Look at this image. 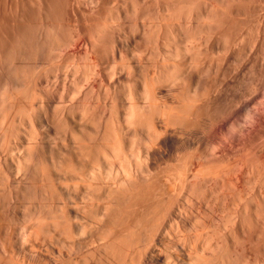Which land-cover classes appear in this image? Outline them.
<instances>
[{
  "label": "rangeland",
  "instance_id": "obj_1",
  "mask_svg": "<svg viewBox=\"0 0 264 264\" xmlns=\"http://www.w3.org/2000/svg\"><path fill=\"white\" fill-rule=\"evenodd\" d=\"M33 1H35L36 3H33ZM0 0V22H7V24H6V26H5V24L4 23H0V29H2V30H0V31H2V32H0V102H1V99H2V97L4 96V94H6L5 95V97H6V101L7 102H9L10 100L9 99H11V98H16L15 96H13V97H11V98H9V96H12L13 94L15 95H17V98L18 99H16L17 100V103H18V107L16 106V104H15V106H12V107H14V109L11 107V109L12 110H14L16 113H19V110H20V108H22L21 110H20V113L19 114H13L12 112L10 113V111H12L11 109H9L10 107L9 106H11V104L9 105V104H6L4 101V98H3V102L5 103V105L2 103H0L1 105H3V106H5L7 109V111L9 110V112H6V110L4 109L5 107H1V105H0V108L2 109V111H4L3 112V114L1 113L0 114V117H1V115H2V117L0 118L1 120H3L4 121V127L2 126V125H0V130H1V132H0V137H3V138H0V149H4L3 151H6V150H9L11 147H12V149H10V150H14V153L17 151L16 149L17 148H22V146L21 145H19V146H17V143H18V141H19V143L18 144H22L23 143V141H24V143H23V145H26L27 146V144H26V142L28 143H37L36 144V146H35V144L33 143V146H34V148H33V150H32V152H34L33 153V155H35L34 156V158H33V160H34V162H32V165L30 166V167H32V169L30 170L29 169V174H31V173H34L35 174V170L39 173L38 174V176H40V178L43 180L44 178H46V174H53V175H51V178L52 177H54V178H52V180L53 179H58V180H56L55 182H54V180H53V182L56 184V182H57V186L59 185V180H62V182L63 183H66V187H65V189H64V187L62 188H60V187H58L57 189L60 191L59 193H58V195H57V192H55L56 194L54 195L55 197H50V194H48L49 192V190H48V186H47V188L45 187L46 185H47V181H46V183H45V181H40L41 179H39L38 178V183H39V185H40V182H41V184H42V182H43V184L45 185H43L42 184V186L41 187H43L44 186V188H45V190H44V188L42 189L41 187L39 188V191H38V193H40V195L38 194V196H39V198H38V200L41 198V200H39L40 202H36V200H35V198H37V197H35L34 198V202L32 201V198L35 196V191H34V189L31 187V185L29 184V182H25V181H28V180H25V181H23L22 183H23V185H24V183L26 184V185H28L29 184V186L32 188H30L29 186H23L21 183L20 184H18L16 181V187H15V184H13V179L15 178L14 177V173H11V172H15V167L13 166L14 164H13V162H11V155L10 154H14V153H12V151L11 152H8V158L10 159H8V161H10L11 163H10V165H12V166H10L9 165V163L7 164V165H9L10 166V168L8 169V168H6L7 170V172L8 171H10V174H9V172L7 173L9 176H10V179H12L11 181H7V180H5L6 179V175L4 176V173H2V171H0L1 172V174L3 175V177L5 178H3V177H1L2 175H0V182L2 183V182H4L3 180H5L6 182H5V184H6V186L4 185V183H3V185L2 186H0V191L1 190H3L5 193L3 194V191H1L0 192V194H3V195H0V206H3L2 204H3V201H4V198L2 199V197L3 196H7V195H10L11 197H12V201L13 202H15V203H12V201L10 200V199H8V198H10L9 196H7L6 197V199L10 202L9 204H7L8 203V201L5 199V204H7V205H4L3 207H4V211L2 210V208H1V210H0V214L2 215V219H1V216H0V221L3 223L2 224V226H3V228H4V235L3 236H5L4 238H5V240L8 238V236H10V238H12V237H16L17 236V238H16V240L15 239H13L14 240V242H12V240L10 239H8L10 242H12L11 244H9L10 242L8 241V240H6V241H8V243H6V244H9V247L11 248H13V249H15V250H12V251H15V252H18V253H10V252H12V251H10L9 252V250H11V249H7L8 250V252H7V250H5L4 252H3V249H6L8 246L5 244L4 245V242H6V241H4L3 240V238H0V243L3 241V243L2 244H0V247H6V248H0L1 249V251H0V253H2L3 255H4V253H9V254H13L14 256H16V257H14V256H12V257H14V258H16V259H18V260H22V257H23V260L25 259L26 261V263H29V264H138V263H140V261L141 262H143V264H150V263H152L153 261V263L155 264V262L156 261H158V263L156 262V264H176V263H179L178 261V257L180 256V254H182L183 252V248H182V251L181 250H179L181 247H183V245H184V243L186 242H184V241H182V239L185 237V239L184 240H187L189 237H190V235L191 236H193V237H195V233H196V229L194 228L193 229V227H195L196 226V228L199 230V232L200 231H203L204 230V228H203V230H201V228L199 229V226H198V222L199 221H197V217H198V219H199V217H200V215H202L201 217H200V220L202 219L203 220V222H204V220H206V219H208V220H206V222L205 223H207L208 224V222L210 223V224H212L211 222V220H215L216 221V219H217V217L215 216L216 215V213H217V208H219L218 207V205L220 204L221 206H223V212H222V215H224L225 216V214H226V217H227V214L229 213L230 215H233V213L235 214L236 212H235V208H236V211H237V213H238V210L237 209H239V211H240V207H242L241 205H243L242 203H241V201H244L245 200V198H246V195H249V197L247 196V198H246V200L248 201L247 202V205L249 206H247V209L249 208V210H247V212H251L252 213V211H254V208L253 209H250L252 206H254L255 205V203H256V201H258V200H260L261 199V193H263L264 192V183L262 184V185H258V183H260L259 182V180H257V178H259V176L261 175V177L263 178H259L260 179V181L262 182L263 180H264V175L263 174H261L262 172L264 173V169H262L261 168V164H263V160H264V0H241V2L239 1V0H233V2H235L236 1V3H234V7L232 6V7H230L231 5H229V10L227 9V11H229V12H226V8L228 7L226 4L228 3V0H225V2H224V0H219L218 2L215 0L213 3H216V5H214L213 7H215L216 8V6H217V4H218V7H219V9H218V7L216 8V9H218L217 10V12L219 13V15H218V13H216V9L215 8H213V9H215L214 11H213V9L211 10V12H214L213 14H211V12H210V10L208 11V9H211V4H210V2L209 3H207L208 2V0H200L201 2H202V4H200L201 2H199V0H197V2H196V0H194V2H196V4L195 3H193V5L195 4V6H193V5H191L192 4V2H190V0H187V2H186V0H183V1H185L187 4L188 3H190V6H191V9H193V12H194V9H197V10H200V11H203V12H200V11H198V12H200V14H199V17H198V21L200 22V24L199 23H197V20L194 18V24H196L197 25V27L196 28H198L197 30L195 29V25L193 24V22L191 23V27H189V29H191V31L193 30H196L194 33H196L197 35H194V33H193V31L191 32L189 29L187 30L188 32V34L186 33V35H185V33L183 32V33H181L180 31H185V29L183 28V27H185V26H187L188 27V24L186 23V24H184L185 26H181L183 23H185L186 21L184 20V16L186 15V11L188 10V8H189V10H191L190 9V6H189V4L187 5V4H184L183 6V10L185 11V13H184V11L182 10V12H183V14L182 15H179V16H183L182 17V20H183V22H181V21H179L180 20V17L178 16V13H179V6L176 8V7H174V5H177L178 3H175L174 4V2H175V0H173V7L171 8V6L172 5H169L170 7V9H171V11H172V9L173 8H176V9H178V10H174L173 9V12L172 13H174V11H177V14L175 15V14H173V16H171V17H168L169 15H171V12L169 11V12H165L166 14H167V16L165 15L164 16V12H163V10H167V8L166 7H168V6H166L167 4H165L166 3V1L167 0H41L42 2H41V4H42V6H43V9L41 10V8L42 7H40L39 6V8L37 7L39 4L37 3V1L38 0ZM66 1V2H65ZM147 1V2H146ZM177 1H180V0H176V2ZM183 1H182V3L181 2H179V4L180 5H182L183 4ZM189 1V2H188ZM211 1V0H210ZM51 2V3H50ZM92 2L94 3V4H92ZM111 4H110V3ZM136 3V4H134V3ZM163 2H165V3H163ZM169 2H170V0H169ZM172 2V1H171ZM184 2V3H185ZM199 2V3H198ZM205 2V3H204ZM226 3V4H224V3ZM247 2V3H246ZM252 2V3H251ZM254 2V3H253ZM96 3V4H95ZM128 3V4H127ZM138 3V4H137ZM158 3V4H157ZM168 3V2H167ZM206 3H207V5H206ZM222 3V4H221ZM229 3H232V0H231V2L229 1ZM228 3V4H229ZM26 4V5H25ZM34 4V5H33ZM35 4H37V5H35ZM98 4V5H97ZM132 4H133V6H136V7H134L133 8V6H132ZM165 4V5H164ZM169 4V3H168ZM172 4V3H171ZM210 4V5H209ZM224 4V5H223ZM233 4V3H232ZM242 4V5H241ZM11 5V6H10ZM18 5V6H17ZM65 5V6H64ZM78 5V6H77ZM90 5V6H89ZM95 5V6H94ZM101 5H103V6H101ZM116 5V6H115ZM120 5V6H119ZM129 6V9L127 8V6ZM164 5V6H163ZM199 5V6H198ZM204 5H205V7H204ZM224 6V7H222V6ZM236 5V6H235ZM35 6V7H34ZM58 6V7H57ZM72 8H71V7ZM100 6V7H99ZM123 6H124V8H123ZM185 6H187V8H185ZM210 6V8H208V7ZM226 6V7H225ZM77 7V8H76ZM131 7V8H130ZM148 7V8H147ZM165 7V8H164ZM193 7H196V8H193ZM199 9H198V8ZM206 7H207V9H206ZM258 7V8H257ZM5 8V9H4ZM14 8V9H13ZM26 8V9H25ZM35 8V9H34ZM36 8L38 9V10H36ZM51 8V9H50ZM91 8V9H90ZM141 8V9H140ZM234 8H236L235 10H234ZM11 9V10H10ZM21 9H23L22 11H24V12H22L21 11ZM158 9V10H157ZM187 9V10H186ZM221 9H224L223 11H225V13L221 10ZM231 9L233 10V12H231ZM30 10V11H29ZM118 10H120V11H118ZM129 12H128V11ZM137 10H139V11H137ZM205 10H206V12H207V14H209V15H205ZM220 10V11H219ZM260 10V11H259ZM19 11V12H18ZM32 11V12H31ZM37 11V12H36ZM41 11V12H40ZM95 11V12H94ZM123 11H125V12H123ZM136 11V12H135ZM144 11V12H143ZM181 11V10H180ZM192 11V10H191ZM33 12L35 13V14H33ZM121 12V13H120ZM126 12H128V13H126ZM161 12V13H160ZM182 12H180V13H182ZM197 12V11H196ZM210 12V13H209ZM222 12V13H221ZM251 12V13H250ZM17 13H18V15H17ZM24 13V14H23ZM74 13V14H73ZM101 13H103V14H101ZM106 13V14H105ZM134 13V14H133ZM135 13H137V15H135ZM160 13V14H159ZM176 13V12H175ZM224 13V15H222ZM227 13V14H226ZM228 13H229V15H228ZM233 15H232V14ZM31 14H33V15H31V17H30V15ZM36 14H37V16H36ZM45 14V15H44ZM105 14V15H104ZM107 14H109V15H107ZM116 14V15H115ZM125 14V15H124ZM126 14H128V15H126ZM159 14V15H158ZM202 14H204V15H202ZM217 14V15H216ZM220 14H221V16H220ZM226 14V15H225ZM2 15V16H1ZM94 15V16H93ZM100 15V16H99ZM123 15V16H122ZM133 15V16H132ZM163 17L164 16V18H162L161 16ZM211 15V16H210ZM237 15V16H236ZM23 16V17H22ZM26 18H25V17ZM40 16V17H39ZM49 16V17H48ZM103 16V17H102ZM105 16V17H104ZM107 16H109L108 18H107ZM118 16V17H117ZM137 18H136V17ZM174 16L176 17V21L178 22H181L182 24H180V26L183 28L182 30H181V27L180 28H176V27H179L177 24L179 23H177V24H175L176 23V21H175V18H174ZM202 16H203V18H202ZM215 16V17H214ZM218 16L220 17V19L218 18ZM226 16V17H225ZM228 16H231L230 17V19H229V17ZM247 16V17H246ZM256 16V17H255ZM32 18V20L31 21H29L30 20V18ZM35 17H36V19H37V21H36V19H35ZM54 17V18H53ZM65 17V18H64ZM110 17H112V18H110ZM122 17V18H121ZM178 17V18H177ZM210 17V18H209ZM212 17V18H211ZM216 17H217V19H219V20H216V22H215V19H216ZM234 17V18H233ZM12 18V19H11ZM22 18V19H21ZM67 18V19H66ZM73 18V19H72ZM139 18V19H138ZM157 18H158V20H157ZM165 18H168V19H166V21L167 20H169V21H165ZM169 18H171V20H174L173 22L169 19ZM202 19V21H204V22H202L200 19ZM205 18H207V19H205ZM225 18V22L224 21H220L221 19L223 20ZM228 19V21H229V23L226 21L227 19ZM232 18V19H231ZM258 18V19H257ZM29 19V20H28ZM33 19H35V20H33ZM48 19V20H47ZM64 19V20H63ZM98 19V20H97ZM103 19H105V20H103ZM107 19V20H106ZM110 19V20H109ZM118 19V20H117ZM138 19V20H137ZM161 19H164V20H162L161 21ZM178 19V20H177ZM205 19V20H204ZM210 19V20H209ZM211 19H212V21H211ZM238 19V20H237ZM243 19V20H242ZM27 20V21H26ZM41 20V21H40ZM73 20V21H72ZM101 20V21H100ZM112 20V21H111ZM143 20H144V23H143ZM147 22H146V21ZM148 20H149V22H148ZM157 21V23H159V25L156 23V21ZM206 20H207V22H206ZM235 20V21H234ZM10 21H12V22H10ZM23 23H22V22ZM64 21V22H63ZM134 21H138L137 23L135 22L134 23ZM142 21V22H141ZM165 22V24L166 25H164V22ZM218 21H220V23L218 22ZM231 21H233V22H231ZM244 21H246V22H244ZM257 21V22H256ZM260 21V22H259ZM5 22V23H6ZM18 22H20V23H18ZM25 22V23H24ZM48 22V23H47ZM91 22V23H90ZM152 24H151V23ZM161 22V23H160ZM196 22V23H195ZM206 22V23H205ZM209 22V23H208ZM223 22H224V24H223ZM235 22V23H234ZM255 24H254V23ZM22 23V24H21ZM32 23H33V25H32ZM38 23V29L36 30L34 27H36L35 25ZM96 23V24H95ZM106 25H105V24ZM140 23V24H139ZM148 23V24H147ZM154 23V24H153ZM156 23V24H155ZM172 23V24H171ZM208 23V24H207ZM212 23V24H211ZM216 23H219V25L221 26V28H220V26H218ZM221 23L224 25H221ZM228 25H227V24ZM241 23V24H240ZM244 23V24H243ZM251 23V24H250ZM1 24H4V25H1ZM31 24V25H30ZM35 24V25H34ZM43 24V25H42ZM47 24V25H46ZM50 24H52V25H50ZM68 24V25H67ZM104 24V25H103ZM113 24H114V26H113ZM136 24V25H135ZM149 24H151V25H149ZM161 24H163V25H161ZM204 24H206L208 27H210V28H208V27H206V25H204ZM216 24V25H215ZM243 24V25H242ZM246 24V25H245ZM254 24V25H253ZM42 27H41V26ZM46 25V26H45ZM109 26V28H107L108 26ZM140 25V26H139ZM144 25H146L145 26V28H143L144 27ZM149 25V26H148ZM155 25V26H154ZM176 26L175 28H174V26ZM202 25V26H201ZM212 25V26H211ZM253 27H252V26ZM18 26V27H17ZM48 26V27H47ZM54 27V30H53V27ZM104 26V27H103ZM137 26H139L138 28H136ZM143 26V27H142ZM153 27V29H155V30H153L152 29V27ZM162 26V27H161ZM165 26H167V27H164ZM169 26V27H168ZM170 26H171V28H170ZM194 26V27H193ZM203 26H205L204 27V29L205 30H202L203 29ZM250 26V27H249ZM11 27V28H10ZM40 27V28H39ZM46 27V28H45ZM94 27V28H93ZM112 27V28H111ZM187 27H185V28H187ZM200 27H202V28H200ZM216 27H217V29H216ZM222 27H224L223 29H225V32H224V30L222 31ZM230 27V28H229ZM236 27V28H235ZM252 27V28H251ZM257 27V28H256ZM10 28V29H9ZM51 28V29H50ZM67 28V29H66ZM102 28V29H101ZM148 28H151V29H148ZM156 28L158 29L157 30V32H156ZM160 28H161V30H160ZM163 28V29H162ZM174 28V29H173ZM207 28V29H206ZM228 28V29H227ZM5 29H7V30H5ZM8 29H9V31H8ZM20 29V30H19ZM42 29V30H41ZM69 29V30H68ZM81 29V30H80ZM139 31H138V30ZM149 31H148V30ZM167 30V32H166V30ZM170 29H171V31H170ZM179 30V31H176V30ZM221 29V30H220ZM249 29V30H248ZM260 29V30H259ZM27 30V31H26ZM44 30V31H43ZM68 30V31H67ZM76 30V31H75ZM103 30V31H102ZM145 30V31H144ZM160 30V31H159ZM165 30V31H164ZM169 30V31H168ZM174 30L176 31V32H178V34H179V32L181 33V35H178L177 33H173L174 32ZM210 30H211V32H210ZM218 30V31H217ZM233 30H235V31H233ZM240 30V31H239ZM6 31H7V33H6ZM113 32L114 33V31L116 32V33H114V35H112V33H110V32ZM145 33H144V32ZM146 31H147V34H151L152 33V31H154V37H156V35H160L159 36V38H152L153 37V33H152V35H148L149 36V40L148 39H146L147 37H144L145 35H147L146 34ZM162 31H164V32H162ZM198 31H200V32H198ZM203 31V32H202ZM204 31H206V32H204ZM237 31V32H236ZM19 32V33H18ZM23 32V33H22ZM36 32V33H35ZM45 32V33H44ZM68 32V33H67ZM75 32V33H74ZM98 32V33H97ZM141 34H140V33ZM190 32L192 33V34H190ZM198 32V33H197ZM202 32V33H201ZM208 32V33H207ZM214 32V33H213ZM221 32H223V33H221ZM258 32V33H257ZM1 33H2V35H1ZM29 33V35L27 36V34ZM33 33V34H32ZM62 33V34H61ZM67 33V34H66ZM70 33H71V36L72 37H70ZM118 33V34H117ZM158 33V34H157ZM163 33H165V34H163ZM167 33V34H166ZM205 33V34H204ZM211 33V34H210ZM236 33V34H235ZM257 33V34H256ZM5 34H7V35H5ZM9 34V35H8ZM13 34V35H12ZM39 34V35H38ZM98 34V35H97ZM100 34V35H99ZM103 36H102V35ZM143 34V35H142ZM145 34V35H144ZM201 34V35H200ZM203 34V35H202ZM210 34V35H209ZM215 34V35H214ZM229 34V35H228ZM245 34V35H244ZM16 35V36H15ZM24 35H25V37H24ZM61 35V36H60ZM64 35V36H63ZM116 35V36H115ZM135 35V36H134ZM140 35H141V38H140ZM172 37H171V36ZM179 38H181V39H178V37ZM185 35V36H184ZM194 35V37H192L191 38V36H193ZM212 35V36H211ZM214 35V36H213ZM241 35V36H240ZM143 36V37H142ZM152 36V37H151ZM173 36H174V38H173ZM186 36H188L187 38H185ZM189 36H190V38H189ZM195 36H196V38L197 39H195L194 40V38H195ZM201 38V40L198 38ZM205 36H207V37H205ZM208 36H210L211 38H209ZM218 36V37H217ZM243 36V37H242ZM249 36V37H248ZM29 37V38H28ZM90 37H92V42H94L93 44L91 43V38ZM138 37V38H137ZM177 39H176V38ZM236 37V38H235ZM247 37V38H246ZM75 38H77V39H75ZM81 38V39H80ZM115 38V39H114ZM121 38V39H120ZM152 38V39H151ZM168 38V39H167ZM170 38H172V39H170ZM189 38V39H188ZM214 38V39H213ZM261 38L263 39V40H261ZM5 39V40H4ZM73 42L72 44L70 43V40ZM83 39V40H82ZM96 39V40H95ZM98 39V40H97ZM126 39V40H125ZM136 39V40H135ZM187 39V40H186ZM192 39H193V42H192ZM206 39V40H205ZM212 39V40H211ZM241 39V40H240ZM255 39V40H254ZM4 40V41H3ZM23 40V41H22ZM77 40V41H76ZM80 40V41H79ZM85 40V41H84ZM90 40V41H89ZM95 40V41H94ZM100 40V41H99ZM121 40V41H120ZM122 40H124L125 41V43H124V41H122ZM131 41V45H130V41ZM145 42H144V41ZM155 40V41H154ZM169 40V41H168ZM180 41V42H177V41ZM184 40V41H183ZM199 40V41H198ZM203 40H205V42H209V40H211L209 43H211V44H209L208 43V45H210V46H208ZM231 40V41H230ZM237 40V41H236ZM239 40V41H238ZM245 40H247V41H245ZM6 41V42H5ZM34 41V42H33ZM70 43L69 45H68V43ZM79 41V42H78ZM87 41V42H86ZM110 41V42H109ZM134 41H137V42H134ZM150 41V42H149ZM156 41H158V42H156ZM160 41V42H159ZM173 41V42H172ZM176 41V42H175ZM183 41V42H182ZM214 41H216V42H214ZM242 43H241V42ZM245 41V42H244ZM18 42V43H17ZM31 42V43H30ZM41 42V43H40ZM57 42V43H56ZM61 42V43H60ZM67 43V44H64V43ZM78 42V43H77ZM82 42V43H81ZM98 42H100L99 44H98ZM106 42V43H105ZM148 42V43H147ZM213 42V43H212ZM221 42H222V44H221ZM236 42V43H235ZM261 42V43H260ZM263 42V43H262ZM3 43V44H2ZM23 43V44H22ZM84 43V44H83ZM87 43V44H86ZM102 43V44H101ZM157 43V44H156ZM190 43V44H189ZM194 43V44H193ZM202 43H203V45H202ZM238 43V44H237ZM2 44V45H1ZM15 44V45H14ZM17 44V45H16ZM33 44V45H32ZM95 44H97V45H95ZM117 44V45H116ZM126 44V45H125ZM129 46H128V45ZM148 44V45H147ZM151 44V45H150ZM162 46H161V45ZM171 44H173V45H171ZM175 44V45H174ZM182 44V45H181ZM192 44H193V46H192ZM219 44V45H218ZM244 44V45H243ZM10 45V46H9ZM12 45V46H11ZM23 45H24V47H23ZM60 45V46H59ZM66 47H65V46ZM81 45V46H80ZM88 45V46H87ZM101 45V46H100ZM116 45V46H115ZM143 45V46H142ZM159 45L161 46V47H159ZM203 46V47H201V46ZM212 45V46H211ZM214 45V46H213ZM259 45V46H258ZM37 46V47H36ZM71 46V47H70ZM72 46H74L73 48H72ZM114 46H115V48H117V49H115L114 48ZM128 46V47H127ZM167 46H171V47H167ZM182 46H184V49H183V47ZM187 46V47H186ZM190 46V47H189ZM193 48H192V47ZM198 46H200V47H198ZM206 46H208V47H206ZM235 46V47H234ZM249 46V47H248ZM262 46V47H261ZM19 47V48H18ZM63 47V48H62ZM70 47V48H69ZM77 49H76V48ZM126 47V48H125ZM133 47V48H132ZM146 47V48H145ZM149 47H153L152 49L151 48H149ZM159 47V48H158ZM164 47H165V49H164ZM177 47H178V49H177ZM196 47V48H195ZM210 47V48H209ZM238 47H240V49L238 48ZM248 47V48H247ZM26 48V49H25ZM39 48V49H38ZM57 48V50H56V53L53 55V53H54V51H55V49ZM61 48V49H60ZM67 50H66V49ZM69 48V49H68ZM88 50H87V49ZM102 48V49H101ZM148 48V49H147ZM160 50V52L158 51V49ZM167 48V49H166ZM179 48H181V50H179ZM188 48H192V49H188ZM195 48V49H194ZM207 48V49H206ZM220 48V49H219ZM231 48V49H230ZM235 48V49H234ZM260 48V49H259ZM42 49V50H41ZM98 50L99 51V55L102 57V59L100 58V56L97 54L98 53V51H96V50ZM126 49V50H125ZM168 49H169V51H168ZM171 49V50H170ZM183 49V50H182ZM186 49V50H185ZM198 49H200V50H198ZM202 49H203V51H202ZM206 49V50H205ZM209 49V50H208ZM229 49V50H228ZM233 49V50H232ZM4 50V51H3ZM11 50V51H10ZM15 50V51H14ZM63 50V51H62ZM66 50V51H65ZM87 50V51H86ZM97 52L96 54H95V51ZM110 50H111V52H110ZM113 50V51H112ZM124 50V51H123ZM153 50V51H152ZM166 52H165V51ZM173 50V51H172ZM193 50H195V55H193V56H191L193 53ZM225 50V51H224ZM231 50V51H230ZM249 50V51H248ZM255 52H254V51ZM259 50V51H258ZM3 51V52H2ZM60 51V52H59ZM72 51V52H71ZM78 51V52H77ZM114 51L116 52V53H114ZM120 51H122V52H120ZM131 51H133V52H131ZM137 51V52H136ZM138 51H139V53H138ZM148 51V52H147ZM168 51V52H167ZM176 51H178V53H176ZM180 51H182V54L180 53ZM187 51H189L190 53H192V54H190L189 52H187ZM192 51V52H191ZM200 51V52H199ZM234 51V52H233ZM14 52V53H13ZM66 54H65V53ZM76 52V53H75ZM87 52V53H86ZM89 52V53H88ZM91 52V53H90ZM93 52H94V54H93ZM113 52V53H112ZM125 52V53H124ZM137 54H136V53ZM149 52H150V54H149ZM174 52V53H173ZM189 53V55L187 54V53ZM197 52V53H196ZM219 52V53H218ZM18 53V54H17ZM21 53V54H20ZM24 53V54H23ZM42 53V54H41ZM70 53H71V55H70ZM73 53H75V54H73ZM78 53V54H77ZM85 53V54H84ZM128 53H129V55H128ZM131 53H133V54H135L136 55V57H134V55L133 54H131ZM165 53V54H164ZM171 53V54H170ZM186 53V54H185ZM202 53V54H201ZM253 53V54H252ZM260 53V54H259ZM27 54V55H26ZM52 54V55H51ZM61 54V55H60ZM64 54H65V56H64ZM68 54V56L69 57H67L66 55ZM88 54V55H87ZM111 54H113V55H111ZM139 54V55H138ZM149 54V55H148ZM152 54V55H151ZM156 54V55H155ZM181 54V55H180ZM185 55V56H182V55ZM199 54V55H198ZM222 54V55H221ZM227 54V55H226ZM250 54H251V56H250ZM256 54V55H255ZM12 55V56H11ZM41 55V56H40ZM43 55V56H42ZM97 55V56H96ZM116 55V56H115ZM147 55V56H146ZM169 55V56H168ZM174 55V56H173ZM176 55V56H175ZM178 55H179V57H178ZM197 55H198V57H197ZM201 55H203V56H201ZM234 55V56H233ZM51 56V57H50ZM115 56V57H114ZM126 56V57H125ZM139 56V57H138ZM145 56V57H144ZM153 56V57H152ZM155 56V57H154ZM158 56V57H157ZM173 58H172V57ZM247 56H249V57H247ZM255 56H257V57H255ZM8 57V58H7ZM22 59H21V58ZM26 57V58H25ZM36 57V59H34ZM55 57H56V59H55ZM58 57V58H57ZM88 57V59H86ZM128 57V58H127ZM151 57V58H150ZM165 57V58H164ZM192 57V58H191ZM202 57H204V58H202ZM213 57V58H212ZM225 57V58H224ZM60 58V59H59ZM63 58V59H62ZM104 58V59H103ZM108 58L110 59V61L108 60ZM125 58V59H124ZM177 60H176V59ZM178 58H180V59H178ZM195 58H198V59H202V60H198V62H197V59L196 60H194ZM205 58H207V59H205ZM212 58V59H211ZM217 58V59H216ZM221 58V59H220ZM243 58V59H242ZM9 59L12 61H9ZM58 59V60H57ZM67 59V60H66ZM68 59H70V60H68ZM114 59V60H113ZM116 59V60H115ZM137 59V60H136ZM153 59H155V61L153 60ZM162 59H163V61H162ZM164 59H165V61H164ZM169 59V60H168ZM170 59H171V61H170ZM183 59V60H182ZM189 59H191V60H189ZM209 59V60H208ZM213 59H214V62H213ZM247 59V60H246ZM260 59V60H259ZM8 61V62H6V61ZM50 62H49V61ZM52 60V61H51ZM60 60V61H59ZM75 60V61H74ZM78 60V61H77ZM87 60H88V62H87ZM93 60V62H91ZM101 60V61H100ZM125 60V61H124ZM131 60V61H130ZM141 60V61H140ZM143 60V61H142ZM150 60V61H149ZM167 60H168V62H167ZM177 62H176V61ZM178 60H179V62H178ZM184 60H186V61H184ZM192 60H193V62L194 63H192ZM244 60H245V62H244ZM254 60V61H253ZM38 61V62H37ZM137 61H140L139 63L137 62ZM175 63H174V62ZM190 61V62H189ZM201 61H203V62H201ZM207 61V62H206ZM210 61V62H209ZM242 61V62H241ZM247 61H249V62H247ZM251 61V62H250ZM254 63H253V62ZM46 62V63H45ZM56 62H58V63H56ZM64 63V65L62 64V63ZM91 62V63H90ZM100 62H102V63H100ZM108 64H107V63ZM125 62H127V63H125ZM143 62V63H142ZM172 62H173V64H172ZM181 62H186L185 64L184 63H181ZM224 62V63H223ZM227 62V63H226ZM241 62V63H240ZM8 63H9V65H8ZM10 63L12 64V68L10 67L11 65H10ZM17 63V64H16ZM54 63V64H53ZM96 63V64H95ZM115 63H117V64H115ZM124 63H125V65H124ZM142 63V64H141ZM155 63V64H154ZM165 63V64H164ZM167 63V64H166ZM168 63H170L169 65H168ZM179 63H180V65L182 66H186L185 68L182 66H180L179 65ZM189 63V64H188ZM194 64V66L193 65H191V64ZM196 63V64H195ZM204 63V64H203ZM213 64V65H210V64ZM240 63V64H239ZM251 63H253V64H251ZM31 64H32V66H31ZM34 64V65H33ZM55 64H57V65H59V66H57V65H55ZM70 64V65H69ZM73 66H72V65ZM79 64H81V65H79ZM84 66H83V65ZM93 64H95V65H93ZM115 64V65H114ZM139 64L140 65H142V66H139ZM174 64H177V65H174ZM197 64H199V65H197ZM203 64V65H202ZM263 66H262V65ZM21 65V66H20ZM47 65V66H46ZM53 65V66H52ZM90 65V66H89ZM92 65H93V67H92ZM101 65V66H100ZM121 67H120V66ZM129 65H130V67H129ZM132 65V66H131ZM164 65H167V66H169V67H167V66H164ZM170 65H172V67H171V69H170ZM187 65H189V66H187ZM202 65V66H201ZM205 65V66H204ZM207 65V66H206ZM209 65V66H208ZM231 65V66H230ZM237 65V66H236ZM35 66V67H34ZM46 66V67H45ZM49 66V67H48ZM77 66V67H76ZM79 66V67H78ZM99 66V67H98ZM106 66V67H105ZM111 66H113L112 68H111ZM118 66V67H117ZM125 66V67H124ZM126 66H127V68H126ZM134 66V67H133ZM160 66V67H159ZM175 66V68L176 69H179L178 70V72H177V70L175 69V68H173ZM178 66H179V68H178ZM190 66H191V68H190ZM197 66V67H196ZM244 66V67H243ZM44 67H45V69H44ZM58 67V68H57ZM67 68V70H66V68ZM69 67V68H68ZM71 67V68H70ZM75 67V68H74ZM129 67V68H128ZM132 67V68H131ZM150 67V68H149ZM166 67H167V69H166ZM193 67V68H192ZM201 67V68H200ZM209 67V68H208ZM10 68V69H9ZM14 68V69H13ZM38 68V69H37ZM57 68V69H56ZM60 68V69H59ZM77 68V69H76ZM94 70H93V69ZM96 68V69H95ZM98 68V69H97ZM106 68H107V71H106ZM124 68V69H123ZM130 68L132 69V71L130 70ZM136 68H137V70H136ZM140 68V69H139ZM141 68H143V69H141ZM159 68V69H158ZM164 68V69H163ZM242 68V69H241ZM13 71H12V70ZM17 69H18V71L20 72L19 74H18V71H17ZM37 69V70H36ZM45 71H44V70ZM46 69H47V71H48V73H47V71H46ZM53 69H54V71H53ZM56 69V70H55ZM83 69L85 70V72L83 71ZM89 69H90V71H89ZM110 69H112V70H110ZM149 69V70H148ZM180 69H182V70H180ZM184 69V70H183ZM186 69V70H185ZM190 69V70H189ZM195 71H193V70ZM206 69V70H205ZM208 69V70H207ZM262 69V70H261ZM9 70V71H8ZM11 70V71H10ZM23 70H25V71H23ZM31 70H33V71H31ZM41 70H43L44 72H42ZM61 70H63V71H61ZM72 70V72H70ZM74 70V71H73ZM77 70V71H76ZM88 70V71H87ZM103 70V72H101V74L99 73L100 71H102ZM135 70V71H134ZM141 70V71H140ZM156 70V71H155ZM157 70H159V72L157 71ZM166 70H171V71H169V72H174L173 74H174V76L175 77H173V74H172V77L170 78L171 80H172V84H173V81H174V83H175V85L173 84V86L170 84V83H167V82H169L166 78H169L170 76V74L168 73V71L166 72ZM173 70V71H172ZM176 70V71H175ZM198 70V71H197ZM232 70V71H231ZM39 71V72H38ZM53 71V72H52ZM94 71V72H93ZM98 72V73H95V72ZM112 71V72H111ZM123 71V72H122ZM203 71H206V72H203ZM238 71H240L239 72V74H237L238 73ZM254 71V72H253ZM12 72V73H11ZM23 72V73H22ZM25 72V73H24ZM34 72V73H33ZM41 72H42V75H41ZM50 72H52V74H54V75H52ZM76 74H75V73ZM83 72L84 73H86V75L84 76L83 75ZM122 72V73H121ZM136 72V73H135ZM144 72H146V73H144ZM162 72H164L163 74L164 75H166V74H169V75H167V77L166 78H164L165 76L162 74ZM180 72L181 73H184L185 75L186 74H188V78L190 77V80L187 78H185V77H187V75L185 76V77H183V75L182 74H180ZM187 72V73H186ZM189 72V73H188ZM204 73V74H202V73ZM217 72V73H216ZM14 73V74H13ZM31 73V74H30ZM45 73V74H44ZM51 75H50V74ZM67 73V74H66ZM72 75V76H70V74ZM130 73H131V75H130ZM157 73V74H156ZM161 73V74H160ZM166 73V74H165ZM196 73H197V75H196ZM207 73V74H206ZM229 73V74H228ZM236 73V74H235ZM8 74V75H7ZM22 76H21V75ZM24 74V75H23ZM27 74V75H26ZM36 74V75H35ZM39 74H40V76H39ZM63 74V75H62ZM64 74H66L67 76H65V78H64ZM74 74H75V76H77V77H75L74 76ZM78 74V75H77ZM95 74V75H94ZM97 74V75H96ZM102 75V76H100V75ZM111 74V75H110ZM121 74V75H120ZM124 74V75H123ZM126 74V75H125ZM150 74V75H149ZM159 74V75H158ZM181 76H180V75ZM195 74V75H194ZM200 74H202V76L200 75ZM256 74V75H255ZM263 74V75H262ZM14 77H13V76ZM20 75V76H19ZM26 75V76H25ZM38 75V76H37ZM49 75V76H48ZM87 75H88V77H89V75H90V78L88 79V77H87ZM94 75V76H93ZM98 75H99V78H98ZM113 75L115 76V78L113 77ZM139 75V76H138ZM145 75V76H144ZM147 75V76H146ZM161 76V78L159 79V80H157L159 77L158 76ZM162 75L164 76V77H162ZM177 75L178 76H180V77H177ZM193 75V77H191V76ZM198 75H200V77L198 76ZM234 75H235V77H234ZM262 75V76H261ZM12 76V77H11ZM25 76V77H24ZM34 76V77H33ZM47 76V77H46ZM52 76V77H51ZM59 76V77H58ZM95 76H97V77H95ZM127 76V77H126ZM149 76H151V78H149ZM156 76V77H155ZM169 76V77H168ZM196 76V77H195ZM228 76V77H227ZM258 76V77H257ZM5 77V78H4ZM10 77V78H9ZM15 77H17V78H15ZM19 77V78H18ZM44 79H43V78ZM48 79V81H47V79ZM58 77V78H57ZM67 77V78H66ZM72 77V78H71ZM81 77H83V78H81ZM100 77H101V79H100ZM106 77V78H105ZM110 77H113V78H110ZM118 77V78H117ZM130 77V78H129ZM145 77H147V79L145 78ZM154 77V78H153ZM158 77V78H157ZM177 77V78H176ZM183 77V78H182ZM208 77V78H207ZM245 77V78H244ZM23 80H22V79ZM31 78V79H30ZM36 78V79H35ZM38 78V79H37ZM40 78H41V80H42V82L43 83H41V80H40ZM56 78V79H55ZM62 78H64V81H65V79H66V82H63V79ZM75 78H77V79H75ZM80 78V79H79ZM97 80H96V79ZM104 78V79H103ZM109 78V79H108ZM117 78V79H116ZM134 78V79H133ZM156 78V79H155ZM177 80H176V79ZM179 78V79H178ZM185 78V80H184V82H183V79ZM193 78V79H192ZM198 78V79H197ZM210 78V79H209ZM212 78V79H211ZM215 80H214V79ZM218 78V79H217ZM222 78V79H221ZM10 79V80H9ZM27 79H29V80H27ZM33 79H35V80H33ZM46 79V80H45ZM69 79H70V81H69ZM83 81H82V80ZM87 79V80H86ZM99 79V80H98ZM116 80V82H115V80ZM133 79V80H132ZM141 79H143V80H141ZM144 79H145V81H144ZM148 79H151V81L149 80V82H148ZM162 79H164V80H166V81H164V82H162ZM197 79V80H196ZM224 79V80H223ZM256 79V80H255ZM8 80V81H7ZM19 80V81H18ZM33 80V81H32ZM39 80H40V82H39ZM68 80V81H67ZM72 80V81H71ZM76 81L77 82V84L78 85H76L75 83L76 82H74V81ZM82 82H80V81ZM100 80H102V81H100ZM105 80V81H104ZM124 80V81H123ZM125 80H126V82H125ZM179 80H181V81H179ZM193 80V81H192ZM199 80V81H198ZM201 80V81H200ZM206 80V81H205ZM218 80V81H217ZM235 80V81H234ZM27 81H29V82H27ZM34 81H36V83H37V81H38V83H37V85L39 84V86H38V88H40L41 86H43V85H46L47 86V88H50V89H48L47 90V88H45V86H43L42 88H40L41 90L43 89V90H46L45 92L46 93H48V92H50V90L52 89V90H54V88H55V91H54V93H53V91H52V93H48V95L49 96H51V94L52 95H54L55 97H53V96H51V100L50 99H48V97L46 96L45 98H43L45 95H40V94H38V95H35L36 93L35 92H33L34 91ZM55 83H53V82ZM79 81V82H78ZM89 81H91V82H89ZM95 81H96V83H95ZM101 83H99V82ZM104 81V82H103ZM144 81V82H143ZM176 81L178 82V83H176ZM186 81V82H185ZM196 81V82H195ZM257 81V82H256ZM6 82V83H5ZM12 83V84H10V83ZM85 82V83H84ZM87 82H89V83H87ZM107 82V83H106ZM110 82V83H109ZM122 82V83H121ZM125 82V83H124ZM156 82H158V83H156ZM159 82H161V83H159ZM190 82H192V83H190ZM5 83V84H4ZM23 83H25V84H23ZM34 83V84H33ZM74 83V84H73ZM92 83H93V85H92ZM98 83V84H97ZM111 83H113V84H111ZM117 83V84H116ZM149 83H151L150 85H152V84H154V85H152L151 87L148 85ZM163 83V85H161ZM167 85H166V84ZM179 83H181V84H179ZM185 83L186 84H188V85H186L185 86ZM261 83V84H260ZM30 84V85H29ZM33 84V85H32ZM43 84V85H42ZM51 84V85H50ZM65 84V85H64ZM68 84L70 85V86H68ZM72 84V85H71ZM80 84L82 85V86H80ZM106 84H108V86H107V88H106ZM111 84V85H110ZM129 84V85H128ZM133 84V85H132ZM139 84V85H138ZM168 84H170V85H168ZM185 86V89H184V86ZM198 84V85H197ZM225 84V85H224ZM230 84V85H229ZM245 84V85H244ZM7 85V86H6ZM17 86V88L16 87H13V86ZM19 85V86H18ZM26 85H27V87H26ZM54 85V86H53ZM74 85H76L77 86V88H76V86H74ZM84 85V86H83ZM146 85H147V87H146ZM158 85H159V87H158ZM179 85H181V86H179ZM214 85V86H213ZM215 85H217V86H215ZM255 87H254V86ZM9 86V87H8ZM23 86V87H22ZM31 86H32V88H31ZM61 86V87H60ZM67 86V87H66ZM72 86V87H71ZM80 86V87H79ZM86 86H87V89H86ZM92 86V89L90 88ZM101 87V89H99L100 87ZM102 86H104V87H102ZM135 87V89H133L134 87ZM140 86H144V87H140ZM154 86H156V88L154 87ZM160 86H162V87H160ZM164 86V87H163ZM174 86H176V88L174 87ZM205 86V87H204ZM227 86V87H226ZM29 87V88H28ZM53 87V88H52ZM69 87V88H68ZM80 88V90H79V88ZM83 87H84V89H83ZM148 88L147 90H146V88ZM154 87V88H153ZM187 87H189V88H187ZM197 87V88H196ZM199 87V88H198ZM262 87V88H261ZM2 88V89H1ZM12 88V89H11ZM19 88H21V89H19ZM26 88V89H25ZM64 88V89H63ZM68 88V89H67ZM73 88H74V90H73ZM90 88V89H89ZM110 89V91H111V93H109L108 92V90ZM115 88V89H114ZM122 88H124V89H122ZM142 88H144V90L142 89ZM178 88L181 90V88H182V90L181 91H179L178 90ZM201 88V89H200ZM221 88V89H220ZM227 88V89H226ZM28 89V90H27ZM31 91H30V90ZM59 89V90H58ZM105 89V90H104ZM157 89V90H156ZM187 90V91H185V93H184V90ZM197 89V90H196ZM200 89V90H199ZM210 89H212V90H210ZM256 89V90H255ZM3 90H6V91H3ZM14 90V91H13ZM23 92H22V91ZM33 90V91H32ZM36 90V89H35ZM69 90V91H68ZM87 90H89L90 92H88V94H87ZM92 90V91H91ZM116 90V91H115ZM124 90V91H123ZM129 90V91H128ZM132 90V91H131ZM136 90L137 91H139V92H136ZM152 90V91H151ZM174 90V91H173ZM190 90V92H191V94H190V92L189 93H187L188 91ZM262 90V91H261ZM17 91V92H16ZM18 91H20V92H18ZM25 91H26V93H25ZM28 91V92H27ZM30 91V92H29ZM40 91V90H39ZM48 91V92H47ZM58 91V92H57ZM66 91H68V94H67V92ZM74 91V92H73ZM82 91L84 92V93H82ZM86 91V92H85ZM100 91V92H99ZM107 91V92H106ZM154 91H156V92H154ZM183 91V92H182ZM4 92H6V93H4ZM35 93V94H31V95H29L30 93ZM37 93H38V89H37V91H36ZM57 92V93H56ZM65 92V93H64ZM69 92H72V93H69ZM76 92V93H75ZM95 92V93H94ZM113 92H115V94L113 93ZM117 92V93H116ZM121 92V93H120ZM149 92V93H148ZM152 92H154V93H152ZM174 92V93H173ZM182 94H184V95H182ZM194 92H195V94H194ZM209 92V93H208ZM238 92V93H237ZM3 94V96H1L2 94ZM11 95H10V94ZM23 93V94H22ZM26 95H25V94ZM59 93H61V94H59ZM63 93V94H62ZM80 93V94H79ZM98 93V94H97ZM130 95H129V94ZM132 93V94H131ZM133 93L135 94V95H133ZM140 93V94H139ZM147 93V94H146ZM150 93H152V95H156V99L158 98V96H159V98H158V101L161 103V107L162 108H164L165 106V109H167V108H169V107H171V108H169L168 109V111H170L171 112V114H172V116L173 117H176V118H178V120L176 121L173 117V119L170 117V119L168 118V117H164L165 118V120H166V122H168L167 124V128L169 129H167V131H166V127H163V128H158V132L159 131H161L160 133H158V137H155V136H152V134H150V132L152 133V129H151V127L150 126H148L147 124H145V125H147V126H145L144 124H143V127H142V125L140 124L139 126L138 125H135V130H137V131H132V130H134V128L132 129L131 127H130V130H129V132H128V127H127V131H126V127H125V129H124V132H125V134H126V136H125V138L127 137V140L129 141V142H132L131 143V145L129 146V148H128V150H126V152L128 153H126L127 154V156L128 155H130L129 157H127L126 156V154H125V156H123L122 154V156L120 155L119 157H117L116 158V160H115V157H111V159H113L114 160V162H113V160L111 161L110 160V163L112 162V163H115V164H113V166L109 163V159L108 160H106L105 159V157H103V154H100L101 155V157H100V155L99 154H97V153H100L98 150H100V151H102L103 149L102 148H106V150H107V147H105L106 145H108V143H110L109 141H113L112 139H113V131L116 129H114L112 132L108 129V128H110V126H112L111 124L112 123H110V122H115L116 123V127L118 126V119H119V121H121V122H124V123H126L125 122V120L127 119V118H129L127 115H129V113H130V111H131V107H132V105L131 106H129L130 104L129 103H131L130 101H132L130 98L132 97L133 99L135 98V97H137L138 96V98H136L137 99V101H140V103H143V101L146 103V102H148V103H150L149 101H150ZM187 93V94H186ZM193 93V94H192ZM197 93V94H196ZM212 93V94H211ZM9 96H8V95ZM18 94H20V96L22 97H20ZM57 94V95H56ZM58 94L60 95V96H62L64 99H67L68 100V98L70 97V99L71 98H73L72 100H73V102H70L69 100V102L67 101V104L66 103H64V104H66L67 105V107H64L63 105V107L62 106H56V105H59V104H61L60 102H58V101H60V99L62 98V97H60V96H58ZM66 94H67V96H66ZM71 94H75V95H71ZM86 94V97H84V95ZM95 94H97V95H95ZM114 94V95H113ZM177 94V95H176ZM208 94H210V95H208ZM218 94V95H217ZM245 94V95H244ZM32 95H34V96H37V97H35V99H33L34 98V96L32 97ZM95 95V96H94ZM106 95V96H105ZM110 95H112L113 96V98L114 99H112V96H110ZM125 95V96H124ZM149 95V96H148ZM171 95V96H170ZM182 95V96H181ZM185 95L186 96H188L187 98L185 97ZM190 95V96H189ZM254 95V96H253ZM261 95V96H260ZM26 96V97H25ZM43 96V97H42ZM56 96H58V97H56ZM74 96H76V97H74ZM108 96H110L109 98H111V99H107V97ZM129 96H131L130 98H129ZM173 96V97H172ZM178 96H180V97H178ZM186 98V100H185V98ZM193 96V97H192ZM198 96V97H197ZM263 96V97H262ZM24 97V98H23ZM30 97V98H29ZM66 97V98H65ZM79 97V98H78ZM85 99H84V98ZM100 99H99V98ZM147 97V98H146ZM152 97V96H151ZM183 97V98H182ZM189 97H191V98H189ZM197 97V98H196ZM206 97V98H205ZM213 97V98H212ZM237 97V98H236ZM255 97V98H254ZM8 98V99H7ZM28 98V99H27ZM38 98V99H37ZM43 98V99H42ZM53 98V99H52ZM54 98H56L55 100H54ZM106 98V100H104V99ZM127 98V99H126ZM188 98L191 100H188ZM193 98V99H192ZM196 100H195V99ZM203 98V99H202ZM220 98V99H219ZM247 98V99H246ZM22 99H24V100H22ZM39 99H41V100H39ZM77 99H79V100H77ZM82 99H84V100H82ZM87 99V100H86ZM97 99V100H96ZM130 99V100H129ZM135 99V100H136ZM142 99H143V101H142ZM148 99V100H147ZM155 99V100H156ZM179 99V100H178ZM201 99V100H200ZM214 99V100H213ZM243 99V100H242ZM12 100V99H11ZM14 100V99H13ZM12 100V101H13ZM30 100V101H29ZM49 100V101H48ZM71 100V101H72ZM92 100V101H91ZM112 100V101H111ZM115 102H114V101ZM117 100V101H116ZM123 100H124V102H123ZM163 100V101H162ZM185 100V101H184ZM195 100V101H194ZM197 100H198V102H197ZM21 101V102H20ZM36 101V102H35ZM44 102V105L41 103V102ZM96 101H98V104H97V102ZM106 101V102H105ZM126 101H127V103H126ZM129 101V102H128ZM158 101H157V103H158ZM168 101V102H167ZM176 101V102H175ZM184 101V102H183ZM195 102V104H194V108L192 109L190 106H187L186 108H188V109H191L192 111H186L187 109H185V108H183V107H181L182 105L184 106V105H186V103L187 102ZM240 101H242V102H240ZM11 102V101H10ZM9 102V103H10ZM22 102H23V106H22ZM27 102V103H26ZM29 102H30V104L31 105H36L35 107H37V106H41V108L40 107H37L36 108V110L33 108V106H31L30 104H29ZM50 102H52V103H50ZM59 103V104H57V103ZM77 102V103H76ZM82 102H84L83 104H81ZM88 102H90L89 104H88ZM91 102H92V104H91ZM96 102V103H95ZM103 102V103H102ZM109 102V103H108ZM112 102V104H110ZM201 102V103H200ZM254 102V103H253ZM256 102V103H255ZM258 102V103H257ZM34 103V104H33ZM36 103V104H35ZM69 103V104H68ZM74 105H73V104ZM79 103V104H78ZM86 103V104H85ZM94 103V104H93ZM124 103V104H123ZM146 104V105H148V107H149V105H151V104ZM159 103V104H160ZM181 103V104H180ZM184 103V104H183ZM208 103V104H207ZM241 103V104H240ZM244 103V104H243ZM246 103V104H245ZM253 103V104H252ZM261 103V104H260ZM26 104H29V105H26ZM49 104H51V106L49 105ZM70 104H72V105H70ZM76 104V105H75ZM78 104V105H77ZM91 104V105H90ZM114 104V105H113ZM128 106H127V105ZM132 104V103H131ZM176 104V105H175ZM8 105V106H7ZM20 105V106H19ZM55 105V106H54ZM82 105H84V106H82ZM87 105V106H86ZM89 105H90V107L92 106V105H96V106H92L91 108L89 107ZM98 105V106H97ZM108 105V106H107ZM112 105V106H111ZM122 105H125V106H123L122 107ZM170 105V106H169ZM177 105H179V106H177ZM196 105V106H195ZM204 105V106H203ZM244 105V106H243ZM24 106H25V108H24ZM28 106V107H27ZM46 106H48V107H46ZM52 106H53V108H52ZM69 106H71V107H69ZM74 106V107H73ZM114 106H116L115 108H114ZM120 106V107H119ZM250 106V107H249ZM17 107V108H16ZM20 107V108H19ZM46 109H45V108ZM55 107H57V108H55ZM62 107V108H61ZM85 107V108H84ZM98 107V108H97ZM109 107H110V110H109ZM122 107V108H121ZM126 107V108H125ZM128 107V108H127ZM130 107V108H129ZM190 107V108H189ZM27 108L29 109V110H27ZM33 108V109H32ZM40 110H39V109ZM45 109V112H46V110L48 111V113H49V115H50V117L49 116H47V113H43V111L44 110H42V109ZM64 108V109H63ZM80 108H84V109H80ZM95 108V109H94ZM106 108V109H105ZM112 108V109H111ZM118 108H120V109H118ZM124 108L126 109V111H124ZM176 108V109H175ZM201 108V109H200ZM206 108V109H205ZM245 108V109H244ZM263 108V109H262ZM1 109H0V111H1ZM4 109V110H3ZM52 109H53V111H52ZM56 109V110H55ZM59 110V112H58V110ZM61 109V110H60ZM66 109V110H65ZM69 109H71V110H69ZM88 109V110H87ZM113 109H115L114 111H118L117 113L116 112H114L113 111ZM123 109V110H122ZM173 109V110H172ZM180 109H181V111H180ZM210 109V110H209ZM238 109V110H237ZM18 112H17V111ZM23 110H25V111H23ZM27 110V111H26ZM34 110V111H33ZM38 110V111H37ZM64 112H63V111ZM78 110H80V111H78ZM85 110V111H84ZM93 110H95L94 112H93ZM122 110V111H121ZM177 110V111H176ZM214 110V111H213ZM230 110V111H229ZM233 110V111H232ZM240 110V111H239ZM1 111V112H2ZM13 111V112H14ZM62 111V112H61ZM70 111V112H69ZM89 111V112H88ZM103 111V113H101ZM250 111V112H249ZM258 111V112H257ZM263 111V112H262ZM21 112H22V114H21ZM24 112H26V114L25 115H23L24 114ZM29 113V115H28V113ZM45 115V116H47V118L42 114V113ZM54 112V113H53ZM55 112H58L59 114H57V113H55ZM69 112V113H68ZM80 112V113H79ZM123 114H122V113ZM242 112V113H241ZM6 113H9L10 115H11V118L14 116H16V118H14V119H11V120H13L14 121V124H13V121L11 122V120H10V122H11V124L10 123H8V120H7V122H5V120L7 119V118H5V117H3L4 115L5 116H7V114ZM33 113V114H35V115H31V114ZM37 113V114H36ZM63 113H64V115H63ZM67 113V114H66ZM70 113H72L71 115H69L68 116V114H70ZM81 113H83L84 115L85 114H87L86 116L87 117H89V119L88 118H85L84 116H83V114H81ZM89 113H96V114H92L91 116H89ZM113 113V114H112ZM114 113H116L115 114V117H114ZM120 113H121V116H120ZM182 114V115H180V114ZM247 113V114H246ZM258 113V114H257ZM12 114H13V116H12ZM21 114V115H20ZM39 114V115H38ZM40 114H42V115H40ZM60 114H62V115H60ZM76 114V115H75ZM112 114V115H111ZM233 114V115H232ZM251 114V115H250ZM10 115H9V119H10ZM28 115V116H27ZM31 115V116H30ZM53 115V116H52ZM54 115H55V117H54ZM59 115V116H58ZM67 115V116H66ZM73 115V116H72ZM82 115V116H81ZM98 115V116H97ZM112 117H111V116ZM124 115V116H123ZM176 115V116H175ZM177 115H179V116H177ZM237 115V116H236ZM241 115H242V117H241ZM255 115V116H254ZM33 117V118H31L30 119V117ZM36 116V117H35ZM64 116V117H63ZM81 116V117H80ZM108 116H109V118H108ZM119 116V117H118ZM162 116V115H161ZM160 116V118H162ZM180 116H181V118H180ZM187 116V117H186ZM254 116V117H253ZM17 117H18V119H17ZM21 117H22V119H21ZM28 117V118H27ZM35 117V118H34ZM46 119H45V118ZM62 117V118H61ZM72 117V118H71ZM74 117H76V120L75 119H73ZM77 117H80V118H82L83 117V119H80V118H77ZM93 117H94V120H95V122H97V123H95V122H92V121H94L93 120ZM125 117V118H124ZM127 117V118H126ZM193 117V118H192ZM196 117V118H195ZM200 117V118H199ZM220 117V118H219ZM252 117H253V119H252ZM56 118H58V120H59V122H58V120L56 119ZM60 118V119H59ZM66 118V119H65ZM112 118H114V119H112ZM121 118V119H120ZM167 118V119H166ZM189 118V119H188ZM208 118V119H207ZM229 118V119H228ZM240 118V119H239ZM249 118H251V119H249ZM255 118V119H254ZM262 118V119H261ZM5 119V120H4ZM17 119V120H16ZM25 119V120H24ZM27 119V120H26ZM29 119L32 121V122H35V125H33V123H31V128H30V126H28L29 124H30V122H29ZM65 119V120H64ZM68 119V121L69 122H71V124L70 123H67V125H66V120ZM107 119H108V121H107ZM113 120V121H111V120ZM125 119V120H124ZM163 119V118H162ZM228 119V120H227ZM233 119H235V120H233ZM259 119V120H258ZM15 120H16V124H15ZM37 121V123H36V121ZM53 120H54V122H56V124H54V122H53ZM63 120V121H62ZM71 120V121H70ZM89 120L91 121V123L89 122ZM124 120V121H123ZM161 120V119H160ZM168 120H170V121H168ZM174 121V124H173V122L172 121ZM239 120V121H238ZM250 120H252V121H250ZM261 120V121H260ZM19 121V122H18ZM21 121V122H20ZM25 121V122H24ZM44 121V122H43ZM46 121V122H45ZM50 123H48V122ZM67 121V122H68ZM80 121V122H79ZM105 121H107V123L105 122ZM110 121V122H109ZM176 121V122H175ZM180 121V122H179ZM210 121V122H209ZM227 121V122H226ZM242 121V122H241ZM260 121V122H259ZM29 124H28V123ZM43 122V123H42ZM51 122H52V126H51ZM63 122H65V124L63 123ZM82 122V123H81ZM170 122V123H169ZM172 122V123H171ZM178 122V123H177ZM217 122V123H216ZM231 122V123H230ZM242 124H241V123ZM250 122V123H249ZM258 122V123H257ZM5 123H7L8 125H12V126H15L14 127V129L12 128V126H9V128H8V126H6V130H5V125H7V124H5ZM19 123V126L17 125ZM40 125H39V124ZM47 123V124H46ZM57 123H59V124H57ZM81 125H80V124ZM83 123H86L85 124V126H84V124ZM92 123H95V124H99V125H97L98 126V128H99V126H100V128L101 129H98L97 127H95V124L92 126L91 124ZM102 123V124H101ZM105 123V124H104ZM115 123H114V126H115ZM123 123V124H124ZM212 123H214V124H212ZM234 123V124H233ZM3 124V123H2ZM23 124V125H22ZM53 124L55 125L54 127H53ZM106 124H107V126H106ZM171 124V125H170ZM193 124H194V126H193ZM198 124V125H197ZM231 124V125H230ZM237 124H240L239 126L237 125ZM250 124V125H249ZM261 124V125H260ZM23 127H22V126ZM39 126V127H41V128H39V127H35V126ZM42 125V126H41ZM60 125V127H56V126H59ZM64 127V125L66 126V127H64L66 130H67V132H65V130H64V128L62 127V126ZM68 125H69V127L70 126H73V129L76 131V135H78V138L80 139L79 141H78V138L76 139V137L75 136H72V134L74 135V130H72V127H68ZM89 125H91V126H89ZM103 125V126H102ZM132 125V124H131ZM130 125V126H131ZM174 125V126H173ZM234 125V126H233ZM242 125V126H241ZM18 126V127H17ZM27 126H28V128H27ZM74 126L76 127V129L74 128ZM106 127V129H105V127ZM113 126V127H114ZM136 126H138V128L136 129ZM223 126H225V127H223ZM230 126H231V128H230ZM26 127V128H25ZM33 127H35L36 128V130H34V133H35V131L37 132V130H38V134L40 133V135L38 136V135H36V133L35 134H33ZM62 127V128H61ZM83 127V129H81ZM87 127H88V129H87ZM108 127V128H107ZM242 127V128H241ZM9 130H8V129ZM10 128H12L13 129V132H10V131H12ZM43 128V129H42ZM52 128V129H51ZM87 130H86V129ZM98 129V130H95L94 131V129ZM139 128H141V130L139 129ZM142 128H143V130H147V132H145V131H143L142 130ZM233 128V129H232ZM2 129H3V131H2ZM17 129V130H16ZM24 129V130H23ZM56 129H58L57 131H56ZM59 129H62V130H59ZM90 129V130H89ZM110 129H112V128H110ZM151 129V130H150ZM170 129H172V130H170ZM217 129V130H216ZM244 129V130H243ZM256 129V130H255ZM5 130V131H4ZM16 130V131H15ZM29 130H32L31 132L29 131ZM70 130H71V134H69L70 133ZM84 130V131H83ZM105 130H106V132H108V136H107V133L105 132ZM228 130V131H227ZM8 131V132H7ZM25 131V132H24ZM42 131V132H41ZM44 131H45V133H44ZM46 131L48 132V133H46ZM52 131V132H51ZM85 131H88L87 133H85ZM102 131H104L103 133H101ZM110 131V132H109ZM134 132V133H132V132ZM229 131H232V132H229ZM255 131V132H254ZM257 131H259V132H257ZM3 132V133H2ZM6 132V133H5ZM15 132L17 133V134H15ZM22 132V133H21ZM28 132H30V133H27ZM58 132V133H57ZM84 132V133H83ZM91 132H92V134H91ZM143 132H145V133H143ZM182 132V133H181ZM234 132H235V134H234ZM262 132V133H261ZM8 133V134H7ZM12 133H13V135H12ZM24 133V134H23ZM25 133L28 135V137H27V135H25ZM60 133V134H59ZM62 133H63V135H62ZM68 135L69 134V137H67L66 136V134ZM95 133L97 134V135H95ZM105 133V135H103ZM169 133V134H168ZM206 133V134H205ZM227 133V134H226ZM245 133V134H244ZM253 133V134H252ZM261 133V134H260ZM4 134V135H3ZM11 135L12 137H15V138H11V136L9 137L8 135ZM20 134H22V135H20ZM35 135L36 137L38 136V139H34L33 137H35V136H33V135ZM45 136H44V135ZM47 134V135H46ZM57 134V135H56ZM59 134V135H58ZM64 134H65V136L67 137H65L64 136ZM84 134H85V136H84ZM89 134V135H88ZM91 134V135H90ZM133 134V135H132ZM143 134V135H142ZM145 134V135H144ZM150 134V135H149ZM229 134V135H228ZM260 134V135H259ZM3 135V136H2ZM15 135V136H14ZM17 135H20L19 137L17 136ZM29 135H31V136H33L32 138V142L30 141L31 139V137L29 136ZM83 135V136H82ZM100 135H102V136H99ZM110 135V136H109ZM131 135V136H130ZM142 135V136H141ZM159 135H161V136H159ZM180 135V136H179ZM211 135H213V136H211ZM234 135V136H233ZM251 135V136H250ZM9 137V139L11 138V142L10 143H12L13 144V146L14 145H16V147L14 146H11L12 144H10V143H8L7 142V138ZM17 136V137H16ZM23 136V137H22ZM43 136V137H42ZM47 136V137H46ZM54 136V137H53ZM57 136V137H56ZM64 137V138H66V139H68V141H64V140H66V139H63V140H61L62 139V137ZM71 136V137H70ZM82 136V137H81ZM108 138H107V137ZM132 136H134V137H132ZM139 136V137H138ZM183 136V137H182ZM188 138H187V137ZM191 136V137H190ZM203 136V137H202ZM219 136V137H218ZM241 137V139H240V137ZM246 136V137H245ZM259 136V137H258ZM263 136V137H262ZM27 137V138H26ZM30 137V138H29ZM46 139H45V138ZM49 137H50V139H49ZM56 137V138H55ZM73 137H75L74 139H73ZM84 137H85V139H84ZM87 137H89V140H87L88 138ZM91 137V138H90ZM94 137V138H93ZM104 137V138H103ZM111 137H112V139H111ZM128 137H130L129 139H128ZM151 137V138H150ZM212 137V138H211ZM252 137H254V138H252ZM262 137V138H261ZM55 138V139H54ZM57 138H58V140H57ZM69 138H71V140L69 139ZM96 138V139H95ZM134 138L136 139V140H134ZM153 138V139H152ZM184 138V139H183ZM198 138V139H197ZM219 138V139H218ZM249 138V139H248ZM14 139H15V143H13L14 142ZM30 139V140H29ZM45 139V141L43 142L42 140H44ZM72 139H73V141H72ZM86 142H90L92 145H89L88 143H86V144H88L90 147H92V146H94L95 144H97L98 145V143H101V145H103L104 147H102L101 148V146H97L96 147V145H95V148H96V150L93 148V150L88 146V148L85 146L86 144H85V141ZM99 139H101V140H99ZM103 139H104V141H103ZM106 139V140H105ZM141 139V140H140ZM152 139V140H151ZM174 139V140H173ZM225 139V140H224ZM233 139V140H232ZM260 139V140H259ZM13 140V141H12ZM28 140V141H27ZM35 140V141H34ZM50 140V141H49ZM54 142H53V141ZM69 140H70V142H69ZM78 142H76V141ZM83 140V142H84V144L81 142ZM97 142H96V141ZM150 140H151V142H150ZM158 140V141H157ZM218 140V141H217ZM230 140V141H229ZM249 140H250V142H249ZM253 140V141H252ZM256 140V142H254ZM3 141V142H2ZM5 141V142H4ZM21 141V142H20ZM37 141V142H36ZM59 141V142H58ZM71 141H72V143H71ZM147 141V142H146ZM149 141V142H148ZM176 141H177V143H176ZM180 141V142H179ZM246 141V142H245ZM4 143L3 145H2V143ZM56 142H58L59 143V145H58V143H57V145L55 144L54 145V143H56ZM66 144V145H68V147H63L64 146V143ZM68 142V143H67ZM74 142V143H73ZM93 142V143H92ZM103 142V143H102ZM159 142V143H158ZM221 142V143H220ZM248 142V143H247ZM28 143V145H30ZM42 143H43V145H42ZM52 143H53V146H52ZM95 143V144H94ZM105 143H107V144H105ZM158 143V144H157ZM165 143V144H164ZM249 143H251V144H249ZM254 143V144H253ZM261 143V144H260ZM7 144V145H6ZM71 144V145H70ZM76 144V145H75ZM81 144H83L84 146L82 147V145ZM94 144V145H93ZM148 144V145H147ZM151 144V145H150ZM163 144V145H162ZM185 144V145H184ZM201 144V145H200ZM204 144H207V145H204ZM228 144V145H227ZM248 144V145H247ZM255 144H257V145H255ZM47 145V146H46ZM50 145H51V147L53 148H51L50 147ZM61 145V146H60ZM81 147H79V146ZM139 145V147H137ZM142 145V146H141ZM146 145V146H145ZM157 145H158V147H157ZM219 145V146H218ZM235 147V148H233V146ZM261 145V146H260ZM1 146L3 147V148H1ZM9 146V147H8ZM26 146H24V148L26 147ZM38 146H40V147H38ZM42 146V147H41ZM46 146V147H45ZM54 146H56L55 148H54ZM60 146V147H59ZM76 150V148H77V152H75L74 150H73V148ZM76 146H78V147H76ZM141 146V147H140ZM145 146V147H144ZM148 146V147H147ZM152 146H154V147H152ZM205 146H207V147H205ZM210 146V147H209ZM247 146V147H246ZM249 146V147H248ZM7 147V148H6ZM32 147V146H31ZM30 147V148H31ZM44 147V148H43ZM70 147V148H69ZM133 147H136V148H133ZM210 149H209V148ZM212 147V148H211ZM216 147V149H214ZM223 147H225V148H223ZM231 147V148H230ZM242 147V148H241ZM253 147V148H252ZM255 147V148H254ZM14 148V149H13ZM16 148V149H15ZM26 148H29V146L28 147H26ZM38 148H39V150H38ZM61 149V150H58V149ZM98 148H101V149H98ZM149 148V149H148ZM158 148V149H157ZM199 150H198V149ZM223 148V149H222ZM250 148V149H249ZM52 149V150H51ZM64 149V150H63ZM68 149V150H67ZM81 149H83V150H81ZM86 149H91V151H90V153L93 155L92 157H91V154H89L88 153V155L87 156H85L86 154H83V152L84 153H87V151H89V150H86ZM132 149V151H130V150ZM141 151H140V150ZM147 149V150H146ZM152 149V150H151ZM226 149V150H225ZM246 149V150H245ZM9 150V151H10ZM38 150V151H37ZM44 150V151H43ZM73 150V151H72ZM80 150V151H79ZM140 152H139V151ZM196 150V151H195ZM204 150V151H203ZM258 151V152H255V151ZM1 151V150H0ZM37 151V152H36ZM53 151V152H52ZM66 151H67V153H69V154H67L66 153ZM93 151V152H92ZM96 151H98L97 153H94V152H96ZM104 151V150H103ZM147 151V152H146ZM150 151V152H149ZM210 153H208V152ZM227 151V152H226ZM229 151V152H228ZM238 151H242V153L241 152H238ZM248 151H250V152H248ZM251 151H253V152H251ZM6 152V153H7ZM39 152V153H38ZM61 152V154H59ZM74 152V153H73ZM129 152H130V154H129ZM137 152V153H136ZM146 152V153H145ZM154 152V153H153ZM161 152V153H160ZM186 152V153H185ZM192 154H191V153ZM195 152H196V154H195ZM211 152H212V154H211ZM233 152V153H232ZM237 152V153H236ZM248 152V153H247ZM38 153V154H37ZM64 153H66V154H64ZM80 153H81V156H80ZM96 155V158H99V159H101V160H97V162H95L96 163V165L99 163V165H97V166H99V167H101L100 169H101V171H103L102 172V176H100V174H99V176L97 175H95V173H94V175L92 176L90 173V170L91 171H93L91 168L89 169V167H92V165H94V164H92V165H90V166H88L87 164H89L88 163V161L90 162V164H91V161H90V157H91V159L93 160V161H95L94 160V158H95V155ZM134 153H136V155L134 154ZM138 153H140V154H138ZM143 153V154H142ZM150 154V155H148V154ZM199 153V154H198ZM208 153V154H207ZM213 153H214V155L216 154V153H219L218 155L219 156H221L222 154V156H223V158H224V163H223V159H222V156L221 157H217L218 159L220 158V160H217V161H219V162H221L222 161V163H219V162H217V161H215V156L213 155ZM235 153V154H234ZM241 153V154H240ZM42 154V155H41ZM50 154V155H49ZM63 154V155H62ZM72 154H74V155H72ZM77 154H79V156L77 155ZM153 154V155H152ZM185 154H186V156H185ZM201 154V155H200ZM234 154V155H233ZM253 154V155H252ZM10 155V156H9ZM43 156V157H41V156ZM61 155V156H60ZM65 155H69V157L71 156H73L71 159L68 157V156H65ZM83 155H84V159L85 158H87V157H89V158H87V159H89V160H85V161H87V162H85L84 161V159H83ZM90 155V156H89ZM138 155V156H137ZM143 155V156H142ZM170 155V156H169ZM213 155V156H212ZM38 156V157H37ZM40 156V157H39ZM65 158H67L66 159V161H64L65 159L63 158V157ZM75 156V157H74ZM78 156V157H77ZM98 156V157H97ZM135 156V157H134ZM138 158H137V157ZM140 156V157H139ZM199 156V157H198ZM208 156H211V157H208ZM239 156V157H238ZM243 156H244V158H243ZM52 157V158H51ZM53 157H54V159H53ZM123 157H125V158H123ZM131 157V158H130ZM144 157V158H143ZM198 157V158H197ZM208 157V158H207ZM214 159H213V158ZM249 157V158H248ZM252 157V158H251ZM40 158H41V160H40ZM44 158V159H43ZM76 159V161H75V159ZM123 158V159H122ZM137 158V159H136ZM147 158V159H146ZM185 158V159H184ZM212 158V159H211ZM230 158V159H229ZM239 158V159H238ZM243 158V159H242ZM39 159V160H38ZM72 159H73V161H72ZM83 159V160H82ZM104 159V160H103ZM120 159V160H119ZM125 159H127V160H125ZM134 159H136V160H134ZM189 159V160H188ZM222 159V160H221ZM256 159V160H255ZM258 159V160H257ZM54 160V161H53ZM56 160V161H55ZM70 160L73 162L72 163V165L74 164V166H72V165H70V166H68L69 164H71V162H70ZM82 161V163L83 162H85V163H83V165L85 164V165H87L88 166V168H87V166L85 167V165H84V168H83V165H82V163H80L81 161ZM117 160H119V161H117ZM122 160H124V161H126V163H128V164H125V162L124 161H122ZM130 160H132V161H130ZM140 160V161H139ZM142 160V161H141ZM153 160V161H152ZM198 161V163H197V161ZM201 160V161H200ZM205 160V161H204ZM208 162H207V161ZM211 160V161H210ZM212 160H214V162L212 161ZM7 161V162H8ZM43 161V163H41ZM59 161H62L61 163L59 162ZM64 161V162H63ZM79 161V162H78ZM138 161H139V164H138ZM179 161V162H178ZM185 161V162H184ZM187 161V162H186ZM194 161V162H193ZM229 161V162H228ZM233 161V162H232ZM241 161V162H240ZM246 161V162H245ZM256 161V162H255ZM6 162V163H7ZM45 162V163H44ZM57 164H56V163ZM67 162H69L68 163V165L66 164ZM122 162V163H121ZM124 162V163H123ZM143 164H142V163ZM172 162V163H171ZM183 162V163H182ZM201 162V163H200ZM212 162V163H211ZM228 162V163H227ZM236 164H235V163ZM251 162V163H250ZM255 162V163H254ZM5 163V164H6ZM56 164V167H55V165H53V164ZM58 163H60V164H58ZM79 163H80V165H79ZM93 163V162H92ZM109 163V164H108ZM150 165H149V164ZM181 163V164H180ZM192 163V164H191ZM211 163V164H210ZM220 164L219 166H220V168H221V165H225L226 166V168L228 169V170H232L231 169V167H233V172H234V176L233 177H235V174H237L236 175V177L235 178H237V176L239 177L240 175H241V172H242V175L239 177L240 178V183L241 184H243V188H246V189H244V191L245 190H247V192H246V195L244 194V197H243V193H242V191H243V189H241V187H240V189H241V191H240V189H239V187H236V186H234L237 190H239L240 192H239V194H240V196L242 195V199H244V200H241L240 202H239V199L238 198H235V196L236 197H238L239 196V194H238V196H237V194H235V193H238V192H236L237 190L234 188V190H236L235 191V193H234V190L232 189V187L231 186H229V187H231L230 188V190L233 192V194H235V195H233L234 197H230V195L232 196V193L230 192V190H229V193H228V195L226 194L227 192H225V196L227 195V197H225V199H227L226 201L224 200V199H222L221 198V196H220V198L218 199L217 198V196H216V198H215V193H217V192H215V190H216V185H218V184H220L221 185V187L222 186H224V184L223 183H225V181H221V179L223 178V175L221 176L222 178L220 179V181L221 182H219V177L218 176H216L215 174L216 173H214V175H212V176H216L215 177V179H214V177H213V179H211V175H210V172L209 171H211L212 170V168H217V167H219L218 166V164ZM230 165V169L227 167V165ZM231 163V164H230ZM250 163V164H249ZM35 166H34V165ZM48 164V168H49V166H52V167H50V169H48V168H46L45 169V167H46V165ZM50 164V165H49ZM61 164H63V165H65V166H63V165H61ZM102 164V165H101ZM122 164V165H121ZM130 164L132 165V166H134V165H136L137 167L135 168H133L132 166V168L131 167H129L130 166ZM169 164V165H168ZM170 164H172L171 166H170ZM176 166H175V165ZM179 164V165H178ZM184 164V165H183ZM187 164V165H186ZM191 164V165H190ZM215 164V165H214ZM217 164V165H216ZM247 164V165H246ZM37 165H38V167L40 166V168H39V170L41 171V172H39V170H38V167H37ZM67 165V166H66ZM95 165V167H97ZM101 165V166H100ZM114 165H117V166H114ZM155 165V166H154ZM183 165V166H182ZM200 165V166H199ZM201 165H205L204 166V168H203V166H201ZM208 165V166H207ZM235 165V166H234ZM238 165V166H237ZM247 166V177H246V175H245V178H247V180H245V178L244 177H242L244 174H245V167H243V166ZM256 165H257V167H256ZM264 165V164H263ZM75 166L77 167V169H79V172H80V170L81 169H83V172H84V169H85V174H83L82 173V171H81V173H80V175L82 174V176H84L85 175V179L84 180H86V177H87V179L89 178V179H91L92 177V180H89L88 179V181L90 182V184H92V183H94V180H95V185L97 184L96 183V179H95V177L97 178H99V180L101 179V180H104L106 177H107V174L109 173L110 175H108V179H107V181L105 182V181H102V183H101V180L100 181H97L98 182V184H106V185H103V187H99V189H97L96 188V186H93V188L95 187V189H93L92 187L89 189V193H88V195L86 196V197H84L83 196V199L85 200V202H86V198H87V203H88V205L86 204V206H85V202L83 203V200H82V195L79 193H77V194H75V192H77V191H75V190H72L71 192H74V193H70L69 192V190H67L66 188L68 187L67 185H70V184H68V183H70L71 181L70 180H66L67 178H73L74 180L77 178V180L79 179V181H81L82 179H83V177H82V179H80V178H78L79 176H78V174H77V176H76V178H74L75 176H70L69 174H71V175H76V173H75V171H76V168H75ZM104 166V167H103ZM108 166H110V167H108ZM147 166V167H146ZM158 166V167H157ZM182 166V167H181ZM259 166H260V170H261V172H260V174H259ZM29 167V168H30ZM34 167V168H33ZM43 167V168H42ZM58 167V168H57ZM94 167V166H93ZM94 167V168H95ZM99 167H97V168H99ZM108 167V168H107ZM117 167V168H116ZM140 167L142 168L141 170H140ZM149 167V168H148ZM185 167H186V169H185ZM189 167V168H188ZM199 167V168H198ZM206 167H208V168H206ZM223 167V166H222ZM252 167V168H251ZM263 167V166H262ZM56 168L58 169V170H56ZM81 168V169H80ZM86 168H87V170H86ZM93 168V169H94ZM116 168V169H115ZM119 168V169H118ZM146 168V169H145ZM160 168V169H159ZM166 168H168V169H166ZM175 168V169H174ZM195 168V169H194ZM205 171V172H202V169ZM235 168H237V169H235ZM239 168V169H238ZM13 169V170H12ZM44 169V170H43ZM67 169H71V170H73L74 169V173L75 174H73L72 172L73 171H67ZM96 169V168H95ZM100 169L98 170V169H96V171L98 170V171H100ZM119 171H118V170ZM122 169H124L123 171H122ZM137 169V172L135 171ZM139 169V170H138ZM149 169V170H148ZM163 169V170H162ZM165 169V170H164ZM177 169H179V170H177ZM199 169V170H198ZM241 169V170H240ZM258 171H257V170ZM33 170H34V172H33ZM66 170V171H65ZM111 171V172H109V171ZM117 170V171H116ZM126 170H128V171H126ZM129 170H131L130 172H132V174H133V171H134V177L133 178H140V180L141 181H138V182H141L140 184L136 181V179H135V181L137 182V184L138 185H141L142 187H138L137 186V184L135 185V187H134V189H139L140 190V193H139V190H138V195H136V193H137V191L136 192H130L129 190H128V192L126 191L128 188H126V186L124 185V188H120V189H118L117 190V188H116V190L118 191V192H115V190H114V194L112 193L113 192V190L111 189L112 188V181H114L115 180V178L117 177H119L120 175L121 176H123V175H129L128 174V172H129ZM145 170V171H144ZM154 170V171H153ZM159 170V171H158ZM186 170V171H185ZM188 170V171H187ZM194 170V171H193ZM238 170H239V172H238ZM78 171V170H77ZM86 171L88 172L87 174H86ZM121 171V172H120ZM124 171H126L127 173L125 174V172ZM153 171V172H152ZM185 171V172H184ZM195 171H197L196 172V174L194 173ZM201 171V172H200ZM207 171V172H206ZM241 171V172H240ZM37 172H36V174H37ZM51 172V173H50ZM54 172V173H53ZM64 172V173H63ZM65 172H70L68 175H67V173H65ZM90 172V173H89ZM95 172V171H94ZM120 172V173H119ZM138 173V176L136 177L135 175H137L136 173ZM141 172H144L143 174H144V176L145 177H143V174L142 175H140L141 174ZM149 172V173H148ZM166 172H168V173H166ZM173 172V173H172ZM176 172H178V173H176ZM191 172V173H190ZM195 174H193V173ZM199 172V173H198ZM215 172V171H214ZM237 172V173H236ZM41 173V174H40ZM42 173H45V175L44 174H42ZM98 173H100V172H97V174ZM117 173H119V175L117 174ZM148 173V174H147ZM153 173V174H152ZM204 173H205V175H204ZM251 173V174H250ZM259 175H258V174ZM28 174V175H29ZM58 174V175H57ZM88 174H90V176H92V177H88L87 175ZM150 174V175H149ZM152 174V175H151ZM161 174V175H160ZM169 174V175H168ZM198 174H202L203 175V180L205 181V183H207L208 184V189H207V187H205L206 186V184L205 183H201L200 181H202V179L201 180H199V178H201V176L202 175H200V177L198 178ZM211 174H213V171L211 172ZM231 175L233 174L232 172L230 173ZM240 174V175H239ZM253 174V175H252ZM42 175L43 176H45V177H43L42 178ZM105 175V176H104ZM114 175V176H113ZM118 175V176H117ZM126 175V176H127ZM140 175V176H139ZM179 175V176H178ZM189 175V176H188ZM193 175L194 176H196V175H198L197 176V178H198V180H199V182L200 183H198V192H194L193 191V193H192V190L190 189L191 187H189L190 185L188 184V183H190V182H195V181H197L198 182V180L196 179V177H193ZM211 177H210V176ZM258 177H257V176ZM263 175V176H262ZM67 176V177H66ZM69 176V177H68ZM103 176H104V179H103ZM109 176L110 177H114V179L113 178H109ZM125 176V177H126ZM146 176H147V178H146ZM173 176V177H172ZM191 176L193 177L192 179H191ZM206 178H205V177ZM254 176H256L255 178L256 179H254ZM13 177V178H12ZM102 177V178H101ZM124 176L122 177V178H124L123 180H128L129 181V184H130V180L129 179H127V177L125 178ZM130 177V175L128 176V178ZM143 177V178H142ZM154 177H157L156 179L157 180H155L154 179ZM166 177V178H165ZM172 177V178H171ZM180 177V178H179ZM186 177V178H185ZM217 177H218V179H217ZM225 178H223V180H225L226 179V177H228L227 175L226 176H224ZM242 177V178H241ZM60 178H63V179H60ZM116 178V179H117ZM120 179H119V181L121 180V182L123 181L122 179H121V177H119ZM146 178V179H145ZM165 178V179H164ZM175 178V179H174ZM195 178V179H194ZM208 178V179H207ZM244 178V179H243ZM3 179V180H2ZM110 179L112 180V181H110ZM143 179H144V181H143ZM147 179H148V181H147ZM149 179H152V181H150ZM177 179V180H176ZM190 181H189V180ZM218 180V182L216 183V185H215V182H214V180L215 181H217ZM243 179V180H242ZM249 179H251V180H249ZM262 179V180H261ZM44 180H46V179H44ZM51 179H49V181H50ZM72 181L71 183L73 184H71L72 185V187H74L75 185V183L77 182H75V181ZM83 180V181H84ZM98 180V179H97ZM137 180H139V179H137ZM210 180V181H209ZM254 180L255 181H257V183L255 182L254 183ZM66 181V182H65ZM87 181V182H88ZM91 181H92V183H91ZM108 181H110V187H108V185H109V183H108ZM116 181H118V179L116 180ZM125 181V183L124 184H126L127 183V185H128V182H126ZM134 181V182H135ZM147 181V182H146ZM166 181V182H165ZM173 181V182H172ZM176 181V182H175ZM187 181V182H186ZM244 181H246V182H248L247 184L244 182ZM8 182H10V183H8ZM12 182V183H11ZM82 182V181H81ZM88 182V183H89ZM100 182V183H99ZM124 182V181H123ZM133 182V183H134ZM135 182V183H136ZM143 182H145V183H143ZM152 182V183H151ZM170 184H169V183ZM185 182V183H184ZM251 182V183H250ZM264 182V181H263ZM1 183H0V185H1ZM133 183L131 182V184L133 185ZM153 183H155L156 185H154ZM176 183V184H175ZM223 185H222V184ZM245 183V184H244ZM254 183V184H253ZM9 184V185H8ZM11 184H13L12 186H14L13 188H19L20 189V193H19V198L17 199L16 198V195L14 194L13 195V193L16 191V189H13V188H11L9 191H11V192H13L12 193V195L13 196H15V197H13L10 193L11 192H9V191H7L9 188L8 187H10L11 186ZM61 185H63L62 183H60ZM101 184H100V186H101ZM131 184L129 185V186H131ZM199 184L201 185V188L199 187ZM211 184L213 185L212 187H211ZM8 185V186H7ZM17 185H19V186H17ZM21 185V186H20ZM151 185H152V187H151ZM153 185H154V187H153ZM180 185V186H179ZM202 185H204V187L202 186ZM210 185V186H209ZM215 185V186H214ZM244 185H245V187H244ZM247 185V186H246ZM255 185V186H254ZM258 185V186H257ZM5 186V187H4ZM22 186H23V189L21 190V188H22ZM64 186H65V184H64ZM107 186V187H106ZM123 186V185H122ZM136 186H137V188H136ZM143 186H144V188H143ZM158 186H160V189H159V187ZM176 186V187H175ZM183 186V187H182ZM219 186V185H218ZM228 185H226V187H227ZM249 186V187H248ZM263 186V187H262ZM2 187V188H1ZM6 187H7V189H6ZM24 187H26V188H24ZM71 186H69V189L71 188V189H74V188H76V187H74V188H72ZM128 187V186H127ZM133 186H131V188H132ZM149 187V189H147ZM157 187V188H156ZM169 187V188H168ZM187 187V188H186ZM220 187V186H219ZM255 187H257V188H255ZM259 187H260V189H259ZM30 188V189H29ZM60 188V189H59ZM111 189V193H112V195H111V197H113V198H111V197H109L110 195H109V193H110V189ZM130 188V190L131 191H133L132 189ZM143 188V189H142ZM151 188V189H150ZM181 188V189H180ZM199 188L201 189V190H206L207 191V193L205 194V196H204V194H202V192H201V190H199ZM203 188V189H202ZM223 188V187H222ZM224 188H225V186H224ZM228 188V187H227ZM6 189V190H5ZM26 191H25V190ZM46 189H47V191H46ZM91 189H92V191H94L95 190V192H92L91 191ZM96 189H97V193H96ZM113 189H115L114 187H113ZM127 192H125L124 194H123V192H124V190ZM153 189H155V190H153ZM169 189H171V190H169ZM186 189H187V191H186ZM214 189V190H213ZM226 189V188H225ZM32 190V191H31ZM57 190V191H58ZM62 190H65L64 192L67 194H69L71 197H70V199H69V202H71L70 204H69V206L70 205H73V206H75L76 204H77V206L79 207V206H81V208L79 207L78 209H76L77 210V214L74 212L75 211V209H72V213H71V215L73 216H71L72 218V222L74 221V220H80L81 221V223L83 224V226H82V228L81 227H79V229H81V231H83V229H85L82 233V235L84 236L85 234H86V237L85 238H83L82 237V235L80 236V233L81 232H79V234H78V232L77 233H75L74 235H75V238H74V240L76 239V242H75V245H74V247H73V245L72 246H70L69 244H68V241H66L65 242V239L63 240V236L65 237V234L62 236V232H61V234L59 235V233L57 232L56 233V235L58 234V236H56L55 235V237H53V238H50L49 237V235H47L46 233H43V234H39V235H37V236H35L33 233H31V232H27V230L29 229L28 228V224H30L31 223V226H32V224H33V218L32 219H30V216H31V214L32 213H34V212H31L30 214H29V212L30 211H35V209L37 208V210L39 211V207L40 206H42V209L45 207V206H43V205H46V207L44 208V211H49L48 209H50L51 211L52 210H54V211H58L59 212V214H60V212H61V209H60V204H62V202H60L61 201V196H62ZM100 190L102 191L101 193H100ZM119 190H120V192H119ZM174 190V191H173ZM181 190V191H180ZM224 190V189H223ZM258 190V191H257ZM260 190V191H259ZM7 191V192H6ZM31 191V192H30ZM41 191L42 192H44V191H46V192H44V193H41ZM66 191H68V192H66ZM108 191H109V193H108ZM135 191V190H134ZM158 191V192H157ZM173 191V192H172ZM204 191H203V193H204ZM205 191V192H206ZM209 191V192H208ZM227 191H228V189H227ZM9 192V193H8ZM19 192V191H18ZM17 191H16V194L18 193ZM24 192V193H23ZM63 192V193H64ZM99 192V193H98ZM142 192V193H141ZM150 192V193H149ZM152 192L153 193H155L156 195H152ZM177 194H176V193ZM201 192V197H200V193ZM215 192V193H214ZM244 192V193H245ZM250 194H249V193ZM257 192H258V194H257ZM65 193L63 194L64 196V199H66L69 195H65ZM92 193V194H91ZM104 193V194H103ZM116 193H117V195H116ZM120 193V194H119ZM122 193V194H121ZM163 193V194H162ZM183 193V194H182ZM211 193V194H210ZM242 193V194H241ZM248 193V194H247ZM260 193V194H259ZM20 194H21V196H20ZM34 196H33V195ZM43 194V195H42ZM45 194V195H44ZM46 194H47V198H45L46 197ZM95 194V195H94ZM100 194V195H99ZM126 194V195H125ZM133 194H135V195H133ZM199 194V195H198ZM208 194V195H207ZM210 194V195H209ZM264 194V193H263ZM18 195V194H17ZM49 195V196H48ZM75 195V196H74ZM81 195V196H80ZM103 195V196H102ZM114 195H116V196H114ZM118 195H121V196H119L118 197ZM151 195V196H150ZM160 195V196H159ZM174 195V196H173ZM178 195V196H177ZM185 195V196H184ZM188 195V196H187ZM194 195H196V196H194ZM211 195H214V196H211ZM58 196V197H57ZM107 196V197H106ZM123 196H125V197H123ZM183 196V197H182ZM204 196V197H203ZM260 196V197H259ZM18 197V196H17ZM29 197H31V199L29 198ZM66 197V198H65ZM81 197V198H80ZM100 197V198H99ZM108 198V199H106V198ZM137 197V198H136ZM161 197V198H160ZM172 197H174V199H176L177 201L178 200H180V202L178 201L177 203H181L182 205H180V204H177L175 201L176 200H174V202L173 201H169V200H171L172 199ZM176 197V198H175ZM177 197H178V199H177ZM182 197V198H181ZM187 197V198H186ZM189 197H191V198H189ZM198 197H199V199H198ZM258 197V198H257ZM16 198V199H15ZM44 198V199H43ZM51 198H53V199H51ZM54 198H55V200H54ZM58 198V200H56ZM72 198V199H71ZM75 198V199H74ZM88 198L90 199V200H88ZM109 198H111V199H109ZM154 198V199H153ZM165 198V199H164ZM180 198V199H179ZM229 198H231V199H229ZM30 199V200H29ZM49 201H47V200ZM59 199H60V201H59ZM79 199V200H78ZM92 199V200H91ZM103 199H106V200H103ZM156 199V200H155ZM182 199V200H181ZM185 199V200H184ZM241 199V198H240ZM258 199V200H257ZM76 200L78 201V202H76ZM94 200V201H93ZM109 200V201H108ZM173 200V199H172ZM191 201V203H190V201ZM218 200V201H217ZM223 202H222V201ZM231 200H232V202L233 203H231ZM236 200H238V201H236ZM251 201V203H250V201ZM253 200H255L254 202H253V205H252V201ZM30 201H32V203L30 202ZM45 201V202H44ZM58 201L60 202L59 203V205H58ZM68 201V200H67ZM111 201V202H110ZM162 201V202H161ZM168 201V202H167ZM187 201L188 203H190V204H188V203H186L185 204V202ZM196 201V202H195ZM35 202L36 203H40L39 204V206L38 205H36L35 204ZM50 203V204H48V203ZM52 202V203H51ZM54 202V203H53ZM73 202V203H72ZM84 204V205H82V203ZM94 202V203H93ZM100 202V203H99ZM112 202H114V204L112 203ZM150 202V203H149ZM219 202H221V203H219ZM229 202V203H228ZM236 202V203H235ZM261 202V201H260ZM34 203V204H33ZM75 203V204H74ZM80 205H79V204ZM104 203V204H103ZM107 203H108V205H107ZM163 203V204H162ZM166 203V204H165ZM176 203V204H175ZM214 203V204H213ZM236 204V206H235V204ZM241 205H240V204ZM14 204V205H13ZM21 204V205H20ZM58 206H57V205ZM97 204V205H96ZM109 204H110V206H109ZM145 204V205H144ZM148 204V205H147ZM162 204V205H161ZM167 205L168 207L167 208H171V204L172 205H177V206H172V207H174L173 209H177V208H179V210L182 208L181 206H184V208H182L181 209V211L183 212L182 214H184V216L186 217V219H185V217L182 215V219H184V221L185 220H187V222L185 223H183V220H179L177 217H176V219L178 220H175V214H173L172 215V218H173V220H169V222H171L172 223V221H173V223L172 224H174V220L175 221H177L178 222V224H180L181 225V227H180V225H178L177 224V222H175V224H174V226H176V224L179 226V228H181L180 230L182 231L183 230V232H184V234H185V236H183V235H180V236H182V237H180V240L182 241V243L181 244H179V245H182V246H180L179 247V245H177V241L178 240H176V239H178L179 238V236H178V238H177V234L178 233H181L182 234V232H180V231H178V230H176V228L177 229H179L178 228V226H176V228H174V226H172L173 227V229H175L176 230V232H178L177 234H175V230H174V235L171 233V232H173V230H171L172 229V227L170 228V233L171 234H168V232L166 233V231H165V229H164V231L163 232H157L158 234H159V239H158V234L156 235L157 237H154V240L156 241V243L157 244H155L154 243V240L152 241V239H153V237H149L148 235H149V233L147 234V236H145V238L146 237H149L150 239H151V243H150V241L148 242L147 241V239H145V238H143V237H140V239L142 240L143 239V242L141 241V240H136V243H133L131 240H130V237H129V235L131 236H134L133 234H134V232L132 233V231L130 232V231H128V230H131V228H133V229H135V230H133V231H138L139 229L138 228H140L141 227V225H142V227L144 226L143 225V223L145 224L146 223V220H147V223L149 222L148 221V218H146V214L151 210H154V208H156V209H158V207H159V209L161 208V207H163V205ZM169 204V205H168ZM183 204H185V205H183ZM229 204H231L232 206H230ZM238 204L240 205V206H238ZM251 206H250V205ZM256 204H258V203H256ZM29 205H36V206H38V207H34L33 209H32V207L30 206V207H28ZM48 205H49V208H48ZM52 205H54L55 207H53ZM116 205V206H115ZM147 205V206H146ZM164 205V206H165ZM180 205V206H179ZM219 205V206H220ZM231 207L230 208V210L231 209H234L232 212L231 211H229V206ZM6 206V207H5ZM27 206V207H26ZM56 206L57 207H59V209L57 210V209H55L56 208ZM70 207V209L71 208H77L76 206L75 207ZM83 206H84V208L86 207V209H87V207H88V209L86 210V213L88 214V215H85L86 213L84 212V209H83ZM91 206V207H90ZM109 206V207H108ZM115 206V207H114ZM220 206V207H221ZM227 206V207H226ZM234 206H235V208H234ZM20 207V208H19ZM53 207V208H52ZM90 207V208H89ZM95 207V208H94ZM103 207V208H102ZM108 207V208H107ZM166 207V206H165ZM175 207H177V208H175ZM188 207V208H187ZM217 207V208H216ZM226 207V208H225ZM233 207V208H232ZM239 207V208H238ZM28 210H26V209ZM94 208V209H93ZM107 208V209H106ZM126 208V209H125ZM130 209V208H132V209H130V211L129 210H127V209ZM136 208V209H135ZM140 208V209H139ZM146 208V209H145ZM148 208V209H147ZM228 208V209H227ZM243 208V207H242ZM22 209V210H21ZM23 209H24V211H23ZM30 209V210H29ZM41 209V210H42ZM81 209L83 210V211H81ZM162 209V208H161ZM14 210V211H13ZM89 210V211H88ZM131 210H133V211H131ZM134 210H135V212H134ZM146 210V211H145ZM215 210H217V211H215ZM252 210V211H251ZM10 211H12L11 213H10ZM44 211H41L42 213L44 212ZM47 211H46V213H47ZM50 211V212H51ZM53 211V212H54ZM82 212V214H84V215H82L81 214V212ZM88 211V212H87ZM108 211V212H107ZM215 211V212H214ZM2 212V213H1ZM4 212V213H3ZM27 214H26V213ZM107 213V215H106V213ZM137 212V213H136ZM224 212H226V213H224ZM250 212L248 213V214H250ZM257 212H261V211H257ZM257 212H255L254 211V213H255V215L258 217V215L259 214H261V213H258L257 214ZM8 213V214H7ZM22 215H21V214ZM45 213V214H46ZM76 215H75V214ZM104 213V214H103ZM130 213V215H131V217H132V219L131 220H128V218H127V214H129ZM132 213H133V215H132ZM185 213H186V215H185ZM194 213V214H193ZM254 213H252V214H254ZM26 214V215H25ZM79 214H80V216H79ZM103 214V215H102ZM191 214H193L194 216H193V218H190V217H192L191 216ZM197 214V215H196ZM205 214H206V216H205ZM208 214V215H207ZM252 214H250L251 216H249V218H253V221H252V223L254 222V217H256V216H254V217H252ZM3 215H4V217H3ZM8 215V216H7ZM74 215L78 218V219H76L75 217H74ZM199 215V216H198ZM262 215V214H261ZM261 215H259L260 216V219H263V218H261L262 216ZM23 216L25 217V218H23ZM85 216V217H84ZM105 216V217H104ZM188 216H190V217H188ZM195 216H197V217H195ZM205 216V217H204ZM215 218H214V217ZM221 216V215H220ZM235 216V215H234ZM16 217V218H15ZM29 217V218H28ZM92 217V218H91ZM122 217V218H121ZM143 217V218H142ZM184 217V218H183ZM196 218V220H195V218ZM210 217H211V220H210ZM214 219H213V218ZM231 220H233L232 218H233V216H232V218H231V216H228ZM227 217V218H228ZM256 217V219L257 220H255V221H257L254 225L257 227V225L259 224V230L257 229L256 230V228L255 227H253V229L255 230H253L252 228H250L248 225L250 224V222H249V220L250 219H247L248 221H247V223H248V225H247V231L248 232H250V235H254V233L256 232L257 234H255L256 236V238L253 236L252 237V239H250L251 238V236L249 237V236H247V238H249V240L247 241V247L249 248H247V264H249L250 262H253V263H250V264H264V245L262 244H260V243H264V239H263V234H262V231H263V223H264V220H262V222L261 221H259L258 220V218ZM3 218H5V219H3ZM10 218V219H9ZM75 218V219H74ZM83 218L85 219V220H83ZM141 218V219H140ZM172 218H170V219H172ZM203 218H206V219H203ZM225 218V217H224ZM227 218H225L226 220H227ZM228 218V219H229ZM247 218H248V216H247ZM24 219L25 220V222H24V220L22 221V220ZM93 219V220H92ZM99 219H101V220H99ZM103 219V220H102ZM122 219V220H121ZM188 219H189V221H188ZM2 220H4V221H2ZM10 220H12V221H14L13 223H12V221H10ZM30 220V221H29ZM32 220V221H31ZM190 220H195L196 221V223H197V225H193V223L195 222H193L192 223V221H190ZM201 220V221H202ZM218 220V219H217ZM6 221V222H5ZM28 221H29V223H28ZM78 221H74V222H77L76 224H78L79 222ZM83 221V222H82ZM93 221V222H92ZM96 223H95V222ZM134 221H135V223H134ZM142 222V223H138V222ZM144 221V222H143ZM180 221H182L181 223H180ZM208 221V222H207ZM214 221V223L212 224V225H210V227L209 226H207V227H209V228H207V231H209L210 230V232L212 233V235L214 234V232H212V231H214V229H215V227H214V225H215V222ZM225 221V220H224ZM9 222V223H8ZM22 222V223H21ZM120 222V223H119ZM127 222V223H126ZM189 222V223H188ZM226 223H227V221H225ZM230 222V221H229ZM236 222H238V221H236ZM260 222H261V225H260ZM6 223V224H5ZM12 223V224H11ZM18 223V224H17ZM26 223V224H25ZM131 223V224H130ZM170 223V224H171ZM188 223V224H187ZM195 223V224H196ZM201 223V222H200ZM238 223H240V222H238ZM237 223V225H239ZM250 224V226L252 227V225L253 224ZM10 224V225H9ZM75 223H73V225H76ZM134 224V225H133ZM139 224V225H138ZM169 224V223H168ZM168 224H166L167 226L166 227H170V224L168 225ZM171 224V225H172ZM185 224H187L188 226L187 227H190L191 225V227L190 228H188V229H191V234H190V232H188V231H190V230H188V231H186L187 230V228L185 227L186 225ZM206 224V225H207ZM230 224H232V223H228V226L230 225ZM263 224V225H262ZM7 226V225H9V227H4V226ZM14 225H15V227H14ZM23 225H24V227L25 226H27V228L28 229H26V227H25V229L23 228ZM115 225V226H114ZM117 225V226H116ZM127 225V226H126ZM129 225V226H128ZM132 225V226H131ZM145 225H147V224H145ZM190 225V226H189ZM201 225V224H200ZM205 224H203L201 227H203ZM206 225L204 226V227H206ZM209 225V224H208ZM233 225V224H232ZM10 226H12V227H10ZM22 227V232H20V230H21V228L20 227ZM30 226V225H29ZM31 226H30V230L32 229L31 228ZM77 226H81V224H78ZM76 226V230L75 231H77V230H79L78 229V227ZM114 226V227H113ZM130 226H131V228H130ZM140 226V227H139ZM211 226L213 227V230H211L212 228H211ZM115 229V231L119 234V235H117V233H115V235H116V237L115 238H113L114 236H113V231H114V229ZM130 229H129V228ZM168 227V228H169ZM262 227V228H261ZM13 228H16V229H13ZM19 228H20V230H19ZM111 228H112V230H111ZM123 229V231H122V229ZM125 228V229H124ZM168 228H166V229H168ZM252 229L253 231H249V229ZM6 229H7V231L9 230V233L11 232V231H13L14 233L12 234V237H11V233L9 234L7 231H6ZM12 229V230H11ZM117 229H118V231H117ZM141 229V228H140ZM156 230H158L157 228H155ZM186 229V230H185ZM193 229V230H192ZM209 229V230H208ZM14 230H16V231H14ZM109 230L111 231V232H109ZM121 230V231H120ZM205 230H206V228H205ZM6 231V232H5ZM23 231H24V234L27 232V233H30V235L31 234H33L32 236L36 239H34L33 237H31L30 235H28L27 233H26V235H24L23 234ZM127 231V233H125ZM147 231H149V230H147ZM151 231V230H150ZM153 231H155V230H153ZM158 231H160V230H158ZM162 231V230H161ZM167 231H169V229L167 230ZM195 232V233H192V232ZM260 231V232H259ZM15 232L17 233V235L15 234ZM122 232H124L125 234H123ZM145 232V231H144ZM166 233V234H163V233ZM188 232V234L186 235V233ZM210 232H208L207 234H211ZM247 232V233H248ZM251 232H254L253 234H251ZM259 232V233H258ZM5 233H7L6 235H5ZM20 233V234H19ZM22 233V234H21ZM107 233V234H106ZM108 233H109V235H108ZM132 233V234H131ZM138 233V232H137ZM136 233V234H137ZM153 233V232H152ZM152 233L150 234V236H154V235H152ZM262 235H261V234ZM77 234V235H76ZM112 234V235H111ZM163 234V235H162ZM194 234V235H193ZM206 234V235H207ZM239 234V233H238ZM237 234V235H238ZM260 234V235H259ZM14 235V236H13ZM73 235V236H74ZM98 235V236H97ZM126 235V236H125ZM138 235V234H137ZM161 235V236H160ZM164 235H167L166 237L164 236ZM170 235H172V236H170L171 238V243H170V241H169V243L171 244V247H170V244L168 245V244H165L164 242H168V241H165V238H167L166 240H169L168 239V237ZM179 235V234H178ZM189 235V237L187 238L186 236H188ZM203 235H204V233H203ZM208 235V236H209ZM247 235H249V234H247ZM28 236H29V238H28ZM40 237V239H37V238H39ZM47 236V237H46ZM59 236H61V238L59 237ZM101 236H105V238L103 239V237H101ZM118 236V237H117ZM124 236V238H126V239H124V238H122ZM176 237V239H175V237ZM202 236V235H201ZM239 236V235H238ZM260 236V237H259ZM25 237V238H24ZM43 237V238H42ZM80 237V238H79ZM110 237V238H109ZM139 237H138V239H139ZM163 237V240H164V242L162 241V238ZM165 237V238H164ZM207 237V236H206ZM206 237H205V239H206ZM262 237V238H261ZM47 238H49V239H47ZM57 238V239H56ZM83 238V239H82ZM121 238L123 239V240H121ZM157 240H156V239ZM191 238V237H190ZM189 238V239H190ZM204 238V237H203ZM212 238V237H211ZM238 238V240L237 241H239V237H237ZM260 238L262 239L261 241H260ZM20 239H22V240H20ZM33 239V241H31V240ZM44 241H43V240ZM51 239H54V240H51ZM61 239V240H60ZM78 239H80V240H78ZM84 239H86V240H84ZM103 239V241H101ZM110 239V240H109ZM114 239V240H113ZM129 239V240H128ZM144 239L146 240L145 242H144ZM161 239V240H160ZM174 239V240H173ZM189 239L187 240V241H189ZM193 239L194 238H192V240L190 241V242H192L193 241ZM205 239H202V240H204L203 242H202V244H204L206 241H207V243L209 242V239H210V236H209V238H207L208 240H205ZM256 239V240H255ZM18 240H19V242H18ZM36 242H35V241ZM42 242H41V241ZM48 240V241H47ZM50 240V241H49ZM60 240V241H59ZM62 240H63V242H62ZM79 242H78V241ZM84 240V241H83ZM125 240V241H124ZM149 240V239H148ZM160 242H159V241ZM173 240V241H172ZM212 240V239H211ZM211 240H210V242H211ZM240 240H242V242L241 243H243V239H241V237H240ZM16 241V242H15ZM31 241V242H30ZM37 241H38V244H37ZM52 241V242H51ZM55 243H54V242ZM57 241V242H56ZM81 241V242H80ZM101 241V242H100ZM109 241V242H108ZM119 241V242H118ZM124 243H123V242ZM126 241H131L130 243H133V246H132V244H130L132 247H130V245H127V246H124V245H126L127 243H129V242H126ZM137 241H139V245H137L138 244V242ZM141 241V242H140ZM176 242V248H177V250H175L174 251V249H175V247H173V246H175V242ZM18 242V243H17ZM24 242V243H23ZM26 242V243H25ZM52 244H51V243ZM63 243L62 245L60 244V243ZM104 242V243H103ZM115 242V243H114ZM118 242V243H117ZM149 244H148V243ZM162 242V243H161ZM174 242V243H173ZM240 242V241H239ZM238 242V244L240 245L241 243H239ZM253 242H255V243H253ZM259 242V243H258ZM14 243L15 244H17V245H14ZM32 243V244H31ZM34 243V244H33ZM41 243H43V244H41ZM47 243V244H46ZM87 243V244H86ZM93 243V244H92ZM113 243V244H112ZM124 245H123V244ZM126 243V244H125ZM152 243H154V244H152ZM173 243V244H172ZM178 243H180V241H178ZM250 243L252 244L251 246H250ZM13 244V245H12ZM21 244V245H20ZM37 244V245H36ZM54 244V245H53ZM57 244V245H56ZM59 244H60V246H59ZM103 244V245H102ZM119 244V245H118ZM136 244V245H135ZM142 244H144V245H142ZM150 244H152V247L153 248H151V246H149ZM188 244H189V242H187V246H188ZM190 244H193V242L192 243H190ZM189 244V246L188 247H190V246H192V245H190ZM11 245V246H10ZM34 245V246H33ZM66 245H67V247H66ZM69 245V246H68ZM78 245H79V248H78ZM114 245H115V247H114ZM141 245V246H140ZM148 245V249L149 248H151L150 250L152 251H149L150 253H152V254H150L149 252H148V249L145 247V246H147ZM155 247H154V246ZM158 245V246H157ZM163 245V246H162ZM165 245V246H164ZM173 245V246H172ZM205 245V244H204ZM255 245H257V246H255ZM14 246H16V247H14ZM17 246L19 247L20 246V248H17ZM33 246V247H32ZM35 246H37V247H35ZM46 246V247H45ZM103 246H105V247H103ZM118 246H121V247H118ZM136 246V247H135ZM160 246V247H159ZM162 246V247H161ZM169 246V248H167ZM185 248L187 249L188 247L186 246V243H185ZM242 245H240L239 247H241ZM263 246V247H262ZM22 247V248H21ZM60 247V248H59ZM63 247V248H62ZM84 247V248H83ZM88 247V248H87ZM96 247V248H95ZM135 247V248H134ZM143 249V247H145L144 248V250H142L141 248ZM164 247V248H163ZM174 249H173V248ZM255 247H257V248H255ZM259 247H260V249H261V247L263 248L262 250H260L259 249ZM24 248V249H23ZM34 248L35 249H39V250H35V251H37V252H35L34 251ZM41 248V249H40ZM43 248V249H42ZM63 250H62V249ZM67 248H69V249H67ZM72 248V249H71ZM96 250H95V249ZM115 248V249H114ZM129 248V249H128ZM139 250H138V249ZM160 249V251L158 250V251H156L155 249ZM173 250H172V249ZM184 248V249H185ZM17 249H19V250H17ZM47 249V250H46ZM50 251H49V250ZM64 249H66V250H64ZM70 249H71V251L72 252H70ZM74 249V250H73ZM99 249V250H98ZM109 249V250H108ZM123 249V250H122ZM167 249V251H165ZM168 249H170V250H172L171 251V253L169 252L170 250H168ZM251 249H252V251H251ZM25 250V251H24ZM52 250V251H51ZM55 250V251H54ZM58 250V251H57ZM98 250V251H97ZM108 250V251H107ZM115 250V251H114ZM129 250V251H128ZM133 251V253H131L132 251ZM163 252H162V251ZM239 250V252L241 251V249L239 248L238 249ZM250 250V251H249ZM258 250H260L259 252H258ZM31 251V252H30ZM60 251V252H59ZM63 251V252H62ZM97 251V252H96ZM102 251H104V252H102ZM116 252V254L114 253V252ZM139 251V252H138ZM147 251V254H146V256H145V254L143 253V252H146ZM154 251H156L157 253L159 252V255L157 254V255H155V252ZM178 252V254H177V252ZM179 251H181L182 253H180ZM244 251V254H246V252ZM263 251V252H262ZM29 252V253H28ZM83 252V253H82ZM93 252V253H92ZM127 252H129V253H126ZM161 252V253H160ZM166 252V253H165ZM171 255V257H174V259L176 260V263L174 262H172V259H171V261L168 259V258H171V257H169L168 256V253ZM243 252V251H242ZM241 252V253H242ZM252 252H254L253 254H252ZM261 252V253H260ZM6 253V254H7ZM23 253H25V255L23 254ZM45 253V254H44ZM49 253V254H48ZM53 253V254H52ZM70 253V254H69ZM92 253V254H91ZM101 253V254H100ZM112 253H114V254H112ZM119 253V255H117ZM121 253H122V255H121ZM140 253L142 254V258L143 259H141V255H140ZM162 253H164V254H167V255H164V254H162ZM174 253V254H173ZM7 255V258H9V256L10 255ZM31 254V255H30ZM86 254H88V255H86ZM103 254V255H102ZM109 254V255H108ZM113 256H112V255ZM128 254H130V256L128 255ZM132 254V255H131ZM136 254V255H135ZM149 254V255H148ZM172 254H173V256H172ZM34 255H37V256H34ZM46 255V256H45ZM60 255V256H59ZM101 255V256H100ZM125 255V256H124ZM128 255V256H127ZM151 255V256H150ZM153 255V256H152ZM178 256V257H176V256ZM242 255H243V253H242ZM241 254H240V256H242ZM2 255L0 254V257H1ZM34 256V257H33ZM52 256V257H51ZM61 256H64V257H61ZM103 256V257H102ZM145 256V257H144ZM150 258H149V257ZM157 256H160L159 258H156ZM168 256V257H167ZM182 256V255H181ZM180 256V257H181ZM249 256V257H248ZM250 256H252V257H250ZM5 257H6V255H4V259H5ZM19 257V258H18ZM20 257H21V259H20ZM25 257V258H24ZM30 257V258H29ZM54 257V258H53ZM72 257V258H71ZM83 257V258H82ZM128 257V258H127ZM255 257V258H254ZM29 258V259H28ZM42 258V259H41ZM52 260H51V259ZM62 258V259H61ZM82 258V259H81ZM99 258V259H98ZM118 258V259H117ZM134 258V259H133ZM141 260H140V259ZM145 258V259H144ZM149 258V259H148ZM167 258V259H166ZM251 258V259H250ZM3 258L1 257V260H2ZM59 261H58V260ZM64 259H66V260H64ZM76 259V260H75ZM124 259H126V260H124ZM167 261H166V260ZM252 259H253V261H252ZM1 260H0V264H1ZM130 260H131V262H130ZM133 260V261H132ZM140 260V261H139ZM249 260H251V261H249ZM258 260V261H257ZM262 260H263V262H262ZM29 261V262H28ZM34 261V262H33ZM56 261V262H55ZM61 261H63L62 263H61ZM73 261V262H72ZM78 261V262H77ZM106 261V262H105ZM113 261V262H112ZM120 261H122L121 263H120ZM125 261V262H124ZM126 261H128V262H126ZM31 262V263H30ZM98 262V263H97ZM111 262V263H110ZM130 262V263H129ZM259 262V263H258ZM152 263V264H153Z\"/></svg>",
  "mask_w": 264,
  "mask_h": 264
},
{
  "label": "bare ground",
  "instance_id": "obj_2",
  "mask_svg": "<svg viewBox=\"0 0 264 264\" xmlns=\"http://www.w3.org/2000/svg\"><path fill=\"white\" fill-rule=\"evenodd\" d=\"M22 1H23V0H22ZM32 1H33V0H32ZM50 1H51V0H50ZM102 1H103V0H102ZM133 1H134V0H133ZM171 1H172V2H171ZM182 1H183V0H180V1H177V2H176V0H175V2H174V4H175V3H178L177 5H174V7H176V6H177V7H178V6L180 7V8H179L178 16L183 14V12H182L183 7H184L183 5H184V4H187V3H186L187 0H186V2L183 1V4L180 5L179 2L182 3ZM202 1H203V0H202ZM214 1H215V0H211V1L208 0V2H207V3L210 2L211 6H212L211 9H208V11L210 10V12H211V10H212L213 8H215V7H213V6L216 5V3H217L219 0H216V1H217L216 3H213ZM229 1L231 2V0H228V3H229ZM239 1L241 2V0H239ZM249 1H250V0H249ZM41 2H42L41 0H38V1H37V3L39 4L37 7H38V8H39V6L42 7V8H41V10H42V9H43V6H42ZM43 2H44V1H43ZM43 2H42V3H43ZM65 2H66V1H65ZM146 2H147V1H146ZM167 2H168L169 4H168ZM184 2H185V3H184ZM188 2H189V1H188ZM190 2H192L191 5H193V3L196 4L197 0H196V2H194V0H190ZM199 2H201V1L199 0ZM199 2H198V3H199ZM224 2H225V0H224ZM224 2H223V3H224ZM33 3H36V2L33 1ZM50 3H51V2H50ZM109 3H110V2H109ZM133 3H134V2H133ZM163 3H165V2H163ZM171 3H172V4H171ZM204 3H205V2H204ZM207 3H206V5H207ZM218 3H219V2H218ZM226 3H227V2H226ZM226 3H224V4H226ZM228 3L226 4V5L228 6V7L225 9L226 12H229V11H230V10H229V5H231L230 7H232V6L234 7V3H236V1L233 2V0H232V3H233V4H232V3H229V4H228ZM246 3H247V2H246ZM251 3H252V2H251ZM253 3H254V2H253ZM263 3H264V2H263ZM92 4H94V3L92 2ZM95 4H96V3H95ZM110 4H111V3H110ZM127 4H128V3H127ZM134 4H136V3H134ZM137 4H138V3H137ZM157 4H158V3H157ZM165 4H167L166 6H168V7H166L167 10H163V12H164V13H165V12L167 13V12H169V11L171 12V15H169L168 17L173 16V14H175V15L177 14V11H174V13H172V12H173V9L175 10L177 7H176V8H173L172 11H171V9L169 8V7H170L169 5H172L171 8L173 7V0H170V2H169V0H167ZM165 4H164V5H165ZM188 4H189V6H190V3H188ZM188 4H187V5H188ZM195 4H194L193 6H195ZM200 4H202V2H201ZM210 4H209V5H210ZM221 4H222V3H221ZM224 4H223V5H224ZM25 5H26V4H25ZM33 5H34V4H33ZM35 5H37V4H35ZM97 5H98V4H97ZM164 5H163V6H164ZM241 5H242V4H241ZM10 6H11V5H10ZM17 6H18V5H17ZM64 6H65V5H64ZM77 6H78V5H77ZM89 6H90V5H89ZM94 6H95V5H94ZM101 6H103V5H101ZM115 6H116V5H115ZM119 6H120V5H119ZM126 6H127V5H126ZM132 6H133V4H132ZM136 6H137V5H136ZM136 6H133V8L136 7ZM198 6H199V5H198ZM221 6H222V5H221ZM235 6H236V5H235ZM34 7H35V6H34ZM57 7H58V6H57ZM70 7H71V6H70ZM99 7H100V6H99ZM204 7H205V5H204ZM207 7H208V6H207ZM207 7H206V9H207ZM217 7H218V4H217L216 8H217ZM222 7H224V6H222ZM225 7H226V6H225ZM71 8H72V7H71ZM76 8H77V7H76ZM123 8H124V6H123ZM127 8L129 9V6H127ZM130 8H131V7H130ZM147 8H148V7H147ZM164 8H165V7H164ZM185 8H187V6H185ZM193 8H196V7H193ZM197 8H198V7H197ZM208 8H210V6H209ZM216 8H215V9H216ZM257 8H258V7H257ZM4 9H5V8H4ZM13 9H14V8H13ZM25 9H26V8H25ZM34 9H35V8H34ZM50 9H51V8H50ZM90 9H91V8H90ZM140 9H141V8H140ZM190 9H191V6H190ZM198 9H199V8H198ZM215 9H213V11H214ZM218 9H219V7H218ZM218 9L215 10L216 13H218V12H217ZM227 9H228L229 11H227ZM235 9H236V8H234V10H235ZM10 10H11V9H10ZM22 10H23V9H21V11H22ZM36 10H38V9L36 8ZM157 10H158V9H157ZM168 10H169V11H168ZM176 10H178V9H176ZM180 10H181V11H180ZM186 10H187V9H186ZM191 10H192V11H191ZM191 10H189V8H188V10L186 11L187 13H186V15L184 16V17H185L184 20H185L186 22L183 23V24L181 23V22H183V20H182V17H183V16H182V17L179 16V17H180V20H179V21H181V22L178 21L179 23L176 21V17L174 16L175 21H176L175 24L178 23L177 25L179 26V27H176L177 25H176V26L173 25L174 28H175V27H176V28H180L181 26H182V27L185 26L184 24H186V23L188 24V27L185 26V27H187V28L183 27V28L185 29V31H183V30H182L183 28L181 27V30H182V31H180V32H181V33L184 32L185 35H186V33L188 32L187 30L189 29V27H191V26H190L191 23L193 22V24H194V21H193L194 18L197 20V23L200 24V22L198 21V17H199L200 12H203V11H200L201 9H200V10L194 9V12H193V9H191ZM221 10L223 11L224 9H221ZM29 11H30V10H29ZM118 11H120V10H118ZM127 11H128V10H127ZM129 11H130V10H129ZM129 11H128V12H129ZM137 11H139V10H137ZM183 11H184V10H183ZM196 11H197V12H196ZM198 11H200V12H198ZM219 11H220V10H219ZM235 11H236V10H235ZM259 11H260V10H259ZM263 11H264V10H263ZM18 12H19V11H18ZM22 12H24V11H22ZM31 12H32V11H31ZM36 12H37V11H36ZM40 12H41V11H40ZM94 12H95V11H94ZM123 12H125V11H123ZM128 12H126V13H128ZM135 12H136V11H135ZM143 12H144V11H143ZM175 12H176V13H175ZM180 12H182V13H180ZM205 12H206V10H205ZM210 12H209V13H210ZM223 12L225 13V11H223ZM231 12H233L232 9H231ZM120 13H121V12H120ZM160 13H161V12H160ZM160 13H159V14H160ZM166 13L164 14V16H165V15L167 16ZM184 13H185V11H184ZM198 13H199V14H198ZM213 13H214V12H211V14H213ZM221 13H222V12H221ZM224 13H223L222 15H224ZM250 13H251V12H250ZM23 14H24V13H23ZM33 14H35V13L33 12ZM33 14H31V15H33ZM73 14H74V13H73ZM101 14H103V13H101ZM105 14H106V13H105ZM105 14H104V15H105ZM133 14H134V13H133ZM159 14H158V15H159ZM226 14H227V13H226ZM226 14H225V15H226ZM231 14H232V13H231ZM17 15H18V13H17ZM29 15H30V14H29ZM31 15H30V17H31ZM44 15H45V14H44ZM107 15H109V14H107ZM115 15H116V14H115ZM124 15H125V14H124ZM126 15H128V14H126ZM135 15H137V13H135ZM183 15H184V14H183ZM202 15H204V14H202ZM205 15H209V14H207V12H206ZM213 15H214V14H213ZM216 15H217V14H216ZM218 15H219V13H218ZM228 15H229V13H228ZM232 15H233V14H232ZM263 15H264V14H263ZM1 16H2V15H1ZM36 16H37V14H36ZM93 16H94V15H93ZM99 16H100V15H99ZM122 16H123V15H122ZM132 16H133V15H132ZM160 16H161V15H160ZM164 16H163V17L161 16V17L164 18ZM210 16H211V15H210ZM220 16H221V14H220ZM236 16H237V15H236ZM22 17H23V16H22ZM24 17H25V16H24ZM30 17H29V18H30ZM39 17H40V16H39ZM48 17H49V16H48ZM102 17H103V16H102ZM104 17H105V16H104ZM108 17H109V16H107V18H108ZM117 17H118V16H117ZM135 17H136V16H135ZM137 17H138V16H137ZM137 17H136V18H137ZM214 17H215V16H214ZM225 17H226V16H225ZM228 17H229V19H230L231 16H228ZM246 17H247V16H246ZM255 17H256V16H255ZM25 18H26V17H25ZM53 18H54V17H53ZM64 18H65V17H64ZM110 18H112V17H110ZM121 18H122V17H121ZM177 18H178V17H177ZM202 18H203V16H202ZM209 18H210V17H209ZM211 18H212V17H211ZM218 18L220 19L219 16H218ZM233 18H234V17H233ZM11 19H12V18H11ZM21 19H22V18H21ZM35 19H36V17H35ZM35 19H33V20H35ZM66 19H67V18H66ZM72 19H73V18H72ZM138 19H139V18H138ZM138 19H137V20H138ZM166 19H168V18H165V21H166ZM169 19L171 20V18H169ZM199 19H200V18H199ZM205 19H207V18H205ZM205 19H204V20H205ZM219 19H217V17H216L215 22H216V20H219ZM226 19H227V18H226ZM231 19H232V18H231ZM257 19H258V18H257ZM28 20H29V19H28ZM31 20H32V18H30L29 21H31ZM47 20H48V19H47ZM63 20H64V19H63ZM97 20H98V19H97ZM103 20H105V19H103ZM106 20H107V19H106ZM109 20H110V19H109ZM117 20H118V19H117ZM157 20H158V18H157ZM162 20H164V19H161V21H162ZM177 20H178V19H177ZM200 20L202 21V19H200ZM209 20H210V19H209ZM237 20H238V19H237ZM242 20H243V19H242ZM26 21H27V20H26ZM36 21H37V19H36ZM40 21H41V20H40ZM72 21H73V20H72ZM100 21H101V20H100ZM111 21H112V20H111ZM145 21H146V20H145ZM155 21H156V20H155ZM167 21H169V20H167ZM167 21H166V22H167ZM171 21L173 22L174 20H171ZM211 21H212V19H211ZM220 21H224V22H225V18H224L223 20L221 19ZM220 21H218V22L220 23ZM226 21L229 23L230 20L228 21V19H227ZM234 21H235V20H234ZM5 22H6V21H5ZM5 22H0V23H4L5 26H6L7 22H6V23H5ZM10 22H12V21H10ZM21 22H22V21H21ZM63 22H64V21H63ZM135 22H136V21H134V23H135ZM137 22H138V21H137ZM137 22H136V23H137ZM141 22H142V21H141ZM146 22H147V21H146ZM148 22H149V20H148ZM163 22H164V21H163ZM202 22H204V21H202ZM206 22H207V20H206ZM206 22H205V23H206ZM224 22H223V24H224ZM231 22H233V21H231ZM244 22H246V21H244ZM256 22H257V21H256ZM259 22H260V21H259ZM18 23H20V22H18ZM22 23H23V22H22ZM22 23H21V24H22ZM24 23H25V22H24ZM47 23H48V22H47ZM90 23H91V22H90ZM143 23H144V20H143ZM150 23H151V22H150ZM156 23H157V21H156ZM156 23H155V24H156ZM160 23H161V22H160ZM195 23H196V22H195ZM208 23H209V22H208ZM208 23H207V24H208ZM219 23H216V24H217L218 26H220ZM234 23H235V22H234ZM253 23H254V22H253ZM4 24H1V25H4ZM35 24H36V23H35ZM35 24H34V25H35ZM95 24H96V23H95ZM104 24H105V23H104ZM104 24H103V25H104ZM139 24H140V23H139ZM147 24H148V23H147ZM151 24H152V23H151ZM151 24H149V25H151ZM153 24H154V23H153ZM157 24L159 25V23H157ZM171 24H172V23H171ZM180 24H182V25L180 26ZM211 24H212V23H211ZM216 24H215V25H216ZM223 24L221 23V25H223ZM226 24H227V23H226ZM240 24H241V23H240ZM243 24H244V23H243ZM243 24H242V25H243ZM250 24H251V23H250ZM254 24H255V23H254ZM254 24H253V25H254ZM263 24H264V23H263ZM7 25H8V24H7ZM30 25H31V24H30ZM32 25H33V23H32ZM42 25H43V24H42ZM46 25H47V24H46ZM46 25H45V26H46ZM50 25H52V24H50ZM67 25H68V24H67ZM105 25H106V24H105ZM135 25H136V24H135ZM149 25H148V26H149ZM161 25H163V24H161ZM164 25H166L165 22H164ZM194 25H195V29L197 30V29H198V28H196L197 25H196V24H194ZM204 25H206V24H204ZM224 25H225V24H224ZM224 25H223V26H224ZM227 25H228V24H227ZM245 25H246V24H245ZM35 26H36V27H34V28L36 29V28L39 26L38 23H37ZM40 26H41V25H40ZM107 26H108V25H107ZM113 26H114V24H113ZM139 26H140V25H139ZM139 26H137L136 28H138ZM145 26H146V25H144V27H143V26H142V27L145 28ZM154 26H155V25H154ZM154 26H153V27H154ZM201 26H202V25H201ZM211 26H212V25H211ZM251 26H252V25H251ZM17 27H18V26H17ZM41 27H42V26H41ZM47 27H48V26H47ZM52 27H53V26H52ZM103 27H104V26H103ZM151 27H152V26H151ZM153 27H152V29H153ZM161 27H162V26H161ZM163 27H164V26H163ZM165 27H167V26H165ZM165 27H164V28H165ZM168 27H169V26H168ZM193 27H194V26H193ZM204 27H205V26H203V29H202V30H205ZM206 27H208V26L206 25ZM249 27H250V26H249ZM252 27H253V26H252ZM252 27H251V28H252ZM10 28H11V27H10ZM10 28H9V29H10ZM39 28H40V27H39ZM45 28H46V27H45ZM93 28H94V27H93ZM107 28H109V26H108ZM111 28H112V27H111ZM170 28H171V26H170ZM174 28H173V29H174ZM200 28H202V27H200ZM208 28H210V27H208ZM220 28H221V26H220ZM223 28H224V27H222V31L224 30V32H225V29H226V28H225V29H223ZM229 28H230V27H229ZM235 28H236V27H235ZM256 28H257V27H256ZM9 29H8V31H9ZM37 29H38V28H37ZM37 29H36V30H37ZM50 29H51V28H50ZM66 29H67V28H66ZM101 29H102V28H101ZM148 29H151V28H148ZM148 29H147V30H148ZM152 29H151V30H152ZM162 29H163V28H162ZM171 29H172V28H171ZM171 29H170V31H171ZM186 29H187V30H186ZM206 29H207V28H206ZM216 29H217V27H216ZM227 29H228V28H227ZM0 30H2V29H0ZM5 30H7V29H5ZM19 30H20V29H19ZM41 30H42V29H41ZM53 30H54V27H53ZM68 30H69V29H68ZM68 30H67V31H68ZM80 30H81V29H80ZM137 30H138V29H137ZM153 30H155V29H153ZM157 30H158V29L156 28V32H157ZM160 30H161V28H160ZM160 30H159V31H160ZM165 30H166V29H165ZM165 30H164V31H165ZM189 30L191 31V29H189ZM196 30H194V31L192 30L193 33H194ZM220 30H221V29H220ZM248 30H249V29H248ZM259 30H260V29H259ZM26 31H27V30H26ZM43 31H44V30H43ZM75 31H76V30H75ZM102 31H103V30H102ZM138 31H139V30H138ZM144 31H145V30H144ZM144 31H143V32H144ZM148 31H149V30H148ZM164 31H162V32H164ZM168 31H169V30H168ZM176 31H179V30L177 29ZM176 31L174 30L173 33H177V34H178V32H176ZM192 31H191V32H192ZM217 31H218V30H217ZM233 31H235V30H233ZM239 31H240V30H239ZM0 32H2V31H0ZM9 32H10V31H9ZM109 32H110V31H109ZM166 32H167V30H166ZM180 32H179L178 35H181ZM191 32H190V34H192ZM198 32H200V31H198ZM198 32H197V33H198ZM202 32H203V31H202ZM202 32H201V33H202ZM204 32H206V31H204ZM210 32H211V30H210ZM236 32H237V31H236ZM6 33H7V31H6ZM18 33H19V32H18ZM22 33H23V32H22ZM35 33H36V32H35ZM44 33H45V32H44ZM67 33H68V32H67ZM67 33H66V34H67ZM74 33H75V32H74ZM97 33H98V32H97ZM110 33H112V35H114V33H116V32L114 31V33H113V32H110ZM139 33H140V32H139ZM144 33H145V32H144ZM152 33H153V37L151 36L152 38H156V37L158 36V35H156V37H154V31H152ZM152 33H151V34H147V31H146V34H147V35L144 34V35H145L144 37H147L148 35H152ZM188 33H189V32H188ZM188 33H187V34H188ZM207 33H208V32H207ZM213 33H214V32H213ZM221 33H223V32H221ZM257 33H258V32H257ZM257 33H256V34H257ZM32 34H33V33H32ZM61 34H62V33H61ZM117 34H118V33H117ZM140 34H141V33H140ZM157 34H158V33H157ZM163 34H165V33H163ZM166 34H167V33H166ZM204 34H205V33H204ZM210 34H211V33H210ZM210 34H209V35H210ZM235 34H236V33H235ZM1 35H2V33H1ZM5 35H7V34H5ZM8 35H9V34H8ZM12 35H13V34H12ZM28 35H29V33L27 34V36H28ZM38 35H39V34H38ZM97 35H98V34H97ZM99 35H100V34H99ZM101 35H102V34H101ZM142 35H143V34H142ZM185 35H184V36H185ZM194 35H197V34L194 33ZM194 35L191 36V38L194 37ZM200 35H201V34H200ZM202 35H203V34H202ZM214 35H215V34H214ZM214 35H213V36H214ZM228 35H229V34H228ZM244 35H245V34H244ZM15 36H16V35H15ZM60 36H61V35H60ZM63 36H64V35H63ZM102 36H103V35H102ZM115 36H116V35H115ZM134 36H135V35H134ZM159 36H160V35H159ZM159 36H158L157 38H159ZM170 36H171V35H170ZM176 36H177V35H176ZM211 36H212V35H211ZM240 36H241V35H240ZM24 37H25V35H24ZM70 37H72V36H71V33H70ZM142 37H143V36H142ZM171 37H172V36H171ZM177 37H178V36H177ZM179 37H180V36H179ZM179 37H178V39H181V38H179ZM187 37H188V36H186L185 38H187ZM197 37H198V36H197ZM205 37H207V36H205ZM208 37L211 38L210 36H208ZM217 37H218V36H217ZM242 37H243V36H242ZM248 37H249V36H248ZM28 38H29V37H28ZM90 38H91V43L93 44L94 42H92V41H93V40H92V37H90ZM137 38H138V37H137ZM140 38H141V35H140ZM152 38H151V39H152ZM173 38H174V36H173ZM175 38H176V37H175ZM189 38H190V36H189ZM189 38H188V39H189ZM198 38H199V37H198ZM201 38H202V37H201ZM201 38H199V39L201 40ZM235 38H236V37H235ZM246 38H247V37H246ZM75 39H77V38H75ZM80 39H81V38H80ZM114 39H115V38H114ZM120 39H121V38H120ZM146 39L149 40V36H148ZM167 39H168V38H167ZM170 39H172V38H170ZM176 39H177V38H176ZM195 39H197L196 36H195L194 40H195ZM202 39H203V38H202ZM213 39H214V38H213ZM4 40H5V39H4ZM4 40H3V41H4ZM69 40H70V39H69ZM82 40H83V39H82ZM95 40H96V39H95ZM95 40H94V41H95ZM97 40H98V39H97ZM125 40H126V39H125ZM135 40H136V39H135ZM181 40H182V39H181ZM186 40H187V39H186ZM205 40H206V39H205ZM205 40H203V41L205 42ZM211 40H212V39H211ZM211 40H209V42H210ZM240 40H241V39H240ZM254 40H255V39H254ZM261 40H263V39L261 38ZM22 41H23V40H22ZM72 41H73V40H72ZM72 41L70 40V43H71V44L73 43ZM76 41H77V40H76ZM79 41H80V40H79ZM79 41H78V42H79ZM84 41H85V40H84ZM89 41H90V40H89ZM99 41H100V40H99ZM120 41H121V40H120ZM122 41H124V40H122ZM129 41H130V40H129ZM143 41H144V40H143ZM154 41H155V40H154ZM168 41H169V40H168ZM183 41H184V40H183ZM183 41H182V42H183ZM198 41H199V40H198ZM230 41H231V40H230ZM236 41H237V40H236ZM238 41H239V40H238ZM245 41H247V40H245ZM245 41H244V42H245ZM5 42H6V41H5ZM33 42H34V41H33ZM66 42H67V41H66ZM78 42H77V43H78ZM86 42H87V41H86ZM109 42H110V41H109ZM134 42H137V41H134ZM144 42H145V41H144ZM149 42H150V41H149ZM156 42H158V41H156ZM159 42H160V41H159ZM172 42H173V41H172ZM175 42H176V41H175ZM177 42H180V41L178 40ZM192 42H193V39H192ZM209 42H205V43L208 45ZM214 42H216V41H214ZM240 42H241V41H240ZM17 43H18V42H17ZM30 43H31V42H30ZM40 43H41V42H40ZM56 43H57V42H56ZM60 43H61V42H60ZM63 43H64V42H63ZM67 43H68V42H67ZM67 43H64V44H67ZM70 43H68V45H69ZM81 43H82V42H81ZM99 43H100V42H98V44H99ZM105 43H106V42H105ZM124 43H125V41H124ZM147 43H148V42H147ZM212 43H213V42H212ZM235 43H236V42H235ZM241 43H242V42H241ZM260 43H261V42H260ZM262 43H263V42H262ZM2 44H3V43H2ZM2 44H1V45H2ZM22 44H23V43H22ZM83 44H84V43H83ZM86 44H87V43H86ZM101 44H102V43H101ZM156 44H157V43H156ZM189 44H190V43H189ZM193 44H194V43H193ZM193 44H192V46H193ZM209 44H211V43H209ZM221 44H222V42H221ZM237 44H238V43H237ZM14 45H15V44H14ZM16 45H17V44H16ZM32 45H33V44H32ZM95 45H97V44H95ZM116 45H117V44H116ZM116 45H115V46H116ZM125 45H126V44H125ZM127 45H128V44H127ZM130 45H131V41H130ZM147 45H148V44H147ZM150 45H151V44H150ZM160 45H161V44H160ZM160 45H159V47L162 46V45H161V46H160ZM171 45H173V44H171ZM174 45H175V44H174ZM181 45H182V44H181ZM202 45H203V43H202ZM218 45H219V44H218ZM243 45H244V44H243ZM9 46H10V45H9ZM11 46H12V45H11ZM59 46H60V45H59ZM64 46H65V45H64ZM66 46H67V45H66ZM66 46H65V47H66ZM80 46H81V45H80ZM87 46H88V45H87ZM100 46H101V45H100ZM115 46H114V48H115ZM128 46H129V45H128ZM128 46H127V47H128ZM142 46H143V45H142ZM192 46H191V47H192ZM200 46H201V45H200ZM200 46H198V47H200ZM208 46H210V45H208ZM208 46H206V47H208ZM211 46H212V45H211ZM213 46H214V45H213ZM258 46H259V45H258ZM0 47H1V46H0ZM23 47H24V45H23ZM36 47H37V46H36ZM70 47H71V46H70ZM70 47H69V48H70ZM73 47H74V46H72V48H73ZM159 47H158V48H159ZM167 47L169 48V47H171V46H167ZM182 47H183V49H184V46H182ZM186 47H187V46H186ZM189 47H190V46H189ZM201 47H203V46H201ZM234 47H235V46H234ZM248 47H249V46H248ZM248 47H247V48H248ZM261 47H262V46H261ZM18 48H19V47H18ZM62 48H63V47H62ZM69 48H68V49H69ZM75 48H76V47H75ZM125 48H126V47H125ZM132 48H133V47H132ZM145 48H146V47H145ZM149 48H151V47H149ZM152 48H153V47H152ZM152 48H151V49H152ZM158 48H157V49H158ZM192 48H193V47H192ZM192 48H188V49H192ZM195 48H196V47H195ZM195 48H194V49H195ZM209 48H210V47H209ZM238 48L240 49V47H238ZM25 49H26V48H25ZM38 49H39V48H38ZM54 49H55V48H54ZM60 49H61V48H60ZM65 49H66V48H65ZM76 49H77V48H76ZM86 49H87V48H86ZM101 49H102V48H101ZM115 49H117V48H115ZM147 49H148V48H147ZM153 49H154V48H153ZM164 49H165V47H164ZM166 49H167V48H166ZM177 49H178V47H177ZM183 49H182V50H183ZM206 49H207V48H206ZM206 49H205V50H206ZM219 49H220V48H219ZM230 49H231V48H230ZM234 49H235V48H234ZM259 49H260V48H259ZM41 50H42V49H41ZM56 50H57V48L55 49L53 55L56 53ZM66 50H67V49H66ZM66 50H65V51H66ZM87 50H88V49H87ZM87 50H86V51H87ZM95 50H96V49H95ZM95 50H94V51H95ZM98 50H99V49H98ZM98 50H96V51H98ZM125 50H126V49H125ZM154 50H155V49H154ZM170 50H171V49H170ZM179 50H181V48H179ZM185 50H186V49H185ZM198 50H200V49H198ZM208 50H209V49H208ZM228 50H229V49H228ZM232 50H233V49H232ZM3 51H4V50H3ZM3 51H2V52H3ZM10 51H11V50H10ZM14 51H15V50H14ZM57 51H58V50H57ZM62 51H63V50H62ZM96 51H95V54L97 53ZM112 51H113V50H112ZM123 51H124V50H123ZM152 51H153V50H152ZM158 51L160 52L159 49H158ZM164 51H165V50H164ZM168 51H169V49H168ZM168 51H167V52H168ZM172 51H173V50H172ZM202 51H203V49H202ZM224 51H225V50H224ZM230 51H231V50H230ZM248 51H249V50H248ZM253 51H254V50H253ZM258 51H259V50H258ZM59 52H60V51H59ZM71 52H72V51H71ZM77 52H78V51H77ZM110 52H111V50H110ZM116 52H117V51H116ZM116 52L114 51V53H116ZM120 52H122V51H120ZM131 52H133V51H131ZM136 52H137V51H136ZM136 52H135V53H136ZM147 52H148V51H147ZM165 52H166V51H165ZM169 52H170V51H169ZM187 52H189V51H187ZM187 52H186V53H187ZM191 52H192V51H191ZM199 52H200V51H199ZM233 52H234V51H233ZM254 52H255V51H254ZM13 53H14V52H13ZM64 53H65V52H64ZM75 53H76V52H75ZM75 53H73V54H75ZM86 53H87V52H86ZM88 53H89V52H88ZM90 53H91V52H90ZM112 53H113V52H112ZM124 53H125V52H124ZM138 53H139V51H138ZM173 53H174V52H173ZM176 53H178V51H176ZM180 53L182 54V51H180ZM186 53H185V54H186ZM189 53H190V52H189ZM189 53H187V54L189 55ZM192 53H193V54H192ZM192 53H190V54H192L191 56L195 55V50H193ZM196 53H197V52H196ZM218 53H219V52H218ZM17 54H18V53H17ZM20 54H21V53H20ZM23 54H24V53H23ZM41 54H42V53H41ZM56 54H57V53H56ZM65 54H66V53H65ZM65 54H64V56H65ZM77 54H78V53H77ZM84 54H85V53H84ZM93 54H94V52H93ZM97 54L99 55V51H98ZM131 54H133V53H131ZM136 54H137V53H136ZM149 54H150V52H149ZM149 54H148V55H149ZM164 54H165V53H164ZM170 54H171V53H170ZM181 54H180V55H181ZM201 54H202V53H201ZM252 54H253V53H252ZM259 54H260V53H259ZM26 55H27V54H26ZM51 55H52V54H51ZM60 55H61V54H60ZM70 55H71V53H70ZM87 55H88V54H87ZM111 55H113V54H111ZM128 55H129V53H128ZM133 55H134V57H136L135 54H133ZM138 55H139V54H138ZM151 55H152V54H151ZM155 55H156V54H155ZM198 55H199V54H198ZM198 55H197V57H198ZM221 55H222V54H221ZM226 55H227V54H226ZM255 55H256V54H255ZM11 56H12V55H11ZM40 56H41V55H40ZM42 56H43V55H42ZM66 56L69 57L68 54H67ZM96 56H97V55H96ZM99 56H100V55H99ZM115 56H116V55H115ZM115 56H114V57H115ZM146 56H147V55H146ZM168 56H169V55H168ZM173 56H174V55H173ZM175 56H176V55H175ZM182 56H185V55L183 54ZM195 56H196V55H195ZM201 56H203V55H201ZM233 56H234V55H233ZM250 56H251V54H250ZM50 57H51V56H50ZM102 57H103V56H102ZM102 57L100 56L101 59H102ZM125 57H126V56H125ZM138 57H139V56H138ZM144 57H145V56H144ZM152 57H153V56H152ZM154 57H155V56H154ZM157 57H158V56H157ZM171 57H172V56H171ZM178 57H179V55H178ZM247 57H249V56H247ZM255 57H257V56H255ZM7 58H8V57H7ZM20 58H21V57H20ZM25 58H26V57H25ZM57 58H58V57H57ZM127 58H128V57H127ZM150 58H151V57H150ZM164 58H165V57H164ZM172 58H173V57H172ZM191 58H192V57H191ZM198 58H199V57H198ZM198 58H195L194 60L197 59V62H198V60H199V61L202 60V59H198ZM202 58H204V57H202ZM212 58H213V57H212ZM212 58H211V59H212ZM224 58H225V57H224ZM21 59H22V58H21ZM34 59H36V57H35ZM55 59H56V57H55ZM59 59H60V58H59ZM62 59H63V58H62ZM86 59H88V57H87ZM103 59H104V58H103ZM124 59H125V58H124ZM175 59H176V58H175ZM178 59H180V58H178ZM205 59H207V58H205ZM216 59H217V58H216ZM220 59H221V58H220ZM242 59H243V58H242ZM57 60H58V59H57ZM66 60H67V59H66ZM68 60H70V59H68ZM108 60L110 61L109 58H108ZM113 60H114V59H113ZM115 60H116V59H115ZM136 60H137V59H136ZM153 60L155 61V59H153ZM168 60H169V59H168ZM168 60H167V62H168ZM176 60H177V59H176ZM176 60H175V61H176ZM182 60H183V59H182ZM189 60H191V59H189ZM208 60H209V59H208ZM246 60H247V59H246ZM259 60H260V59H259ZM5 61H6V60H5ZM9 61H11V60L9 59ZM48 61H49V60H48ZM51 61H52V60H51ZM59 61H60V60H59ZM74 61H75V60H74ZM77 61H78V60H77ZM100 61H101V60H100ZM111 61H112V60H111ZM111 61H110V62H111ZM124 61H125V60H124ZM130 61H131V60H130ZM140 61H141V60H140ZM140 61H137V62L139 63ZM142 61H143V60H142ZM149 61H150V60H149ZM162 61H163V59H162ZM164 61H165V59H164ZM170 61H171V59H170ZM184 61H186V60H184ZM253 61H254V60H253ZM253 61H252V62H253ZM0 62H1V61H0ZM6 62H8V61H6ZM11 62H12V61H11ZM37 62H38V61H37ZM49 62H50V61H49ZM87 62H88V60H87ZM91 62H93V60H92ZM91 62H90V63H91ZM173 62H174V61H173ZM173 62H172V64H173ZM176 62H177V61H176ZM178 62H179V60H178ZM186 62H187V61H186ZM186 62H185V63H186ZM189 62H190V61H189ZM194 62H195V61H194ZM194 62H193V60H192V63H194ZM201 62H203V61H201ZM206 62H207V61H206ZM209 62H210V61H209ZM213 62H214V59H213ZM241 62H242V61H241ZM241 62H240V63H241ZM244 62H245V60H244ZM247 62H249V61H247ZM250 62H251V61H250ZM45 63H46V62H45ZM56 63H58V62H56ZM61 63H62V62H61ZM100 63H102V62H100ZM106 63H107V62H106ZM125 63H127V62H125ZM125 63H124V65H125ZM142 63H143V62H142ZM142 63H141V64H142ZM174 63H175V62H174ZM181 63H184V62H181ZM185 63H184V64H185ZM198 63H199V62H198ZM223 63H224V62H223ZM226 63H227V62H226ZM240 63H239V64H240ZM253 63H254V62H253ZM253 63H251V64H253ZM16 64H17V63H16ZM53 64H54V63H53ZM58 64H59V63H58ZM62 64L64 65V63H62ZM95 64H96V63H95ZM95 64H93V65H95ZM107 64H108V63H107ZM115 64H117V63H115ZM115 64H114V65H115ZM154 64H155V63H154ZM164 64H165V63H164ZM166 64H167V63H166ZM169 64H170V63H168V65H169ZM188 64H189V63H188ZM190 64H191V63H190ZM195 64H196V63H195ZM203 64H204V63H203ZM203 64H202V65H203ZM8 65H9V63H8ZM10 65H11L10 67L12 68V64H11V63H10ZM33 65H34V64H33ZM55 65H57V64H55ZM69 65H70V64H69ZM71 65H72V64H71ZM79 65H81V64H79ZM82 65H83V64H82ZM93 65H92V67H93ZM174 65H177V64H174ZM179 65H180V63H179ZM191 65L194 66V64H191ZM197 65H199V64H197ZM202 65H201V66H202ZM210 65H213V64L211 63ZM261 65H262V64H261ZM20 66H21V65H20ZM31 66H32V64H31ZM46 66H47V65H46ZM46 66H45V67H46ZM52 66H53V65H52ZM57 66H59V65H57ZM64 66H65V65H64ZM72 66H73V65H72ZM83 66H84V65H83ZM89 66H90V65H89ZM95 66H96V65H95ZM100 66H101V65H100ZM119 66H120V65H119ZM131 66H132V65H131ZM139 66H142V65L139 64ZM164 66H167V65H164ZM180 66H181V65H180ZM182 66H183V65H182ZM182 66H181V67H182ZM187 66H189V65H187ZM204 66H205V65H204ZM206 66H207V65H206ZM208 66H209V65H208ZM230 66H231V65H230ZM236 66H237V65H236ZM262 66H263V65H262ZM34 67H35V66H34ZM45 67H44V69H45ZM48 67H49V66H48ZM76 67H77V66H76ZM78 67H79V66H78ZM98 67H99V66H98ZM105 67H106V66H105ZM112 67H113V66H111V68H112ZM117 67H118V66H117ZM120 67H121V66H120ZM124 67H125V66H124ZM129 67H130V65H129ZM129 67H128V68H129ZM133 67H134V66H133ZM159 67H160V66H159ZM167 67H169V66H167ZM167 67H166V69H167ZM171 67H172V65H170V69H171ZM183 67L185 68L186 66L184 65ZM196 67H197V66H196ZM243 67H244V66H243ZM57 68H58V67H57ZM57 68H56V69H57ZM65 68H66V67H65ZM68 68H69V67H68ZM70 68H71V67H70ZM74 68H75V67H74ZM126 68H127V66H126ZM131 68H132V67H131ZM131 68H130V70L132 71ZM149 68H150V67H149ZM173 68H175V66H174ZM176 68H177V67H176ZM176 68H175V69H176ZM178 68H179V66H178ZM186 68H187V67H186ZM188 68H189V67H188ZM188 68H187V69H188ZM190 68H191V66H190ZM192 68H193V67H192ZM200 68H201V67H200ZM208 68H209V67H208ZM9 69H10V68H9ZM13 69H14V68H13ZM37 69H38V68H37ZM37 69H36V70H37ZM44 69H43V70H44ZM56 69H55V70H56ZM59 69H60V68H59ZM76 69H77V68H76ZM92 69H93V68H92ZM95 69H96V68H95ZM97 69H98V68H97ZM123 69H124V68H123ZM139 69H140V68H139ZM141 69H143V68H141ZM158 69H159V68H158ZM163 69H164V68H163ZM241 69H242V68H241ZM11 70H12V69H11ZM11 70H10V71H11ZM43 70H41V71L44 72L45 70H44V71H43ZM66 70H67V68H66ZM68 70H69V69H68ZM68 70H67V71H68ZM93 70H94V69H93ZM110 70H112V69H110ZM136 70H137V68H136ZM148 70H149V69H148ZM176 70H177V72H178L179 69H176ZM176 70H175V71H176ZM180 70H182V69H180ZM183 70H184V69H183ZM185 70H186V69H185ZM189 70H190V69H189ZM192 70H193V69H192ZM205 70H206V69H205ZM207 70H208V69H207ZM261 70H262V69H261ZM8 71H9V70H8ZM12 71H13V70H12ZM17 71H18V69H17ZM23 71H25V70H23ZM31 71H33V70H31ZM46 71H47V69H46ZM53 71H54V69H53ZM53 71H52V72H53ZM61 71H63V70H61ZM73 71H74V70H73ZM76 71H77V70H76ZM83 71L85 72L84 69H83ZM87 71H88V70H87ZM89 71H90V69H89ZM106 71H107V68H106ZM134 71H135V70H134ZM140 71H141V70H140ZM155 71H156V70H155ZM157 71L159 72V70H157ZM167 71H168V70H166V72H167ZM169 71H171V70H169ZM169 71H168V73L170 74L171 72H169ZM172 71H173V70H172ZM193 71H194V70H193ZM197 71H198V70H197ZM231 71H232V70H231ZM38 72H39V71H38ZM42 72H41V75H42ZM52 72H50V73L52 74ZM70 72H72V70H71ZM84 72H83V75L85 76L86 73H84ZM93 72H94V71H93ZM101 72H103V70L100 71L99 73L101 74ZM111 72H112V71H111ZM122 72H123V71H122ZM122 72H121V73H122ZM194 72H195V71H194ZM203 72H206V71H203ZM239 72H240V71H238L237 74H239ZM253 72H254V71H253ZM11 73H12V72H11ZM19 73H20V72L18 71V74H19ZM22 73H23V72H22ZM24 73H25V72H24ZM33 73H34V72H33ZM47 73H48V71H47ZM50 73H49V74H50ZM74 73H75V72H74ZM95 73H98V72L96 71ZM135 73H136V72H135ZM144 73H146V72H144ZM163 73H164V72H162V74H163ZM173 73H174V72H172L170 75H169V74H166V73H165L166 75L163 74L165 77L162 75V77H164V78H166L167 75L170 76V77L168 76L169 78H166V79H167L168 81L170 80V81L167 82V83H170L172 86H173V84L175 85L174 81H173V84H172V80L170 79V78L172 77V74H173ZM186 73H187V72H186ZM188 73H189V72H188ZM201 73H202V72H201ZM216 73H217V72H216ZM13 74H14V73H13ZM30 74H31V73H30ZM44 74H45V73H44ZM51 74H50V75H51ZM54 74H55V73H54ZM54 74H52V75H54ZM66 74H67V73H66ZM66 74H64V78H65V76H67ZM69 74H70V73H69ZM71 74H72V73H71ZM71 74H70V76L73 75V74H72V75H71ZM75 74H76V73H75ZM75 74H74V76H75ZM100 74H99V75H100ZM156 74H157V73H156ZM160 74H161V73H160ZM180 74H182L183 77H185V76L187 75V77H185V78H186V79L188 78V74L185 75L184 73H181V72H180ZM180 74H179V75H180ZM202 74H204V73H202ZM202 74H200V75L202 76ZM206 74H207V73H206ZM228 74H229V73H228ZM235 74H236V73H235ZM7 75H8V74H7ZM20 75H21V74H20ZM20 75H19V76H20ZM23 75H24V74H23ZM26 75H27V74H26ZM26 75H25V76H26ZM35 75H36V74H35ZM62 75H63V74H62ZM77 75H78V74H77ZM94 75H95V74H94ZM94 75H93V76H94ZM96 75H97V74H96ZM99 75H98V78H99ZM110 75H111V74H110ZM120 75H121V74H120ZM123 75H124V74H123ZM125 75H126V74H125ZM130 75H131V73H130ZM149 75H150V74H149ZM158 75H159V74H158ZM158 75H157V76H158ZM194 75H195V74H194ZM196 75H197V73H196ZM200 75H198V76L200 77ZM255 75H256V74H255ZM262 75H263V74H262ZM262 75H261V76H262ZM12 76H13V75H12ZM12 76H11V77H12ZM14 76H15V75H14ZM14 76H13V77H14ZM21 76H22V75H21ZM25 76H24V77H25ZM37 76H38V75H37ZM39 76H40V74H39ZM48 76H49V75H48ZM100 76H102V75H100ZM115 76H116V75H115ZM115 76L113 75L114 78H115ZM138 76H139V75H138ZM144 76H145V75H144ZM146 76H147V75H146ZM175 76H176V75H175ZM175 76H174V74H173V77H175ZM180 76H181V75H180ZM180 76L177 75V77H180ZM190 76H191V75H190ZM33 77H34V76H33ZM40 77H41V76H40ZM46 77H47V76H46ZM46 77H45V78H46ZM51 77H52V76H51ZM58 77H59V76H58ZM58 77H57V78H58ZM75 77H77V76H75ZM87 77H88V75H87ZM95 77H97V76H95ZM113 77H110V78H113ZM126 77H127V76H126ZM155 77H156V76H155ZM158 77H159V78H158ZM158 77H157V78H158L157 80H159V79L161 78V76H158ZM177 77H176V78H177ZM183 77H182V78H183ZM191 77H193V75H192ZM195 77H196V76H195ZM202 77H203V76H202ZM227 77H228V76H227ZM234 77H235V75H234ZM257 77H258V76H257ZM4 78H5V77H4ZM9 78H10V77H9ZM15 78H17V77H15ZM18 78H19V77H18ZM42 78H43V77H42ZM64 78H62V79H63V82H66V79H65V81H64ZM66 78H67V77H66ZM71 78H72V77H71ZM81 78H83V77H81ZM89 78H90V75H89L88 79H89ZM105 78H106V77H105ZM117 78H118V77H117ZM117 78H116V79H117ZM129 78H130V77H129ZM145 78L147 79V77H145ZM149 78H151V76H149ZM153 78H154V77H153ZM176 78H175V79H176ZM180 78H181V77H180ZM185 78L183 79V82H184ZM207 78H208V77H207ZM244 78H245V77H244ZM0 79H1V78H0ZM21 79H22V78H21ZM30 79H31V78H30ZM35 79H36V78H35ZM35 79H33V80H35ZM37 79H38V78H37ZM43 79H44V78H43ZM46 79H47V78H46ZM46 79H45V80H46ZM55 79H56V78H55ZM75 79H77V78H75ZM79 79H80V78H79ZM83 79H84V78H83ZM95 79H96V78H95ZM100 79H101V77H100ZM103 79H104V78H103ZM108 79H109V78H108ZM133 79H134V78H133ZM133 79H132V80H133ZM155 79H156V78H155ZM178 79H179V78H178ZM188 79L190 80V77H189ZM192 79H193V78H192ZM197 79H198V78H197ZM197 79H196V80H197ZM209 79H210V78H209ZM211 79H212V78H211ZM213 79H214V78H213ZM217 79H218V78H217ZM221 79H222V78H221ZM9 80H10V79H9ZM22 80H23V79H22ZM27 80H29V79H27ZM33 80H32V81H33ZM40 80H41V78H40ZM40 80H39V82H40ZM81 80H82V79H81ZM86 80H87V79H86ZM96 80H97V79H96ZM98 80H99V79H98ZM114 80H115V79H114ZM141 80H143V79H141ZM149 80L151 81V79H148V82H149ZM163 80H164V79H162V82L166 81V80H164V81H163ZM176 80H177V79H176ZM214 80H215V79H214ZM223 80H224V79H223ZM255 80H256V79H255ZM7 81H8V80H7ZM18 81H19V80H18ZM47 81H48V79H47ZM67 81H68V80H67ZM69 81H70V79H69ZM71 81H72V80H71ZM73 81H74V80H73ZM79 81H80V80H79ZM79 81H78V82H79ZM82 81H83V80H82ZM100 81H102V80H100ZM104 81H105V80H104ZM104 81H103V82H104ZM123 81H124V80H123ZM144 81H145V79H144ZM144 81H143V82H144ZM179 81H181V80H179ZM192 81H193V80H192ZM198 81H199V80H198ZM200 81H201V80H200ZM205 81H206V80H205ZM217 81H218V80H217ZM234 81H235V80H234ZM27 82H29V81H27ZM52 82H53V81H52ZM74 82H76V81H74ZM80 82H81V81H80ZM89 82H91V81H89ZM89 82H87V83H89ZM98 82H99V81H98ZM115 82H116V80H115ZM125 82H126V80H125ZM125 82H124V83H125ZM151 82H152V81H151ZM181 82H182V81H181ZM183 82H182V83H183ZM185 82H186V81H185ZM195 82H196V81H195ZM256 82H257V81H256ZM5 83H6V82H5ZM5 83H4V84H5ZM9 83H10V82H9ZM29 83H30V82H29ZM34 83H35V84H34ZM34 83H33V84H34V86H33V87H34V91H33V90H32V91L35 92L36 94L31 92L29 95H31V94H35V95H38V94H40V95H45L44 97H43V96H42V97L45 98V97L47 96L48 99H50L51 96L55 97L54 95H52V94L54 93V91H55V88H54V90L51 89V90L53 91V93H52L51 90H50V92L47 91L48 93H52L51 96H49L50 94L48 95V93L45 92L46 90H43V89L41 90V89H40V88H42L43 86H45V88H47L46 85H43V84H42L43 86H41L40 88H38V86H39L40 83H39L38 85H37L38 81H37V83H36V81H34ZM41 83H43L42 80H41ZM53 83H54V82H53ZM66 83H67V82H66ZM81 83H82V82H81ZM84 83H85V82H84ZM95 83H96V81H95ZM99 83H100V82H99ZM101 83H102V82H101ZM101 83H100V84H101ZM106 83H107V82H106ZM109 83H110V82H109ZM121 83H122V82H121ZM156 83H158V82H156ZM159 83H161V82H159ZM176 83H178V82L176 81ZM190 83H192V82H190ZM0 84H1V83H0ZM10 84H12V83H10ZM23 84H25V83H23ZM30 84H31V83H30ZM30 84H29V85H30ZM33 84H32V85H33ZM54 84H55V83H54ZM73 84H74V83H73ZM75 84L78 85L77 82H76ZM97 84H98V83H97ZM111 84H113V83H111ZM111 84H110V85H111ZM116 84H117V83H116ZM150 84H151V83L148 84L150 87H151L152 85H154V84H152V85H150ZM165 84H166V83H165ZM170 84H168V85H170ZM179 84H181V83H179ZM183 84H184V83H183ZM183 84H182V85H183ZM192 84H193V83H192ZM260 84H261V83H260ZM50 85H51V84H50ZM64 85H65V84H64ZM71 85H72V84H71ZM76 85H74V86H76ZM92 85H93V83H92ZM128 85H129V84H128ZM132 85H133V84H132ZM138 85H139V84H138ZM161 85H163V83H162ZM166 85H167V84H166ZM171 85H170V86H171ZM186 85H188V84L185 83V86H186ZM197 85H198V84H197ZM224 85H225V84H224ZM229 85H230V84H229ZM244 85H245V84H244ZM6 86H7V85H6ZM18 86H19V85H18ZM53 86H54V85H53ZM68 86H70V85L68 84ZM80 86H82V85L80 84ZM80 86H79V87H80ZM83 86H84V85H83ZM93 86H94V85H93ZM107 86H108V84H106V88H107ZM179 86H181V85H179ZM183 86H184V85H183ZM185 86H184V89H185ZM188 86H189V85H188ZM213 86H214V85H213ZM215 86H217V85H215ZM253 86H254V85H253ZM8 87H9V86H8ZM13 87H16V88H17L16 85L13 86ZM22 87H23V86H22ZM26 87H27V85H26ZM60 87H61V86H60ZM66 87H67V86H66ZM71 87H72V86H71ZM79 87H78V88H79ZM99 87H100V86H99ZM102 87H104V86H102ZM108 87H109V86H108ZM133 87H134V86H133ZM140 87H144V86H140ZM146 87H147V85H146ZM146 87H145V88H146ZM154 87L156 88V86H154ZM154 87H153V88H154ZM158 87H159V85H158ZM160 87H162V86H160ZM163 87H164V86H163ZM174 87L176 88V86H174ZM204 87H205V86H204ZM226 87H227V86H226ZM254 87H255V86H254ZM28 88H29V87H28ZM31 88H32V86H31ZM52 88H53V87H52ZM68 88H69V87H68ZM68 88H67V89H68ZM76 88H77V86H76ZM90 88L92 89V86H91ZM90 88H89V89H90ZM151 88H152V87H151ZM187 88H189V87H187ZM196 88H197V87H196ZM198 88H199V87H198ZM261 88H262V87H261ZM1 89H2V88H1ZM11 89H12V88H11ZM17 89H18V88H17ZM19 89H21V88H19ZM25 89H26V88H25ZM32 89H33V88H32ZM35 89H36V90H35ZM37 89H38V93L36 92ZM48 89H50V88H47V90H48ZM63 89H64V88H63ZM83 89H84V87H83ZM86 89H87V86H86ZM99 89H101V87H100ZM108 89H109V88H108ZM114 89H115V88H114ZM122 89H124V88H122ZM133 89H135V87H134ZM142 89L144 90V88H142ZM147 89H148V88H146V90H147ZM184 89H183V90H184ZM200 89H201V88H200ZM200 89H199V90H200ZM220 89H221V88H220ZM226 89H227V88H226ZM27 90H28V89H27ZM29 90H30V89H29ZM39 90H40V91H39ZM58 90H59V89H58ZM73 90H74V88H73ZM79 90H80V88H79ZM84 90H85V89H84ZM104 90H105V89H104ZM156 90H157V89H156ZM178 90L181 91L182 88H181V90L178 88ZM187 90H188V89H187ZM187 90H184V93H185V91H187ZM196 90H197V89H196ZM210 90H212V89H210ZM255 90H256V89H255ZM3 91H6V90H3ZM13 91H14V90H13ZM21 91H22V90H21ZM30 91H31V90H30ZM30 91H29V92H30ZM68 91H69V90H68ZM68 91H66L67 94H68ZM91 91H92V90H91ZM109 91H110V89L108 90V92H109ZM115 91H116V90H115ZM123 91H124V90H123ZM128 91H129V90H128ZM131 91H132V90H131ZM147 91H148V90H147ZM151 91H152V90H151ZM173 91H174V90H173ZM261 91H262V90H261ZM16 92H17V91H16ZM18 92H20V91H18ZM22 92H23V91H22ZM27 92H28V91H27ZM57 92H58V91H57ZM57 92H56V93H57ZM73 92H74V91H73ZM85 92H86V91H85ZM88 92H90V91L87 90V94H88ZM99 92H100V91H99ZM106 92H107V91H106ZM136 92H139V91L136 90ZM154 92H156V91H154ZM154 92H152V93H154ZM182 92H183V91H182ZM189 92H190V90H189L187 93H189ZM4 93H6V92H4ZM4 93H3V94H4ZM20 93H21V92H20ZM25 93H26V91H25ZM25 93H24V94H25ZM64 93H65V92H64ZM69 93H72V92H69ZM75 93H76V92H75ZM82 93H84V92L82 91ZM94 93H95V92H94ZM109 93H111V91H110ZM113 93L115 94V92H113ZM116 93H117V92H116ZM120 93H121V92H120ZM148 93H149V92H148ZM152 93H150V94H151V95H150V101H149L150 103H148V102L145 103V102H144L145 100L143 101V99H142L143 103H140V101H137V99H136V98H138V96L135 97L134 99H133L131 96H129V98L131 97L130 99L132 100V101H130L132 104L129 103V104H130L129 106L132 105V107H131L132 109H131L129 115H127L129 118L126 117L127 119H126V120L124 119L126 123L121 122V121H119V119H118V120H117V121H118V123H117L118 126L116 127V123H115V122H110V121H109L110 123H112V124H111L112 126H110V128H112V129H110V128H108V127H107V128H108L111 132L116 128V129L113 131L114 133L112 132V133L114 134V135L112 136L113 139H112V137H111V139H112L113 141H112V142L109 141L110 143H108V145L105 146V147L108 146V147H107V150H106V148H105V149L102 148V147H104V146L101 145V143H98V145L101 146V148H102L104 151H103L101 148H98V149H101L102 151L98 150L100 153H97L98 151H96V152H94V153H97V154H99V155H100V154H103V157H105L106 160L109 159V163H110V160H111V161L113 160V159H111V157H112V158L115 157V160H116V158L119 157L121 154H122L123 156H125V154L127 153L126 150H128L129 146H130L131 143L133 142V141H132V142H129V141L127 140V137L125 138V136H126V134H125V132H124L125 127H126V131H127V127H128V132H129L130 127H131V128H132V127L134 128L135 125H138V126H139L140 124H141L142 127H143V124L145 123V124H147L148 126L151 127L152 130H151V129H150V130L152 131V133L150 132V134H152V136H155V137H158V133L161 132V131L158 132V128L161 129V128H163V127H166V131H167V129H168V128H167V125H168L167 123H168V122H166V120H165L164 117H168L169 119H170V117H171V118L173 117L172 114H171V112L168 111V109L171 108V107L165 109V107H166V106H165L164 108H162V107H161V103L159 102L160 100L158 101L159 96H158V98L156 99V98H155L156 95H152ZM173 93H174V92H173ZM180 93H181V92H180ZM187 93H186V94H187ZM208 93H209V92H208ZM237 93H238V92H237ZM1 94H2V93H1ZM3 94H2L1 96H3ZM9 94H10V93H9ZM22 94H23V93H22ZM59 94H61V93H59ZM59 94H58V96H60ZM62 94H63V93H62ZM67 94H66V96H67ZM79 94H80V93H79ZM97 94H98V93H97ZM97 94H95V95H97ZM114 94H113V95H114ZM128 94H129V93H128ZM131 94H132V93H131ZM139 94H140V93H139ZM146 94H147V93H146ZM154 94H155V93H154ZM181 94H182V93H181ZM190 94H191V92H190ZM192 94H193V93H192ZM194 94H195V92H194ZM196 94H197V93H196ZM211 94H212V93H211ZM5 95H6V94H4V96H3L2 99H1V102H2L4 105H5V103H6V104H9V105L11 104V106H9V107H10L9 109H11L12 106H15V104H16V106L18 107V103H19V102L17 103V100H16V99H18V98H17V95H16V94H15V95L13 94L12 96H9V95L7 94V95L9 96V98H11V97H13V96L16 97V98H14V97L11 98L12 100L14 99L13 101H12L11 99H9V100L11 101V102L9 101L10 103L7 102L8 100H7V101L5 100L6 97H7V96L5 97ZM10 95H11V94H10ZM18 95L20 96V94H18ZM25 95H26V94H25ZM56 95H57V94H56ZM68 95H69V94H68ZM71 95H75V94H71ZM95 95H94V96H95ZM129 95H130V94H129ZM133 95H135V94L133 93ZM176 95H177V94H176ZM182 95H184V94H182ZM182 95H181V96H182ZM208 95H210V94H208ZM217 95H218V94H217ZM244 95H245V94H244ZM33 96H34V95H32V97H33ZM58 96H56V97H58ZM105 96H106V95H105ZM110 96H112V95H110ZM110 96H108L107 99H108ZM124 96H125V95H124ZM148 96H149V95H148ZM151 96H152V97H151ZM170 96H171V95H170ZM189 96H190V95H189ZM253 96H254V95H253ZM260 96H261V95H260ZM20 97H21V96H20ZM25 97H26V96H25ZM35 97H37V96H34L33 99H35ZM49 97H50V98H49ZM60 97H62V96H60ZM74 97H76V96H74ZM84 97H86V94L84 95ZM84 97H83V98H84ZM172 97H173V96H172ZM178 97H180V96H178ZM183 97H184V96H183ZM183 97H182V98H183ZM185 97L187 98L188 96L185 95ZM185 97H184V98H185ZM192 97H193V96H192ZM197 97H198V96H197ZM197 97H196V98H197ZM262 97H263V96H262ZM3 98H4L5 101L3 100ZM21 98H22V97H21ZM23 98H24V97H23ZM29 98H30V97H29ZM43 98H42V99H43ZM65 98H66V97H65ZM78 98H79V97H78ZM98 98H99V97H98ZM146 98H147V97H146ZM180 98H181V97H180ZM186 98H185V100H186ZM189 98H191V97H189ZM189 98H188V100H190ZM205 98H206V97H205ZM212 98H213V97H212ZM236 98H237V97H236ZM254 98H255V97H254ZM7 99H8V98H7ZM27 99H28V98H27ZM37 99H38V98H37ZM45 99H46V98H45ZM52 99H53V98H52ZM55 99H56V98H54V100H55ZM69 99H70V97L68 98V100H69ZM72 99H73V98H71L69 101H70V102H73ZM84 99H85V98H84ZM84 99H82V100H84ZM99 99H100V98H99ZM103 99H104V98H103ZM109 99H111V98H109ZM109 99H108V100H109ZM112 99H114L113 96H112ZM126 99H127V98H126ZM130 99H129V100H130ZM135 99H136V100H135ZM155 99H156V100H155ZM192 99H193V98H192ZM194 99H195V98H194ZM202 99H203V98H202ZM219 99H220V98H219ZM246 99H247V98H246ZM22 100H24V99H22ZM35 100H36V99H35ZM39 100H41V99H39ZM50 100H51V99H50ZM68 100H67V99H64V98L62 97V98L60 99V101H58V102H60L61 104H59V103L56 102L57 104H59V105H56V106H57V107H58V106L60 107V106L63 105L64 107H67L66 104H67V101H68ZM71 100H72V101H71ZM77 100H79V99H77ZM86 100H87V99H86ZM96 100H97V99H96ZM104 100H106V98H105ZM147 100H148V99H147ZM178 100H179V99H178ZM185 100H184V101H185ZM195 100H196V99H195ZM195 100H194V101H195ZM200 100H201V99H200ZM213 100H214V99H213ZM242 100H243V99H242ZM3 101H4L5 103H4ZM24 101H25V100H24ZM29 101H30V100H29ZM48 101H49V100H48ZM69 101H68V102H69ZM91 101H92V100H91ZM111 101H112V100H111ZM113 101H114V100H113ZM116 101H117V100H116ZM157 101H158V103H157ZM162 101H163V100H162ZM184 101H183V102H184ZM190 101H191V100H190ZM1 102H0V103H1ZM20 102H21V101H20ZM35 102H36V101H35ZM96 102H97V104H98V101H96ZM96 102H95V103H96ZM105 102H106V101H105ZM114 102H115V101H114ZM123 102H124V100H123ZM128 102H129V101H128ZM167 102H168V101H167ZM175 102H176V101H175ZM186 102H187V101H186ZM197 102H198V100H197ZM240 102H242V101H240ZM2 103H1V104H2ZM26 103H27V102H26ZM41 103L44 105V102H43V101H42ZM50 103H52V102H50ZM64 103H66V104H64ZM76 103H77V102H76ZM83 103H84V102H82L81 104H83ZM89 103H90V102H88V104H89ZM102 103H103V102H102ZM108 103H109V102H108ZM126 103H127V101H126ZM147 103H148V104H151V105H149V107H148V105H146ZM159 103H160V104H159ZM200 103H201V102H200ZM253 103H254V102H253ZM253 103H252V104H253ZM255 103H256V102H255ZM257 103H258V102H257ZM1 104H0V105H1ZM19 104H20V103H19ZM29 104H30V102H29ZM29 104H26V105H29ZM33 104H34V103H33ZM35 104H36V103H35ZM68 104H69V103H68ZM72 104H73V103H72ZM72 104H70V105H72ZM78 104H79V103H78ZM78 104H77V105H78ZM85 104H86V103H85ZM91 104H92V102H91ZM91 104H90V105H91ZM93 104H94V103H93ZM110 104H112V102H111ZM123 104H124V103H123ZM127 104H128V103H127ZM127 104H126V105H127ZM180 104H181V103H180ZM183 104H184V103H183ZM194 104H195V102H187L186 105H184V106L182 105L181 107L187 109L186 111L188 112L189 110H190V111H192V110H191V109H188V108H186V107H187V106H190V107L192 108V107L194 106ZM207 104H208V103H207ZM240 104H241V103H240ZM243 104H244V103H243ZM245 104H246V103H245ZM260 104H261V103H260ZM263 104H264V103H263ZM30 105H31V104H30ZM36 105H37V104H36ZM36 105H35V106H36ZM45 105H46V104H45ZM45 105H44V106H45ZM49 105L51 106V104H49ZM73 105H74V104H73ZM75 105H76V104H75ZM90 105H89V107H90ZM113 105H114V104H113ZM175 105H176V104H175ZM7 106H8V105H7ZM19 106H20V105H19ZM22 106H23V102H22ZM31 106H33V108H34L35 110H36L37 107H40V108H41V106H37V107H35L34 105H31ZM54 106H55V105H54ZM63 106H62V107H63ZM82 106H84V105H82ZM86 106H87V105H86ZM92 106H96V105H92ZM92 106H91V107H92ZM97 106H98V105H97ZM107 106H108V105H107ZM111 106H112V105H111ZM123 106H125V105H122V107H123ZM127 106H128V105H127ZM169 106H170V105H169ZM177 106H179V105H177ZM195 106H196V105H195ZM203 106H204V105H203ZM243 106H244V105H243ZM1 107L3 108V107H5V106L1 105ZM17 107H16V108H17ZM27 107H28V106H27ZM46 107H48V106H46ZM57 107H55V108H57ZM59 107H58V108H59ZM62 107H61V108H62ZM69 107H71V106H69ZM73 107H74V106H73ZM91 107H90V108H91ZM115 107H116V106H114V108H115ZM119 107H120V106H119ZM122 107H121V108H122ZM190 107H189V108H190ZM249 107H250V106H249ZM12 108L14 109V107H12ZM19 108H20V107H19ZM24 108H25V106H24ZM33 108H32V109H33ZM44 108H45V107H44ZM44 108L42 109V110H44L43 113L45 112V109H46V108H45V109H44ZM52 108H53V106H52ZM84 108H85V107H84ZM84 108H80V109H84ZM97 108H98V107H97ZM116 108H117V107H116ZM125 108H126V107H125ZM125 108H124V111H126ZM127 108H128V107H127ZM129 108H130V107H129ZM193 108H194V107H193ZM193 108H192V109H193ZM0 109H1V108H0ZM4 109L6 110L7 108L5 107ZM4 109H3V110H4ZM21 109H22V108H20V110H21ZM25 109H26V108H25ZM38 109H39V108H38ZM53 109H54V108H53ZM53 109H52V111H53ZM63 109H64V108H63ZM91 109H92V108H91ZM94 109H95V108H94ZM105 109H106V108H105ZM111 109H112V108H111ZM118 109H120V108H118ZM175 109H176V108H175ZM200 109H201V108H200ZM205 109H206V108H205ZM244 109H245V108H244ZM262 109H263V108H262ZM5 110H4V111H5ZM11 110H12V109H11ZM20 110H19V113H20ZM27 110H29V109L27 108ZM27 110H26V111H27ZM39 110H40V109H39ZM55 110H56V109H55ZM57 110H58V109H57ZM60 110H61V109H60ZM65 110H66V109H65ZM69 110H71V109H69ZM87 110H88V109H87ZM109 110H110V107H109ZM114 110H115V109H113V111H114ZM122 110H123V109H122ZM122 110H121V111H122ZM172 110H173V109H172ZM209 110H210V109H209ZM237 110H238V109H237ZM263 110H264V109H263ZM1 111H2V109H1ZM1 111H0V114H1V113L3 114L4 111H2V112H1ZM13 111H14V110L10 111V113L12 112L13 114H14V113H15V114H19V113H16L15 111L13 112ZM16 111H17V110H16ZM23 111H25V110H23ZM33 111H34V110H33ZM37 111H38V110H37ZM62 111H63V110H62ZM62 111H61V112H62ZM78 111H80V110H78ZM84 111H85V110H84ZM94 111H95V110H93V112H94ZM176 111H177V110H176ZM180 111H181V109H180ZM213 111H214V110H213ZM229 111H230V110H229ZM232 111H233V110H232ZM239 111H240V110H239ZM6 112H9V110H8V111L6 110ZM17 112H18V111H17ZM58 112H59V110H58ZM58 112H55V113L59 114ZM63 112H64V111H63ZM69 112H70V111H69ZM69 112H68V113H69ZM88 112H89V111H88ZM95 112H96V111H95ZM114 112H116V111H114ZM117 112H118V111H117ZM117 112H116V113H117ZM249 112H250V111H249ZM257 112H258V111H257ZM262 112H263V111H262ZM4 113H5V112H4ZM27 113H28V112H27ZM41 113H42V112H41ZM43 113H42V114H43ZM45 113H47V116L50 117V115H49V113H48L47 110H46ZM53 113H54V112H53ZM79 113H80V112H79ZM96 113H97V112H96ZM96 113H94V114H96ZM101 113H103V111H102ZM116 113H114V117H115V114H116ZM121 113H122V112H121ZM121 113H120V116H121ZM241 113H242V112H241ZM6 114H7V116L4 115L3 117H5V118H7V119H6V120L4 119V120H5V122H7V120H8V123L11 124V122L13 121V120H11V119L16 118L17 115L14 117L13 114H12V116H13L14 118H13V117L11 118V115H10L9 113H6ZM15 114H14V115H15ZM21 114H22V112H21ZM21 114H20V115H21ZM25 114H26V112H24L23 115H25ZM30 114H31V113H30ZM36 114H37V113H36ZM42 114H40V115H42ZM66 114H67V113H66ZM71 114H72V113L68 114V116L71 115ZM81 114H83V113H81ZM92 114H93V113H92ZM92 114L89 113V116H91ZM94 114H93V115H94ZM112 114H113V113H112ZM112 114H111V115H112ZM122 114H123V113H122ZM179 114H180V113H179ZM246 114H247V113H246ZM257 114H258V113H257ZM9 115H10V119H9ZM28 115H29V113H28ZM28 115H27V116H28ZM31 115H35V114L32 113ZM31 115H30V116H31ZM38 115H39V114H38ZM43 115H44V114H43ZM45 115H46V114H45ZM45 115H44V116H45ZM60 115H62V114H60ZM63 115H64V113H63ZM75 115H76V114H75ZM86 115H87V114H85V115L83 114V116H84L85 118H88V119H89V117H87ZM111 115H110V116H111ZM161 115H162V116H161ZM180 115H182V114H180ZM232 115H233V114H232ZM250 115H251V114H250ZM30 116H29V117H30ZM47 116H45V117L47 118ZM52 116H53V115H52ZM58 116H59V115H58ZM64 116H65V115H64ZM64 116H63V117H64ZM66 116H67V115H66ZM72 116H73V115H72ZM81 116H82V115H81ZM81 116H80V117H81ZM94 116H95V115H94ZM97 116H98V115H97ZM123 116H124V115H123ZM160 116H161L163 119L160 118ZM175 116H176V115H175ZM177 116H179V115H177ZM236 116H237V115H236ZM254 116H255V115H254ZM254 116H253V117H254ZM1 117H2V115H1ZM1 117H0V118H1ZM35 117H36V116H35ZM35 117H34V118H35ZM45 117H44V118H45ZM54 117H55V115H54ZM80 117H77V118H80ZM111 117H112V116H111ZM118 117H119V116H118ZM186 117H187V116H186ZM241 117H242V115H241ZM253 117H252V119H253ZM27 118H28V117H27ZM31 118H33V117H30V119H31ZM46 118H45V119H46ZM61 118H62V117H61ZM71 118H72V117H71ZM108 118H109V116H108ZM124 118H125V117H124ZM173 118H174L176 121L178 120V118H176V117H173ZM173 118H172V119H173ZM180 118H181V116H180ZM192 118H193V117H192ZM195 118H196V117H195ZM199 118H200V117H199ZM219 118H220V117H219ZM17 119H18V117H17ZM17 119H16V120H17ZM21 119H22V117H21ZM30 119H29L30 124H29L28 122H27V123L29 124L28 126H30V128H31V127H32V126H31V123H33V125H35V122H32L33 120L31 121ZM47 119H48V118H47ZM56 119L58 120V118H56ZM59 119H60V118H59ZM65 119H66V118H65ZM65 119H64V120H65ZM73 119L76 120V117H74ZM80 119H83V117L80 118ZM112 119H114V118H112ZM120 119H121V118H120ZM160 119H161V120H160ZM166 119H167V118H166ZM188 119H189V118H188ZM207 119H208V118H207ZM228 119H229V118H228ZM228 119H227V120H228ZM239 119H240V118H239ZM249 119H251V118H249ZM254 119H255V118H254ZM261 119H262V118H261ZM10 120H11V122H10ZM16 120H15V124H16ZM18 120H19V119H18ZM24 120H25V119H24ZM26 120H27V119H26ZM83 120H84V119H83ZM93 120H94V117H93ZM110 120H111V119H110ZM124 120H123V121H124ZM233 120H235V119H233ZM258 120H259V119H258ZM35 121H36V120H35ZM62 121H63V120H62ZM67 121H68V119L65 121V122H66V125H67V123H70V124H71V122H72L71 120H70L71 122H69V121L67 122ZM107 121H108V119H107ZM107 121H105V122L107 123ZM111 121H113V120H111ZM168 121H170V120H168ZM171 121H172V120H171ZM176 121H175V122H176ZM238 121H239V120H238ZM250 121H252V120H250ZM260 121H261V120H260ZM260 121H259V122H260ZM18 122H19V121H18ZM20 122H21V121H20ZM24 122H25V121H24ZM43 122H44V121H43ZM43 122H42V123H43ZM45 122H46V121H45ZM47 122H48V121H47ZM53 122H54V120H53ZM58 122H59V120H58ZM65 122H63V123L65 124ZM79 122H80V121H79ZM89 122L91 123L90 120H89ZM92 122H95V120L92 121ZM172 122H173V124H174V121H172ZM172 122H171V123H172ZM179 122H180V121H179ZM209 122H210V121H209ZM226 122H227V121H226ZM241 122H242V121H241ZM241 122H240V123H241ZM2 123H3V124H2ZM36 123H37V121H36ZM48 123H49V122H48ZM81 123H82V122H81ZM95 123H97V122H95ZM95 123H92L91 125L93 126ZM114 123H115V126H114ZM123 123H124V124H123ZM169 123H170V122H169ZM177 123H178V122H177ZM216 123H217V122H216ZM230 123H231V122H230ZM249 123H250V122H249ZM257 123H258V122H257ZM5 124H7V123H5ZM13 124H14V121H13ZM38 124H39V123H38ZM46 124H47V123H46ZM49 124H50V123H49ZM54 124H56V122H54ZM54 124H53V127L55 126ZM57 124H59V123H57ZM72 124H73V123H72ZM72 124H71V125H72ZM79 124H80V123H79ZM83 124H84V126H85L86 123H83ZM99 124H100V123H99ZM99 124H95V127L98 128L97 125H99ZM101 124H102V123H101ZM104 124H105V123H104ZM131 124H132V125H131ZM145 124H144V125H145ZM212 124H214V123H212ZM233 124H234V123H233ZM241 124H242V123H241ZM0 125H2V126L4 127V121L1 120V119H0ZM17 125L19 126V123H18ZM22 125H23V124H22ZM22 125H21V126H22ZM39 125H40V124H39ZM80 125H81V124H80ZM86 125H87V124H86ZM91 125H89V126H91ZM130 125H131V126H130ZM147 125H145V126H147ZM170 125H171V124H170ZM197 125H198V124H197ZM230 125H231V124H230ZM237 125L239 126L240 124H237ZM249 125H250V124H249ZM260 125H261V124H260ZM6 126H8V128H9V126H12V125H8V124L5 125V130H6ZM18 126H17V127H18ZM28 126H27V128H28ZM41 126H42V125H41ZM51 126H52V122H51ZM61 126H62V125H61ZM102 126H103V125H102ZM106 126H107V124H106ZM113 126H114V127H113ZM138 126H136V129L138 128ZM148 126H147V127H148ZM173 126H174V125H173ZM193 126H194V124H193ZM233 126H234V125H233ZM241 126H242V125H241ZM14 127H15V126H12L13 129H14ZM19 127H20V126H19ZM22 127H23V126H22ZM35 127L37 128V127H39V126L36 125ZM35 127H33V134L36 133V135L39 136L40 133L38 134V130H37V132L35 131V133H34V130H36ZM56 127H60V125H59V126H56ZM62 127H63V126H62ZM62 127H61V128H62ZM64 127H66V126L64 125ZM64 127H63V128H64ZM68 127H69V125H68ZM70 127H72V130H74V129H73V126H70ZM70 127H69V128H70ZM104 127H105V126H104ZM223 127H225V126H223ZM8 128H7V129H8ZM12 128H10V129L12 130V131H10V132H13V129H12ZM25 128H26V127H25ZM39 128H41V127H39ZM74 128L76 129L75 126H74ZM97 128L94 129V131H95V130H98V129H101L100 126H99L98 129H97ZM133 128H132V129H133ZM148 128H149V127H148ZM225 128H226V127H225ZM230 128H231V126H230ZM241 128H242V127H241ZM37 129H38V128H37ZM42 129H43V128H42ZM51 129H52V128H51ZM70 129H71V128H70ZM81 129H83V127H82ZM85 129H86V128H85ZM87 129H88V127H87ZM87 129H86V130H87ZM105 129H106V127H105ZM139 129L141 130V128H139ZM232 129H233V128H232ZM5 130H4V131H5ZM8 130H9V129H8ZM16 130H17V129H16ZM16 130H15V131H16ZM23 130H24V129H23ZM57 130H58V129H56V131H57ZM59 130H62V129H59ZM64 130H65V132H67V130H66L65 128H64ZM89 130H90V129H89ZM142 130H143V128H142ZM168 130H169V129H168ZM170 130H172V129H170ZM216 130H217V129H216ZM243 130H244V129H243ZM255 130H256V129H255ZM2 131H3V129H2ZM29 131L31 132L32 130H29ZM74 131H75V130H74ZM83 131H84V130H83ZM110 131H109V132H110ZM132 131H137V130H135V128H134V130H132ZM132 131H131V132H132ZM143 131L147 132V130H143ZM227 131H228V130H227ZM0 132H1V130H0ZM7 132H8V131H7ZM24 132H25V131H24ZM30 132H28V133H30ZM41 132H42V131H41ZM51 132H52V131H51ZM72 132H73V131H72ZM72 132H71V130H70V133H69V134H71ZM87 132H88V131H85V133H87ZM103 132H104V131H102L101 133H103ZM105 132H106V130H105ZM137 132H138V131H137ZM145 132H143V133H145ZM229 132H232V131H229ZM254 132H255V131H254ZM257 132H259V131H257ZM263 132H264V131H263ZM2 133H3V132H2ZM5 133H6V132H5ZM17 133H18V132H17ZM17 133L15 132V134H17ZM21 133H22V132H21ZM26 133H27V132H26ZM26 133H25V135L28 134V133H27V134H26ZM44 133H45V131H44ZM46 133H48V132L46 131ZM57 133H58V132H57ZM83 133H84V132H83ZM88 133H89V132H88ZM106 133H107V136H108V132H106ZM132 133H134V132H132ZM181 133H182V132H181ZM261 133H262V132H261ZM261 133H260V134H261ZM7 134H8V133H7ZM18 134H19V133H18ZM23 134H24V133H23ZM30 134H31V133H30ZM33 134H32V135H33ZM59 134H60V133H59ZM59 134H58V135H59ZM65 134H66V133H65ZM65 134H64V136H65ZM69 134H68V135L66 134V136L69 137ZM76 134H77V133H76V131H75V132H74V135L72 134V136H75V137L77 136V137H76V139H77V138H78V135H76ZM91 134H92V132H91ZM91 134H90V135H91ZM134 134H135V133H134ZM145 134H146V133H145ZM145 134H144V135H145ZM150 134H149V135H150ZM168 134H169V133H168ZM205 134H206V133H205ZM226 134H227V133H226ZM234 134H235V132H234ZM244 134H245V133H244ZM252 134H253V133H252ZM260 134H259V135H260ZM3 135H4V134H3ZM3 135H2V136H3ZM12 135H13V133H12ZM20 135H22V134H20ZM20 135H17V136L19 137ZM43 135H44V134H43ZM46 135H47V134H46ZM56 135H57V134H56ZM62 135H63V133H62ZM88 135H89V134H88ZM95 135H97V134L95 133ZM103 135H105V133H104ZM132 135H133V134H132ZM142 135H143V134H142ZM142 135H141V136H142ZM228 135H229V134H228ZM8 136L10 137L11 135L9 134ZM14 136H15V135H14ZM17 136H16V137H17ZM29 136L31 137V138L29 137V138L31 139V140L29 139L31 142L33 141V140H32L33 138H34V139H38V136H37V137H36L35 135H33V136H35V137H33V136H31V135H29ZM44 136H45V135H44ZM66 136H65V137H66ZM82 136H83V135H82ZM82 136H81V137H82ZM84 136H85V134H84ZM98 136H99V135H98ZM100 136H102V135H100ZM100 136H99V137H100ZM107 136H106V137H107ZM109 136H110V135H109ZM130 136H131V135H130ZM159 136H161V135H159ZM179 136H180V135H179ZM211 136H213V135H211ZM233 136H234V135H233ZM250 136H251V135H250ZM3 137H4V136H3ZM3 137H0V138H3ZM5 137H6V136H5ZM9 137H8V138L6 137V138H7L6 140H7L8 143L11 142V141H10L11 138H15V137H12V136H11V138L9 139ZM22 137H23V136H22ZM27 137H28V135H27ZM27 137H26V138H27ZM32 137H33V138H32ZM42 137H43V136H42ZM46 137H47V136H46ZM53 137H54V136H53ZM56 137H57V136H56ZM56 137H55V138H56ZM61 137H62V136H61ZM67 137H66V138H67ZM70 137H71V136H70ZM75 137H73V139H74ZM132 137H134V136H132ZM138 137H139V136H138ZM182 137H183V136H182ZM186 137H187V136H186ZM190 137H191V136H190ZM202 137H203V136H202ZM218 137H219V136H218ZM239 137H240V136H239ZM245 137H246V136H245ZM258 137H259V136H258ZM262 137H263V136H262ZM262 137H261V138H262ZM19 138H20V137H19ZM44 138H45V137H44ZM55 138H54V139H55ZM66 138L62 137L61 140L66 139ZM87 138H88L87 140H89V137H87ZM90 138H91V137H90ZM93 138H94V137H93ZM103 138H104V137H103ZM107 138H108V137H107ZM129 138H130V137H128V139H129ZM150 138H151V137H150ZM187 138H188V137H187ZM211 138H212V137H211ZM252 138H254V137H252ZM45 139H46V138H45ZM45 139L42 140V141L44 142ZM49 139H50V137H49ZM69 139L71 140V138H69ZM73 139H72V141H73ZM80 139H81V138H80ZM80 139L78 138V141H79ZM84 139H85V137H84ZM84 139H83V140H84ZM95 139H96V138H95ZM152 139H153V138H152ZM152 139H151V140H152ZM183 139H184V138H183ZM197 139H198V138H197ZM218 139H219V138H218ZM240 139H241V137H240ZM248 139H249V138H248ZM57 140H58V138H57ZM70 140H69V142H70ZM83 140H82L81 142L84 144ZM99 140H101V139H99ZM105 140H106V139H105ZM134 140H136V139L134 138ZM140 140H141V139H140ZM151 140H150V142H151ZM173 140H174V139H173ZM224 140H225V139H224ZM232 140H233V139H232ZM259 140H260V139H259ZM12 141H13V140H12ZM27 141H28V140H27ZM34 141H35V140H34ZM46 141H47V140H46ZM46 141H45V142H46ZM49 141H50V140H49ZM52 141H53V140H52ZM64 141H68V139H66V140H64ZM72 141H71V143H72ZM75 141H76V140H75ZM84 141H85V140H84ZM95 141H96V140H95ZM103 141H104V139H103ZM157 141H158V140H157ZM217 141H218V140H217ZM229 141H230V140H229ZM252 141H253V140H252ZM2 142H3V141H2ZM2 142H1V143H2ZM4 142H5V141H4ZM20 142H21V141H20ZM36 142H37V141H36ZM53 142H54V141H53ZM58 142H59V141H58ZM58 142L54 143V145H55V144L57 145ZM76 142H77V141H76ZM90 142H91V141H90ZM90 142H86V141H85V144L88 143L89 145H92ZM96 142H97V141H96ZM104 142H105V141H104ZM146 142H147V141H146ZM148 142H149V141H148ZM179 142H180V141H179ZM245 142H246V141H245ZM249 142H250V140H249ZM254 142H256V140H255ZM13 143H15V139H14V142H13ZM18 143H19V141H18ZM18 143H17V146L21 145L22 148H17V149L15 148V149L17 150L15 153H14V150H13V151L10 150V149H12V147L9 149L10 151H9V150L3 151L4 149H3V150L0 149V150H1V151H0V171H2V173H4V176L6 175V176H5L6 179L3 177V175L1 174V172H0V175H2L1 177H3L5 180H7V181H11V180H12V179H10V176H11V175L9 176V175L7 174L8 172H9V174H10V171L7 172V171H6V170H7L6 168L9 169L10 166H12V165L14 164L13 166L15 167V172H11V173H14V174H15V175H14L15 178L13 179V180H14V181H13V184H15V183L17 182L18 184L21 183V184L23 185L22 182L25 181V180H28V181H25V182H26V183L29 182V184L31 185V187H32V188L34 189V191H35V196L32 194V195L34 196V197L32 198V201H33L34 198L38 196V194L40 195V193H38V191H39V188H40V187L42 186V184H43V182H42V184H41V182H40V185H41V186L39 185V183H38V182H39V181H38V178L41 179V178H40L41 175L38 176L39 173H38L36 170H35V174H34V173L29 174V172H30L29 169H30V170L32 169V167H30V166L32 165V162H34V160H35V159L33 160V158H34L35 155H33L34 152H32V150H33V148H34V146H33V143H34V142H33L32 144L28 142L30 145H28V143L26 142L27 146H26V145H23L24 141H23L22 144H18ZM37 143H38V142H37ZM37 143H36V144H37ZM63 143H64V142H63ZM65 143H66V142H65ZM65 143H64V146H63V147L66 148V147H68V145H66ZM67 143H68V142H67ZM73 143H74V142H73ZM77 143H78V142H77ZM92 143H93V142H92ZM102 143H103V142H102ZM158 143H159V142H158ZM158 143H157V144H158ZM176 143H177V141H176ZM220 143H221V142H220ZM247 143H248V142H247ZM3 144H4V143H2V145H3ZM10 144H12V143H10ZM34 144H35V143H34ZM36 144H35V146H36ZM38 144H39V143H38ZM83 144H81L82 147L84 146ZM88 144L85 145L87 148H88V146H89ZM94 144H95V143H94ZM94 144H93V145H94ZM105 144H107V143H105ZM164 144H165V143H164ZM177 144H178V143H177ZM249 144H251V143H249ZM253 144H254V143H253ZM260 144H261V143H260ZM0 145H1V144H0ZM6 145H7V144H6ZM42 145H43V143H42ZM58 145H59V143H58ZM70 145H71V144H70ZM75 145H76V144H75ZM87 145H88V146H87ZM95 145H96V147L98 146L97 144H95ZM95 145L92 146V147H90V146H89V147H90L92 150H93V148L96 150ZM147 145H148V144H147ZM150 145H151V144H150ZM162 145H163V144H162ZM184 145H185V144H184ZM200 145H201V144H200ZM204 145H207V144H204ZM227 145H228V144H227ZM247 145H248V144H247ZM255 145H257V144H255ZM11 146H13V144H12ZM14 146L16 147V145H14ZM14 146H13V147H14ZM24 146H26V147L29 146V148H26V147L24 148ZM31 146H32V147H31ZM46 146H47V145H46ZM46 146H45V147H46ZM52 146H53V143H52ZM60 146H61V145H60ZM60 146H59V147H60ZM78 146H79V145H78ZM78 146H76V147H78ZM99 146H98V147H99ZM131 146H132V145H131ZM141 146H142V145H141ZM141 146H140V147H141ZM145 146H146V145H145ZM145 146H144V147H145ZM218 146H219V145H218ZM232 146H233V145H232ZM260 146H261V145H260ZM8 147H9V146H8ZM30 147H31V148H30ZM38 147H40V146H38ZM41 147H42V146H41ZM50 147H51V145H50ZM55 147H56V146H54V148H55ZM71 147H72V146H71ZM79 147H80V146H79ZM137 147H139V145H138ZM147 147H148V146H147ZM152 147H154V146H152ZM157 147H158V145H157ZM205 147H207V146H205ZM209 147H210V146H209ZM209 147H208V148H209ZM246 147H247V146H246ZM248 147H249V146H248ZM1 148H3V147L1 146ZM6 148H7V147H6ZM43 148H44V147H43ZM51 148H52V147H51ZM56 148H57V147H56ZM69 148H70V147H69ZM72 148H73V147H72ZM74 148H75V147H74ZM74 148H73V150H74L75 152H77V148H76V150H75ZM80 148H81V147H80ZM133 148H136V147H133ZM211 148H212V147H211ZM223 148H225V147H223ZM223 148H222V149H223ZM230 148H231V147H230ZM233 148H235V147L233 146ZM241 148H242V147H241ZM252 148H253V147H252ZM254 148H255V147H254ZM263 148H264V147H263ZM13 149H14V148H13ZM52 149H53V148H52ZM52 149H51V150H52ZM91 149H86V150H89V151H87V153H84V152H83V154H86L85 156H87L88 153L91 154V153H90ZM148 149H149V148H148ZM157 149H158V148H157ZM197 149H198V148H197ZM209 149H210V148H209ZM214 149H216V147H215ZM249 149H250V148H249ZM38 150H39V148H38ZM38 150H37V151H38ZM58 150H61V149L59 148ZM63 150H64V149H63ZM67 150H68V149H67ZM73 150H72V151H73ZM81 150H83V149H81ZM129 150H130V149H129ZM139 150H140V149H139ZM139 150H138V151H139ZM146 150H147V149H146ZM151 150H152V149H151ZM198 150H199V149H198ZM225 150H226V149H225ZM245 150H246V149H245ZM7 151H8V152H11V151H12V153H14V154H10V155H11V158H10V159H11V162H13L12 165H10L11 162L8 161L9 158H8V152H7ZM37 151H36V152H37ZM43 151H44V150H43ZM61 151H62V150H61ZM79 151H80V150H79ZM93 151H94V150H93ZM93 151H92V152H93ZM130 151H132V149H131ZM140 151H141V150H140ZM140 151H139V152H140ZM195 151H196V150H195ZM203 151H204V150H203ZM6 152H7V153H6ZM52 152H53V151H52ZM146 152H147V151H146ZM146 152H145V153H146ZM149 152H150V151H149ZM207 152H208V151H207ZM226 152H227V151H226ZM228 152H229V151H228ZM238 152H241V153H242V151H238ZM248 152H250V151H248ZM248 152H247V153H248ZM251 152H253V151H251ZM255 152H258V151L256 150ZM38 153H39V152H38ZM38 153H37V154H38ZM66 153H67V151H66ZM66 153H64V154H66ZM69 153H70V152H69ZM69 153H67V154H69ZM73 153H74V152H73ZM94 153H93V154H94ZM136 153H137V152H136ZM136 153H134V154L136 155ZM153 153H154V152H153ZM160 153H161V152H160ZM185 153H186V152H185ZM190 153H191V152H190ZM192 153H193V152H192ZM192 153H191V154H192ZM208 153H209V152H208ZM208 153H207V154H208ZM232 153H233V152H232ZM236 153H237V152H236ZM241 153H240V154H241ZM59 154H61V152H60ZM127 154H128V153H127ZM127 154H126V156H127ZM129 154H130V152H129ZM138 154H140V153H138ZM142 154H143V153H142ZM147 154H148V153H147ZM150 154H151V153H150ZM150 154H148V155H150ZM195 154H196V152H195ZM198 154H199V153H198ZM209 154H210V153H209ZM211 154H212V152H211ZM218 154H219V153H216V154L214 155V153H213V155L215 156V161L220 160V158L218 159L217 157H221V156L223 155V154H222L221 156H219ZM234 154H235V153H234ZM234 154H233V155H234ZM10 155H9V156H10ZM41 155H42V154H41ZM41 155H40V156H41ZM49 155H50V154H49ZM62 155H63V154H62ZM72 155H74V154H72ZM77 155L79 156V154H77ZM94 155H95V154H94ZM122 155H121V156H122ZM152 155H153V154H152ZM200 155H201V154H200ZM213 155H212V156H213ZM252 155H253V154H252ZM40 156H39V157H40ZM60 156H61V155H60ZM65 156H68V157H69V155H65ZM78 156H77V157H78ZM80 156H81V153H80ZM80 156H79V157H80ZM89 156H90V155H89ZM92 156H93V155L91 154V157H92ZM116 156H117V157H116ZM126 156H125V157H126ZM129 156H130V155H128L127 157H129ZM137 156H138V155H137ZM137 156H136V157H137ZM142 156H143V155H142ZM169 156H170V155H169ZM185 156H186V154H185ZM37 157H38V156H37ZM41 157H43V156H41ZM62 157H63V156H62ZM72 157H73V156H72ZM72 157L70 156L69 158L71 159ZM74 157H75V156H74ZM81 157H82V156H81ZM91 157H90V158L87 157V158H89L90 161H91V164H90V162L88 161V163H89V164H87L88 166L94 164V163L97 162V160L99 159V158H96V155H95V158H94L95 161H93V160L91 159ZM97 157H98V156H97ZM100 157H101V155H100ZM125 157H123V158H125ZM134 157H135V156H134ZM139 157H140V156H139ZM198 157H199V156H198ZM198 157H197V158H198ZM208 157H211V156H208ZM208 157H207V158H208ZM238 157H239V156H238ZM51 158H52V157H51ZM63 158H64V157H63ZM87 158L84 159V155H83V159H84V161H85ZM92 158H93V157H92ZM123 158H122V159H123ZM130 158H131V157H130ZM137 158H138V157H137ZM137 158H136V159H137ZM143 158H144V157H143ZM212 158H213V157H212ZM212 158H211V159H212ZM224 158H225V157H224ZM224 158H223V156H222L223 163L226 161V160L224 161ZM243 158H244V156H243ZM243 158H242V159H243ZM248 158H249V157H248ZM251 158H252V157H251ZM10 159H9V160H10ZM43 159H44V158H43ZM53 159H54V157H53ZM64 159H65L64 161H66L67 158L65 157ZM74 159H75V158H74ZM83 159H82V160H83ZM89 159H87V160H89ZM136 159H134V160H136ZM146 159H147V158H146ZM184 159H185V158H184ZM213 159H214V158H213ZM222 159H221V160H222ZM229 159H230V158H229ZM238 159H239V158H238ZM38 160H39V159H38ZM40 160H41V158H40ZM67 160H68V159H67ZM99 160H101V159H99ZM103 160H104V159H103ZM119 160H120V159H119ZM119 160H117V161H119ZM125 160H127V159H125ZM188 160H189V159H188ZM255 160H256V159H255ZM257 160H258V159H257ZM7 161H8V162H7ZM35 161H36V160H35ZM53 161H54V160H53ZM55 161H56V160H55ZM64 161H63V162H64ZM68 161H69V160H68ZM72 161H73V159H72ZM72 161L70 160L71 164L68 165L69 162H67L66 164H67L68 166H70V165H72V163L74 162V161H73V162H72ZM75 161H76V159H75ZM80 161H81V160H80ZM122 161H124V160H122ZM130 161H132V160H130ZM139 161H140V160H139ZM139 161H138V164H139ZM141 161H142V160H141ZM152 161H153V160H152ZM196 161H197V160H196ZM200 161H201V160H200ZM204 161H205V160H204ZM206 161H207V160H206ZM210 161H211V160H210ZM212 161L214 162V160H212ZM263 161H264V160H263ZM6 162H7V163H6ZM59 162L61 163L62 161H59ZM76 162H77V161H76ZM78 162H79V161H78ZM85 162H87V161H85ZM85 162H83V163H85ZM92 162H93V163H92ZM113 162H114V160H113ZM124 162H125V164H128V163H126V161H124ZM124 162H123V163H124ZM178 162H179V161H178ZM184 162H185V161H184ZM186 162H187V161H186ZM193 162H194V161H193ZM207 162H208V161H207ZM217 162H219V161H217ZM228 162H229V161H228ZM228 162H227V163H228ZM232 162H233V161H232ZM240 162H241V161H240ZM245 162H246V161H245ZM255 162H256V161H255ZM255 162H254V163H255ZM5 163H6V164H5ZM8 163H9L10 166L7 165ZM41 163H43V161H42ZM44 163H45V162H44ZM55 163H56V162H55ZM55 163H54L53 165H55V167H56V164H57V163H56V164H55ZM60 163H58V164H60ZM80 163H82V161H81ZM80 163H79V165H80ZM83 163H82V165H83ZM109 163H108V164H109ZM121 163H122V162H121ZM141 163H142V162H141ZM171 163H172V162H171ZM182 163H183V162H182ZM197 163H198V161H197ZM200 163H201V162H200ZM211 163H212V162H211ZM211 163H210V164H211ZM219 163H222V161L219 162ZM234 163H235V162H234ZM250 163H251V162H250ZM250 163H249V164H250ZM110 164L113 166V164H115V163H112V162H111ZM142 164H143V163H142ZM148 164H149V163H148ZM180 164H181V163H180ZM191 164H192V163H191ZM191 164H190V165H191ZM217 164H218V163H217ZM217 164H216V165H217ZM225 164H226V163H225ZM230 164H231V163H230ZM235 164H236V163H235ZM263 164H264V162H263ZM263 164H261V168H262V169H264V165H263ZM33 165H34V164H33ZM49 165H50V164H49ZM61 165H63V164H61ZM67 165H66V166H67ZM84 165H85V164H84ZM84 165H83V168H84ZM87 165H85V167H86ZM95 165H96V163H95L94 165H92V167H89V169L91 168V169L93 170V171L90 170L91 173H90V172H89V173H90L92 176L94 175V173H95L96 176H97V175L99 176V174H100V176H102V172H103V171H101L102 168L99 167V166H97V165H99V163L96 165V166L99 167V168L95 167ZM101 165H102V164H101ZM101 165H100V166H101ZM121 165H122V164H121ZM132 165H133V164H132ZM132 165L130 164L129 167H131ZM139 165H140V164H139ZM149 165H150V164H149ZM168 165H169V164H168ZM171 165H172V164H170V166H171ZM174 165H175V164H174ZM178 165H179V164H178ZM183 165H184V164H183ZM183 165H182V166H183ZM186 165H187V164H186ZM214 165H215V164H214ZM219 165H220V164H218V166H219ZM226 165H227V164H226ZM246 165H247V164H246ZM34 166H35V165H34ZM47 166H48V164L46 165L45 169L48 168ZM63 166H65V165H63ZM72 166H74V164H73ZM88 166H87V168H88ZM93 166H94L96 169H98V170L101 168L100 171H98V170L96 171V169H95ZM114 166H117V165H114ZM154 166H155V165H154ZM175 166H176V165H175ZM182 166H181V167H182ZM199 166H200V165H199ZM201 166H203V165H201ZM204 166H205V165H204ZM204 166H203V168H204ZM207 166H208V165H207ZM222 166H223V167H222ZM234 166H235V165H234ZM237 166H238V165H237ZM262 166H263V167H262ZM29 167H30V168H29ZM37 167H38V165H37ZM50 167H52V166H49L48 169H50ZM77 167H78V166H77ZM77 167L75 166V168H76V171H75L76 175H71V174H69L71 171H73L72 173L75 174V173H74V169H73V170H71V169H70V170L67 169V171H70V172H68V173L65 172V173H67V175L69 174V175L72 176V177L75 176L74 178H76V176H77V174H78V176H79V177L77 176L78 178L82 179V177H83V179L81 180L82 182L79 181V179L77 180V178H76L75 180H74L73 178H67L66 180H70V179H71L72 181L74 180L75 182H76V181H77V182L74 184V185H75L74 187H76V188H74V187H72V185H73L72 183H73V182L70 180L72 183H71V182L68 183V184H70V185H67L68 187H67L66 189L69 190L70 193H74L75 191H77V192H75V194H77V193L79 194V193H80V194L82 195V196H81V195H80V196L82 197V200H83V203H84V202H85V200H84L85 198L83 199V196L86 197V196L88 195V193H89V189H90L91 187L93 188V186H96V188L98 187L97 189H99V187H103V185H106L105 183H104V184H101V183H102V181H105V182H106L107 179H108L107 177H108V175H110V174H109V173L107 174V177H106L107 179H106V178L104 179V176H105V175L103 176V179H104V180H101V179H100V180H101V183H100V182H99V183L101 184V186H100V184H98V182H97V181H100L98 177H97V178L95 177V179H96V183H97L96 185L94 184V183H95V180H94V183H92V181H91L92 184H90V182L88 181L89 178L87 179V177H86V180H84V179H85V175H84V176H82V174L80 175L81 171H82L83 174H85V169H84V172H83V169L80 168L81 170H80V172H79V169H77ZM103 167H104V166H103ZM108 167H110V166H108ZM108 167H107V168H108ZM117 167H118V166H117ZM117 167H116V168H117ZM132 167H133V168H134V167L136 168L137 166L134 165V166H132ZM132 167H131V168H132ZM146 167H147V166H146ZM157 167H158V166H157ZM227 167L230 169V165H227ZM243 167H245V171H244L245 174H244L242 177L245 178V175H246V177H247V166L244 165ZM256 167H257V165H256ZM33 168H34V167H33ZM39 168H40V166L38 167V170H39ZM42 168H43V167H42ZM57 168H58V167H57ZM57 168H56V170H58ZM87 168H86V170H87ZM93 168H94V169H93ZM116 168H115V169H116ZM142 168H143V167H142ZM142 168L140 167V170H141ZM148 168H149V167H148ZM188 168H189V167H188ZM198 168H199V167H198ZM206 168H208V167H206ZM251 168H252V167H251ZM10 169H11V168H10ZM118 169H119V168H118ZM118 169H117V170H118ZM143 169H144V168H143ZM145 169H146V168H145ZM159 169H160V168H159ZM166 169H168V168H166ZM174 169H175V168H174ZM185 169H186V167H185ZM194 169H195V168H194ZM201 169H202V168H201ZM231 169H232L231 171L228 170V169L226 168V166L223 164V165H221V168H220V166H219V167H217V168H215V169L212 168V170L209 171L211 176L214 175V173H216V174H215L216 176H218V177L220 176V177H219V182H221V181H225V183H223V184H224V186H225L226 189L224 188V186H222V187H223V188H222L220 184H218L220 187H219L218 185H216V183L218 182V180H217L218 177H217V179H216L217 181L214 180L215 185L217 186V187H216V190H215V192H217V193L214 192V193H215V198H216V196H217V198L219 199L220 196H221V198L224 199V200L226 201L228 198L225 199V197H227V195H228V193H229V190H230V188H231L232 186H233V187H234V186L239 187V189H240V187H241V189H243V191H242V193H243V197H244V194L246 195L247 190H245L246 192L244 191V189H246V188H243V184L240 183L241 180H240V178H239V177L242 175V172L240 171V172H241V175L239 174L240 176H239V177L237 176V178H235L237 174H235V177H233L235 171L233 172V167H231ZM235 169H237V168H235ZM238 169H239V168H238ZM262 169H261V170H262ZM12 170H13V169H12ZM43 170H44V169H43ZM77 170H78V171H77ZM102 170H103V169H102ZM117 170H116V171H117ZM123 170H124V169H122V171H123ZM138 170H139V169H138ZM148 170H149V169H148ZM162 170H163V169H162ZM164 170H165V169H164ZM177 170H179V169H177ZM198 170H199V169H198ZM240 170H241V169H240ZM256 170H257V169H256ZM258 170H259V174H260V172H261V170H260V166H259V169H258ZM258 170H257V171H258ZM28 171H29V172H28ZM65 171H66V170H65ZM94 171H95V172H94ZM108 171H109V170H108ZM111 171H112V170H111ZM111 171H109V172H111ZM118 171H119V170H118ZM126 171H128V170H126ZM126 171H124L125 174L127 173ZM130 171H131V170H129V172H128V174L130 173V174H129V175H130L129 178H128L129 175H127V174H126L127 176H126V175H123V176H124V177L126 176L127 179H129V180L133 183V182L135 181L136 178H133V177H134V176H133V175H134V171H133V174H132V172H130ZM135 171L137 172V169H136ZM141 171H142V170H141ZM144 171H145V170H144ZM153 171H154V170H153ZM153 171H152V172H153ZM158 171H159V170H158ZM185 171H186V170H185ZM185 171H184V172H185ZM187 171H188V170H187ZM193 171H194V170H193ZM212 171H213V174H211ZM214 171H215V172H214ZM262 171H263V170H262ZM6 172H7V173H6ZM33 172H34V170H33ZM36 172H37V174H36ZM39 172H41V171L39 170ZM97 172H100V173L97 174ZM120 172H121V171H120ZM120 172H119V173H120ZM136 172H135V173H136ZM196 172H197V171H195L194 173L196 174ZM200 172H201V171H200ZM202 172H205V171L202 169ZM206 172H207V171H206ZM231 172L233 173L232 175L230 174ZM238 172H239V170H238ZM50 173H51V172H50ZM53 173H54V172H53ZM63 173H64V172H63ZM87 173H88V172L86 171V174H87ZM111 173H112V172H111ZM119 173H117V174L119 175ZM143 173H144V172H141L140 175H142ZM148 173H149V172H148ZM148 173H147V174H148ZM166 173H168V172H166ZM172 173H173V172H172ZM176 173H178V172H176ZM190 173H191V172H190ZM192 173H193V172H192ZM194 173H193V174H194ZM198 173H199V172H198ZM236 173H237V172H236ZM28 174H29V175H28ZM40 174H41V173H40ZM42 174L45 175V173H42ZM90 174H88L87 176L89 177ZM112 174H113V173H112ZM136 174H137V175H135V176L137 177V176H138V173H136ZM152 174H153V173H152ZM152 174H151V175H152ZM178 174H179V173H178ZM195 174H194V175H195ZM250 174H251V173H250ZM257 174H258V173H257ZM259 174H258V175H259ZM261 174L264 175L263 172H262ZM51 175H53V174H52V173H51V174H46V175H45L46 178H44V179H46V180H44V179L42 180V179H41L40 181H45V183H46V181H47V185H46V186H45L44 184H43V185H44L46 188H47V186H48V190H49V191H48V192H49L48 194H50V197H52V196L55 197V196H54V195L56 194L55 192H57V195H58V193L60 192L57 188H58V187L61 188V187L63 186L64 189H65V187H66V183H63L64 181L62 182V180H59V182L62 183L63 185H61V184L59 183V185L57 186V185H56L57 182H56V184H55L54 182H55L56 180H58V179H56V178L53 179V180H54V182H53L52 178H54V177L51 178ZM57 175H58V174H57ZM118 175H117V176H118ZM140 175H139V176H140ZM149 175H150V174H149ZM160 175H161V174H160ZM168 175H169V174H168ZM194 175H193V177H196V179L198 180V178H199L200 175H202V174H198L199 176H198V175L194 176ZM204 175H205V173H204ZM210 175H209V176H210ZM222 175H223V178H225L224 176H226V175H227L228 177H226V179L223 180V178L221 177ZM252 175H253V174H252ZM263 175H262V176H263ZM45 176L42 175V178L45 177ZM92 176H90V177H92ZM113 176H114V175H113ZM123 176L120 175L119 177H121V179L123 180V179H124V178H122ZM178 176H179V175H178ZM188 176H189V175H188ZM197 176H198V178H197ZM211 176H210V177H211ZM216 176H215V177H216ZM256 176H257V175H256ZM256 176H254V179H256V178H255ZM66 177H67V176H66ZM68 177H69V176H68ZM119 177H118V178L116 177V178L118 179V181H116V180H117L116 178H115L114 181H112V180L114 179V177H110V176H109V178H113L112 180L110 179V181H112V185H111L112 188L110 187V181H108V183H109L108 187H110V188L113 190V192H112L111 189L109 188V189H110V193H109V191H108V193H109V195H110L109 197H111L112 193L114 194V190H115V192H118L117 190L120 189L121 187L124 188V185L126 186V188H128L127 190L125 189L127 192H128V190H129L130 192H136V191H137L136 195H138V194L140 193V190H141V189L139 188V189H140V190H139V189L137 188V186H138V187H139V186L142 187L141 185H138V184H137L138 181H141L140 178H137V179H139V180L136 179L137 182L135 181L136 183L134 182L133 185H132L131 182H130L131 186H133V187H132L133 189H134L135 185L137 184V186H136L137 189H134V190H135V191H134V190L131 188V186H129L130 184H129V181H128V180H127V181H126V180H123L124 182H123V181L121 182V180L119 181V179H120ZM126 177H125V178H126ZM143 177H145L144 174H143ZM143 177H142V178H143ZM172 177H173V176H172ZM172 177H171V178H172ZM193 177L191 176V179H192ZM204 177H205V176H204ZM213 177H214V176H212L211 179H213ZM215 177H214V179H215ZM242 177H241V178H242ZM257 177H258V176H257ZM263 177H264V176H263ZM12 178H13V177H12ZM92 178H93V177H92ZM92 178L89 179V180H92ZM101 178H102V177H101ZM146 178H147V176H146ZM146 178H145V179H146ZM156 178H157V177H154L155 180H157ZM165 178H166V177H165ZM165 178H164V179H165ZM179 178H180V177H179ZM185 178H186V177H185ZM202 178H203V175L201 176V178H199V180H201ZM205 178H206V177H205ZM221 178H222V179H221ZM244 178H243V179H244ZM259 178H262L261 175L259 176ZM259 178H257V180H259V182H260V183H258V185H259V184L262 185V184L264 183V182H263L264 180L261 182ZM0 179H1V178H0ZM49 179H51V180L49 181ZM60 179H63V178H60ZM97 179H98V180H97ZM174 179H175V178H174ZM194 179H195V178H194ZM207 179H208V178H207ZM220 179H221V181H220ZM243 179H242V180H243ZM262 179H263V178H262ZM262 179H261V180H262ZM2 180H3V179H2ZM5 180H3L4 182H2V183L0 182V183H1L0 186H2L3 183H4V185L6 186L7 183L5 184V182H6ZM83 180H84V181H83ZM108 180H109V179H108ZM149 180L152 181V179H149ZM176 180H177V179H176ZM188 180H189V179H188ZM199 180H198V182L195 181V182H190V183H188V184L190 185L189 187H191L190 189L192 190V193H193V191H194L195 193L198 192V183H200V182H201V183H202V182L205 183V181H204L203 179H202V181H200V182H199ZM245 180H247V178H245ZM249 180H251V179H249ZM15 181H16V182H15ZM87 181H88L89 183H88ZM125 181L128 182V185H127V183L124 184ZM143 181H144V179H143ZM147 181H148V179H147ZM147 181H146V182H147ZM189 181H190V180H189ZM209 181H210V180H209ZM14 182H15V183H14ZM65 182H66V181H65ZM148 182H149V181H148ZM165 182H166V181H165ZM172 182H173V181H172ZM175 182H176V181H175ZM186 182H187V181H186ZM244 182H245L246 184L248 183V182H246V181H244ZM255 182L257 183V181L254 180V183H255ZM8 183H10V182H8ZM11 183H12V182H11ZM17 183H16V184H17ZM138 183L140 184L141 182H138ZM143 183H145V182H143ZM151 183H152V182H151ZM168 183H169V182H168ZM184 183H185V182H184ZM207 183H208V182H207ZM207 183H205V184H206L205 187L208 186ZM245 183H244V184H245ZM250 183H251V182H250ZM254 183H253V184H254ZM261 183H262V184H261ZM13 184H11V186L8 187L9 189H8L7 191H9L11 188L14 187V186H12ZM16 184H15V187H16ZM29 184L26 185V184L24 183L25 186H29ZM64 184H65V186H64ZM71 184H72V185H71ZM141 184H142V183H141ZM153 184L156 185L155 183H153ZM169 184H170V183H169ZM175 184H176V183H175ZM221 184H222V183H221ZM223 184H222V185H223ZM8 185H9V184H8ZM8 185H7V186H8ZM24 185H23V186H24ZM122 185H123V186H122ZM154 185H153V187H154ZM215 185H214V186H215ZM226 185H228V186H227L228 188L226 187ZM258 185H257V186H258ZM5 186H4V187H5ZM17 186H19V185H17ZM20 186H21V185H20ZM23 186H22L21 190L23 189ZM44 186L41 187V188L43 189ZM69 186H71V187L74 188V189H71V188L69 189ZM127 186H128V187H127ZM179 186H180V185H179ZM202 186L204 187V185H202ZM209 186H210V185H209ZM212 186H213V185L211 184V187H212ZM229 186H231V187H229ZM246 186H247V185H246ZM254 186H255V185H254ZM263 186H264V185H263ZM263 186H262V187H263ZM29 187H30V186H29ZM31 187H30V188H31ZM63 187H62V188H63ZM106 187H107V186H106ZM113 187H114L115 189H113ZM151 187H152V185H151ZM158 187H159V189H160V186H158ZM175 187H176V186H175ZM182 187H183V186H182ZM199 187L201 188V185H200V184H199ZM233 187H232V189L234 190L235 187H234V188H233ZM244 187H245V185H244ZM248 187H249V186H248ZM1 188H2V187H1ZM19 188H20V187H19ZM19 188H17V189H16V188H13V189H16L17 192L19 191V192L17 193L18 195L16 194V191H15V192L13 191L14 193L11 192L12 190L9 191V192H11V193H10L11 195H12V193H13V195L15 194L17 199L19 198V193H20V189H19ZM24 188H26V187H24ZM30 188H29V189H30ZM32 188H31V189H32ZM60 188H59V189H60ZM116 188H117V190H116ZM130 188H131L133 191H131ZM143 188H144V186H143ZM143 188H142V189H143ZM156 188H157V187H156ZM168 188H169V187H168ZM186 188H187V187H186ZM200 188H199V190H201ZM212 188H213V187H212ZM255 188H257V187H255ZM6 189H7V187H6ZM6 189H5V190H6ZM93 189H95V187H94ZM97 189H96V193H97ZM147 189H149V187H148ZM150 189H151V188H150ZM180 189H181V188H180ZM202 189H203V188H202ZM207 189H208V187H207ZM207 189H206V190H207ZM209 189H210V188H209ZM209 189H208V190H209ZM223 189H224V190H223ZM227 189H228V191H227ZM235 189H236V188H235ZM237 189H238V188H237ZM237 189H236V190H237ZM241 189H240V191H241ZM259 189H260V187H259ZM263 189H264V188H263ZM3 190H4V189H3ZM3 190H1V191H3ZM24 190H25V189H24ZM44 190H45V188H44ZM57 190H58V191H57ZM72 190H75V191H74V192H71ZM123 190H124V189H123ZM125 190H124L123 194L126 192ZM138 190H139V193H138ZM153 190H155V189H153ZM169 190H171V189H169ZM206 190H205V191H206ZM210 190H211V189H210ZM213 190H214V189H213ZM225 190H226V191H225ZM233 190H232V191H233ZM236 190H234V193H235ZM260 190H261V189H260ZM260 190H259V191H260ZM1 191H0V192H1ZM7 191H6V192H7ZM25 191H26V190H25ZM31 191H32V190H31ZM31 191H30V192H31ZM46 191H47V189H46ZM46 191H44V192H46ZM64 191H65V190H62V191H61V192H62V196H61V198H60L61 201H60V199H59V201L62 202V204H60L61 206L59 205L60 202L58 201V205L60 206V209H61L60 214H59V212H58V211H59V210H58L59 207H57V206H58L57 204H56L57 206H56L55 209H57L58 211H54V210L51 211V210H50L51 208H50V209H48L49 211L46 210V211H47V213H46V211H44V208L46 207V205H43V206H45L43 209H42V206H40V207H39L40 209H39V211H38L37 208L35 209L34 207H35L36 205L39 206V204L42 202V201L40 202L39 200H41L42 197H41L39 200H38L39 196H38L37 198H35L36 202H40V203H36V202H35L36 205H29V206H28V207L31 206L32 209H33V208L35 209V211H30V212H29V214H30L31 212H34V213H32L31 216H30V219L33 218V219H32L33 221L31 220V221L33 222V224H32V226H31V223L28 224V228H29V229L27 228V226H25V227H26V229H28L27 232H31V231H32L31 233H33L35 236H37V235H39V234L41 235V234H43V233H46L47 235H49L50 238L55 237L56 233H57V232L59 233V232L61 231V232L63 233L62 236L65 234V237L63 236V240L65 239V242L68 241V244H69L70 246H72L73 244L75 245V242H76V239L74 240V238H75V235H74V234L77 233V232H78V234H79V232H81V233H80V236H81V235L85 232V231H84L85 229H83L84 232L81 231V229H79V227L82 228V226H83V224L81 223L80 220H79L80 222H79L78 220H74V221H78V222H79L78 224H81V226H77V225H78V224H76L77 222H74V221L72 222V219H71V218L73 217V216L71 215V213L73 212L72 209H75L74 212L76 213V212H77L76 209H78L79 207L81 208V206L78 207L77 204H76L75 206H76L77 208H71V209H70V207L73 206V205H70V206H69V204L71 203V202H69V199H70L71 196L69 195L70 193H69V194H68V193L66 194ZM91 191H92V189H91ZM173 191H174V190H173ZM173 191H172V192H173ZM180 191H181V190H180ZM186 191H187V189H186ZM203 191H204V190H201L202 194H204V196H205V194L207 193V191H206V192L204 191V193H203ZM224 191L227 192V193H226V194H227L226 196H225V192H224ZM232 191L230 190V192L232 193V196L230 195V197H234L233 195H235V194H237V196H238V194H239V192H240L239 190H237L236 192H238V193L233 194ZM257 191H258V190H257ZM9 192H8V193H9ZM44 192L41 191V193H44ZM63 192L65 193V195H69L67 198L65 197L66 199H64V197H63V196H64V195H63V194H64ZM66 192H68V191H66ZM92 192H95V190L92 191ZM101 192H102V191L100 190V193H101ZM111 192H112V193H111ZM119 192H120V190H119ZM127 192H126V193H127ZM157 192H158V191H157ZM201 192L199 193V194H200V197H201V195H202ZM208 192H209V191H208ZM244 192H245V193H244ZM4 193H5V192L3 191V194H4ZM23 193H24V192H23ZM98 193H99V192H98ZM128 193H129V192H128ZM141 193H142V192H141ZM149 193H150V192H149ZM155 193H156V192H155ZM155 193L152 192V195H156ZM175 193H176V192H175ZM242 193H241V194H242ZM248 193H249V192H248ZM248 193H247V194H248ZM250 193H251V192H250ZM250 193H249V194H250ZM263 193H264V192H263ZM263 193H261V194L259 193V194L261 195V199H260V200L257 199L258 201H256V203H258V204L255 203V205L252 206V207L250 208V209H253V208H254V211H255V212H257V211H261V212H257V214H258V213H261L262 215H261V214H259V215H261V216H262L261 218H263V219H260V216H259V215H258V217H259V218H258V217L255 215L254 211L251 210L252 213H254V214H252V213L249 211L250 214H252V217L256 216V217L258 218V220L260 219L259 221H261V222H262V220H264V194H263ZM3 194H0V195H3ZM91 194H92V193H91ZM103 194H104V193H103ZM119 194H120V193H119ZM121 194H122V193H121ZM162 194H163V193H162ZM176 194H177V193H176ZM182 194H183V193H182ZM196 194H197V193H196ZM199 194H198V195H199ZM210 194H211V193H210ZM210 194H209V195H210ZM229 194H230V193H229ZM257 194H258V192H257ZM13 195H12V196H13ZM42 195H43V194H42ZM44 195H45V194H44ZM94 195H95V194H94ZM99 195H100V194H99ZM116 195H117V193H116ZM116 195H114V196H116ZM125 195H126V194H125ZM133 195H135V194H133ZM207 195H208V194H207ZM7 196L10 197V198H8V199H10V200L12 199V197H11L10 195H7ZM7 196H6V197H7ZM17 196H18V197H17ZM20 196H21V194H20ZM40 196H41V195H40ZM48 196H49V195H48ZM74 196H75V195H74ZM102 196H103V195H102ZM112 196H113V195H112ZM119 196H121V195H118V197H119ZM150 196H151V195H150ZM159 196H160V195H159ZM173 196H174V195H173ZM177 196H178V195H177ZM184 196H185V195H184ZM187 196H188V195H187ZM194 196H196V195H194ZM204 196H203V197H204ZM211 196H214V195H211ZM228 196H229V195H228ZM247 196L249 197V195H246V198H247ZM6 197L3 196L2 199L4 198V201H5ZM13 197H15V196H13ZM57 197H58V196H57ZM81 197H80V198H81ZM106 197H107V196H106ZM106 197H105V198H106ZM123 197H125V196H123ZM182 197H183V196H182ZM182 197H181V198H182ZM243 197H242V195L240 196V194H239L238 197L235 196V198H238V199H239V202H240L241 200H244V199H242ZM259 197H260V196H259ZM16 198H15V199H16ZM29 198L31 199V197H29ZM45 198H47V194H46V197H45ZM68 198H69V199H68ZM99 198H100V197H99ZM111 198H113V197H111ZM111 198H109V199H111ZM125 198H126V197H125ZM136 198H137V197H136ZM160 198H161V197H160ZM175 198H176V197H175ZM186 198H187V197H186ZM189 198H191V197H189ZM217 198H216V199H217ZM240 198H241V199H240ZM244 198H245V197H244ZM246 198H245L244 201H241V203H242L243 205H241V204L239 203L243 208L240 207V211H239V209H237V210H238V213H237L236 208H235V206H236V204H235L236 202H235V203H234V204H235L234 208H235V212H236V213H235V214L233 213V215H230L229 213L227 214V217H228V216H231V218H232V216H233V218H232L233 220H231L229 217H228V218H229V219H228V218L226 217V214H225V216L222 215V212H223L222 210L224 209L223 206H221V205L219 204L221 207H220L219 205H218L219 208L216 207L218 211L215 210V211H217V213H216L215 216L217 217L218 220H217V219H216V221L214 220L216 223H215V225H214L215 229H214V231H212V232H214L213 235H212V233H211L210 230H209V229H210V228H209L210 225H212V224L214 223V221L211 220V217H210V220L212 221V222H211L212 224H210V223L207 221L208 224H209V225H208V224L205 223V222H206V220H208L209 218H208V219L203 218V219H206V220H204V222H203L202 219H201L202 221L200 220V217H201L202 215H200L199 219H198L197 216H195V217H197V221H199V222H198V223H199V224H198L199 229L201 228V230H203V228H204L203 231H200V232H199V230L196 228V226L193 227V229H194V228L196 229V233H195L194 231L192 232V233H195V237L191 236V235H192V234H191V229H188V228H190L192 225H191V226L189 225L190 227H187V226H188L187 224H188L189 222H188L187 224H185V225H186L185 227L187 228V230H186V229H185V230H186V231L190 230V231H188V232H190V234H191V235H190L191 238L189 237V235L186 236V237H187V238L189 237L191 240H192V238H194L193 241H192L193 244H190V243H192V242H190L191 240H190L189 238H188L189 241H187L188 239H187V240H184L185 237L183 238L182 236H180V235L185 236V234H184L183 230H182V231L180 230L181 228H179V226H178V225H180V224H178V222H177L178 220L176 219V217H177L179 220H180V219L183 220V223H184V222H185V223L187 222V220L184 221V219H182V215L184 216V214H182V213H183L184 211L182 212L181 209L184 208V206H181L182 208H181L180 210H179V208H177V207H175V208H177L176 210L173 209L174 207H172V206H174L178 201L180 202V200L177 201L176 199H174V197H172L173 200L171 199V200H169V201H173V202H174V200H176V201H175L176 203H175L174 205L171 204V205H170L171 208H167L168 206L165 205V204H166V203H165L164 205H165L166 207L163 205V207H161L162 209H161V208L159 209V207L163 204V203H162V204L158 207V209H156V208H157V207H156V208H154V210H152V211L150 210V211L146 214V215H147L146 218H148V221H149V222L147 223V220H146V223H145V224H147V225H145V224L143 223L144 226H143V227H142V225H141V227L139 226L141 229L138 228V229H139L138 231H137V230H136V231H133V230H135V229L131 228L132 225L130 226L131 230H128V231H130V232L132 231V233L134 232V234H133L134 236H132V235L130 236V235H129L130 240H131L133 243H136V240H141L140 237L145 238V236H147V234L149 233L148 236H149V237H153V239H152V241H153V240H154V237H157V236H156V235L158 234L157 232H159V233H160V232H163L164 229H165L166 233L168 232V234H171V233L173 234L175 229H173L172 226H174L175 222H177L178 225L176 224V226H178L179 229H177L176 226H174V228H176V230L182 232V234H181V233L176 232V230H175V234L178 233L179 235L177 234L176 236H177V238H178V236H179V238L176 239V237H175V236H174V237H175L176 240L180 241V243H178V241H177V245L181 244L182 241H184V242L186 241V242H185V243H186V246H187V242H189V244L192 245V246L188 247V246H189V244H188V246H187L188 248L186 249L185 246H184V245H185V243H184L183 247H181V248L179 249V250L182 251V248H183V251H182L183 253H182L181 251H179L180 253H182V254H180V256L182 255L181 257H180V256L178 257V256L175 255L176 257H178V260H179L178 262H179V263H176V260H177V259L175 258V259H176V260H175L174 257H171V255L167 252V253H168V256L171 257V258H168L170 261H171V259L173 258L175 261L172 259V262L174 261L176 264H247V261H248V260H247V259H248V258H247V254H248V253H247L246 251H247V248H248V247H247V241L249 240V238H247V236H249V237L251 236L250 239H252L253 236H254V237L256 236L255 234H257V233H256L257 231H256L255 233H254V232H251V234L254 233V235H250V232L247 231V225H248V223H247L248 220H247V219H250L249 222H250V224H251L252 221H253V218H249V216H251V215L248 214L249 212H247V210H249V208L247 209V206H248V205H247V202H248V201L246 200ZM257 198H258V197H257ZM0 199H1V198H0ZM30 199H29V200H30ZM43 199H44V198H43ZM51 199H53V198H51ZM71 199H72V198H71ZM74 199H75V198H74ZM106 199H108V198H106ZM106 199H103V200H106ZM153 199H154V198H153ZM164 199H165V198H164ZM177 199H178V197H177ZM179 199H180V198H179ZM198 199H199V197H198ZM229 199H231V198H229ZM6 200H7V199H6ZM10 200H9V201H10ZM12 200H13V199H12ZM12 200H11V201H12ZM46 200H47V199H46ZM54 200H55V198H54ZM56 200H58V198H57ZM67 200H68V201H67ZM78 200H79V199H78ZM88 200H90V199L88 198ZM91 200H92V199H91ZM111 200H112V199H111ZM155 200H156V199H155ZM181 200H182V199H181ZM184 200H185V199H184ZM4 201H3V204H2L3 206H4V205H7V204L10 203V202L7 200L8 203L5 204ZM32 201H30V202L32 203ZM47 201H48V200H47ZM93 201H94V200H93ZM108 201H109V200H108ZM189 201H190V200H189ZM217 201H218V200H217ZM221 201H222V200H221ZM236 201H238V200H236ZM249 201H250V200H249ZM254 201H255V200L252 201V205H253V202H254ZM260 201H261V202H260ZM33 202H34V201H33ZM44 202H45V201H44ZM48 202H49V201H48ZM48 202H47V203H48ZM76 202H78V201L76 200ZM87 202H88V201H87V198H86L85 206H86V204L88 205ZM110 202H111V201H110ZM161 202H162V201H161ZM167 202H168V201H167ZM184 202H185V201H184ZM195 202H196V201H195ZM222 202H223V201H222ZM226 202H227V201H226ZM12 203H15V202L12 201ZM42 203H43V202H42ZM51 203H52V202H51ZM53 203H54V202H53ZM72 203H73V202H72ZM81 203H82V202H81ZM83 203H82V205H84ZM93 203H94V202H93ZM99 203H100V202H99ZM112 203L114 204V202H112ZM149 203H150V202H149ZM181 203H182V202H181ZM181 203H177V204L182 205ZM186 203H188V202L186 201L185 204H186ZM190 203H191V201H190ZM190 203H188V204H190ZM219 203H221V202H219ZM228 203H229V202H228ZM231 203H233L232 200H231ZM250 203H251V201H250ZM33 204H34V203H33ZM43 204H44V203H43ZM48 204H50V203H48ZM74 204H75V203H74ZM78 204H79V203H78ZM103 204H104V203H103ZM185 204H183V205H185ZM213 204H214V203H213ZM221 204H222V203H221ZM239 204H238V206H240ZM13 205H14V204H13ZM20 205H21V204H20ZM79 205H80V204H79ZM96 205H97V204H96ZM107 205H108V203H107ZM144 205H145V204H144ZM147 205H148V204H147ZM147 205H146V206H147ZM168 205H169V204H168ZM180 205H179V206H180ZM222 205H223V204H222ZM229 205L232 206L231 204H229ZM229 205H228V206H229ZM249 205H250V204H249ZM3 206H0V207L2 208ZM38 206H36V207H38ZM52 206L55 207L54 205H52ZM75 206H73V207H75ZM109 206H110V204H109ZM109 206H108V207H109ZM115 206H116V205H115ZM115 206H114V207H115ZM175 206H177V205H175ZM230 206H229L228 208H229V211L232 212L234 209H231V210H230V208H231ZM250 206H251V205H250ZM5 207H6V206H5ZM26 207H27V206H26ZM53 207H52V208H53ZM90 207H91V206H90ZM90 207H89V208H90ZM108 207H107V208H108ZM226 207H227V206H226ZM226 207H225V208H226ZM248 207H249V206H248ZM1 208H0V210H1ZM19 208H20V207H19ZM48 208H49V205H48ZM94 208H95V207H94ZM94 208H93V209H94ZM102 208H103V207H102ZM107 208H106V209H107ZM187 208H188V207H187ZM228 208H227V209H228ZM232 208H233V207H232ZM238 208H239V207H238ZM3 209H4V207L2 208V210H3ZM25 209H26V208H25ZM41 209H42V210H41ZM83 209H84V212L86 213V210L88 209V207H87V209H86V207L84 208V206H83ZM125 209H126V208H125ZM130 209H132V208H130ZM130 209L128 208L127 210L130 211ZM135 209H136V208H135ZM139 209H140V208H139ZM145 209H146V208H145ZM147 209H148V208H147ZM21 210H22V209H21ZM26 210H27V209H26ZM29 210H30V209H29ZM3 211H4V210H3ZM13 211H14V210H13ZM23 211H24V209H23ZM27 211H28V210H27ZM41 211H44V212L42 213ZM50 211H51V212H50ZM53 211H54V212H53ZM81 211H83V210L81 209ZM81 211H80V212H81ZM88 211H89V210H88ZM88 211H87V212H88ZM131 211H133V210H131ZM145 211H146V210H145ZM215 211H214V212H215ZM11 212H12V211H10V213H11ZM107 212H108V211H107ZM134 212H135V210H134ZM233 212H234V211H233ZM1 213H2V212H1ZM3 213H4V212H3ZM25 213H26V212H25ZM45 213H46V214H45ZM75 213H74V214H75ZM105 213H106V212H105ZM136 213H137V212H136ZM224 213H226V212H224ZM7 214H8V213H7ZM20 214H21V213H20ZM22 214H23V213H22ZM22 214H21V215H22ZM26 214H27V213H26ZM26 214H25V215H26ZM72 214H73V213H72ZM76 214H77V213H76ZM76 214H75V215H76ZM81 214H82V212H81ZM103 214H104V213H103ZM103 214H102V215H103ZM173 214H175V220H177V221L174 220V224H172L173 221H172V223L169 222V220H170V221L173 220V218H172V215H173ZM193 214H194V213H193ZM193 214H191L192 217H190V216H188V217L193 218V216H194ZM23 215H24V214H23ZM75 215H74V217H75L76 219H78V218H77L78 216L76 217ZM82 215H84V214H82ZM85 215H88V214L86 213ZM106 215H107V213H106ZM127 215H128V216H127L128 220H131L132 217H131L130 213L127 214ZM132 215H133V213H132ZM185 215H186V213H185ZM196 215H197V214H196ZM207 215H208V214H207ZM220 215H221V216H220ZM234 215H235V216H234ZM253 215H254V216H253ZM0 216H1V219H2V215H1V214H0ZM7 216H8V215H7ZM71 216H72V217H71ZM79 216H80V214H79ZM198 216H199V215H198ZM205 216H206V214H205ZM205 216H204V217H205ZM247 216H248V218H247ZM3 217H4V215H3ZM84 217H85V216H84ZM104 217H105V216H104ZM184 217H185V216H184ZM184 217H183V218H184ZM195 217H194V218H195ZM213 217H214V216H213ZM213 217H212V218H213ZM224 217L227 218V220H226ZM256 217H254L255 219H254V222L252 223V224H253L252 227L250 226V224H249L248 226H249L250 228H252V229H253V227H255L256 230H257V229L259 230V228H258V227H259V224L257 225V227L254 225V224L257 222V221H255V220H257ZM15 218H16V217H15ZM23 218H25V217L23 216ZM28 218H29V217H28ZM75 218H74V219H75ZM91 218H92V217H91ZM121 218H122V217H121ZM142 218H143V217H142ZM170 218H172V219H170ZM214 218H215V217H214ZM214 218H213V219H214ZM1 219H0V220H1ZM3 219H5V218H3ZM9 219H10V218H9ZM140 219H141V218H140ZM185 219H186V217H185ZM21 220H22V219H21ZM23 220H24V219H23ZM23 220H22V221H23ZM83 220H85V219L83 218ZM92 220H93V219H92ZM99 220H101V219H99ZM102 220H103V219H102ZM121 220H122V219H121ZM195 220H196V218H195ZM195 220H193V221L190 220V221H192V223H193ZM224 220L227 221V223H226ZM251 220H252V221H251ZM2 221H4V220H2ZM10 221H12V220H10ZM29 221H30V220H29ZM29 221H28V223H29ZM188 221H189V219H188ZM229 221H230V222H229ZM236 221H238V222H240V223H238V222H236ZM5 222H6V221H5ZM13 222H14V221H12V223H13ZM24 222H25V220H24ZM82 222H83V221H82ZM92 222H93V221H92ZM94 222H95V221H94ZM143 222H144V221H143ZM181 222H182V221H180V223H181ZM200 222H201V223H200ZM261 222H260V225H261ZM8 223H9V222H8ZM12 223H11V224H12ZM21 223H22V222H21ZM73 223H75L76 225H73ZM95 223H96V222H95ZM119 223H120V222H119ZM126 223H127V222H126ZM134 223H135V221H134ZM138 223H142V222L140 221V222H138ZM168 223H169V224H170V223L172 224V225L170 224V227L168 226L169 228L166 227V226H167L166 224H168ZM195 223H196V221L193 223V225H197V223H196V224H195ZM228 223H232L233 225L230 224V225L228 226ZM237 223H238L239 225H237ZM257 223H258V222H257ZM2 224H3V223L0 221V238H3V240L6 241V240H8V239L10 238V236H8V238L5 240V238H4L5 236H3V235H4V234H3V233H4V228H3ZM5 224H6V223H5ZM17 224H18V223H17ZM25 224H26V223H25ZM130 224H131V223H130ZM169 224H168V225H169ZM200 224H201V225H200ZM203 224H205V225L207 224L206 227H204L205 225H204L203 227H201ZM263 224H264V223H263ZM263 224H262V225H263ZM9 225H10V224H9ZM9 225H7V226L5 225L4 227H9ZM29 225H30L31 228H32L31 230H30V226H29ZM85 225H86V224H85ZM85 225H84V226H85ZM133 225H134V224H133ZM138 225H139V224H138ZM76 226H77L78 229H79V230H77V231H75V230L77 229ZM84 226H83V227H84ZM114 226H115V225H114ZM114 226H113V227H114ZM116 226H117V225H116ZM126 226H127V225H126ZM128 226H129V225H128ZM207 226H209V227H207ZM212 226H213V225H212ZM212 226H211V228H212L211 230H213V227H212ZM263 226H264V225H263ZM10 227H12V226H10ZM14 227H15V225H14ZM19 227H20V226H19ZM25 227H24V225H23V228H24V229H25ZM113 227H112V228H113ZM171 227H172L171 230H173V232L170 231V228H171ZM180 227H181V225H180ZM20 228H21V230H20ZM20 228H19V230H20V232H22V227H20ZM112 228H111V230H112ZM128 228H129V227H128ZM130 228H129V229H130ZM155 228H157V229L160 230V231L156 230ZM166 228H168L169 231H167L168 229H166ZM191 228H192V227H191ZM205 228H206V230H205ZM207 228H209V229H208L209 231H207ZM255 228H254V229H255ZM261 228H262V227H261ZM13 229H16V228H13ZM113 229H114V228H113ZM121 229H122V228H121ZM124 229H125V228H124ZM193 229H192V230H193ZM248 229H249V228H248ZM252 229H249V231H250V230H251V231L254 230V229H253V230H252ZM11 230H12V229H11ZM147 230H149V231H147ZM150 230H151V231H150ZM153 230H155V231H153ZM161 230H162V231H161ZM6 231H7V229H6ZM6 231H5V232H6ZM14 231H16V230H14ZM117 231H118V229H117ZM120 231H121V230H120ZM122 231H123V229H122ZM144 231H145V232H144ZM156 231H157V232H156ZM254 231H255V230H254ZM7 232L9 233V230H8ZM11 232H12V233H11ZM11 232H10V233H11V237H12V234H13L14 232H13V231H11ZM16 232H17V231H16ZM16 232H15V234L17 235ZM27 232H26V233H27ZM61 232L59 233V235L61 234ZM82 232H83V233H82ZM109 232H111V231L109 230ZM137 232H138V233H137ZM147 232H148V233H147ZM152 232H153L155 235H154ZM170 232H171V233H170ZM188 232L186 233V235L188 234ZM208 232H210L211 234H210V235L207 234ZM247 232H248V233H247ZM259 232H260V231H259ZM259 232H258V233H259ZM10 233H9V234H10ZM26 233L24 234V231H23V234H24V235H26ZM115 233H117V232H116L115 229H114V231H113V236H114V237H113V238L116 237ZM122 233L125 234V233H127V231H126L125 233H124V232H122ZM132 233H131V234H132ZM136 233H137L138 235H137ZM151 233H152V235H154V236H150ZM156 233H157V234H156ZM166 233L164 232L163 234H166ZM203 233H204V235H203ZM238 233H239V234H238ZM2 234H3V235H2ZM6 234H7V233H5V235H6ZM19 234H20V233H19ZM21 234H22V233H21ZM27 234L30 235V233H27ZM33 234H31L30 236L33 237V236H32ZM106 234H107V233H106ZM160 234H161V233H160ZM163 234H162V235H163ZM206 234H207V235H206ZM237 234H238L239 236H238ZM247 234H249V235H247ZM260 234H261V233H260ZM260 234H259V235H260ZM262 234L264 235V227H263ZM262 234H261V235H262ZM43 235H44V234H43ZM73 235H74V236H73ZM76 235H77V234H76ZM108 235H109V233H108ZM111 235H112V234H111ZM117 235H119V234L117 233ZM173 235H174V234H173ZM193 235H194V234H193ZM201 235H202V236H201ZM208 235L210 236L209 242L207 243V241H206V242L204 243L205 245L202 244V242L204 241V240H202V239H205V237L207 236L205 240H208V239H207V238H209ZM13 236H14V235H13ZM35 236H34V237H35ZM41 236H42V235H41ZM56 236H58V234H57ZM97 236H98V235H97ZM125 236H126V235H125ZM139 236H140V237H139ZM160 236H161V235H160ZM164 236L166 237L167 235H164ZM168 236H169V235H168ZM170 236H172V235H170ZM170 236L168 237L169 240H166L167 238L164 237V238H165V241H168L167 243L164 242L163 237H162L161 239H162V241H163L165 244H168L169 241L171 240V239H170V238H171ZM34 237H33V238H34ZM38 237H39V236H38ZM46 237H47V236H46ZM59 237L61 238V236H59ZM82 237L85 238V237H86V234H85L84 236L82 235ZM101 237H103V236H101ZM117 237H118V236H117ZM138 237H139V239H138ZM149 237H146L145 239H147V241H148V242L150 241V243H151V239H150ZM172 237H173V236H172ZM180 237L183 238L182 241L180 240ZM203 237H204V238H203ZM211 237H212V238H211ZM237 237H239V241H240V242L237 241V240H238ZM240 237H241V239H243V243H241L242 240H240ZM259 237H260V236H259ZM12 238L16 240L17 236H16L15 238H14V237H12ZM12 238H10V239L12 240V242H14V240H13ZM24 238H25V237H24ZM28 238H29V236H28ZM35 238H36V237H35ZM35 238H34V239H35ZM42 238H43V237H42ZM79 238H80V237H79ZM83 238H82V239H83ZM104 238H105V236L103 237V239H104ZM109 238H110V237H109ZM122 238H124V236H123ZM122 238H121V240H123ZM255 238H256V237H255ZM261 238H262V237H261ZM261 238H260V241L262 240ZM10 239H9V240H10ZM37 239H40V237L37 238ZM47 239H49V238H47ZM56 239H57V238H56ZM103 239H102L101 241H103ZM124 239H126V238H124ZM145 239H144V242L146 241ZM148 239H149V240H148ZM155 239H156V238H155ZM158 239H159V234H158ZM161 239H160V240H161ZM211 239H212V240H211ZM263 239H264V236H263ZM9 240H8V241H9ZM20 240H22V239H20ZM30 240H31V239H30ZM35 240H36V239H35ZM35 240H34V241H35ZM42 240H43V239H42ZM51 240H54V239H51ZM60 240H61V239H60ZM60 240H59V241H60ZM63 240H62V242H63ZM78 240H80V239H78ZM78 240H77V241H78ZM84 240H86V239H84ZM84 240H83V241H84ZM109 240H110V239H109ZM113 240H114V239H113ZM128 240H129V239H128ZM156 240H157V239H156ZM173 240H174V239H173ZM173 240H172V241H173ZM210 240H211V242H210ZM255 240H256V239H255ZM8 241L4 242V245H5L6 243H8ZM16 241H17V240H16ZM16 241H15V242H16ZM31 241H33V239H32ZM31 241H30V242H31ZM40 241H41V240H40ZM43 241H44V240H43ZM47 241H48V240H47ZM49 241H50V240H49ZM101 241H100V242H101ZM124 241H125V240H124ZM131 241H130V242H131ZM141 241L143 242V239H142ZM141 241H140V242H141ZM158 241H159V240H158ZM9 242H10V241H9ZM12 242H10L9 244H11ZM18 242H19V240H18ZM18 242H17V243H18ZM35 242H36V241H35ZM41 242H42V241H41ZM51 242H52V241H51ZM51 242H50V243H51ZM53 242H54V241H53ZM56 242H57V241H56ZM62 242L60 243L61 245L63 244ZM78 242H79V241H78ZM80 242H81V241H80ZM108 242H109V241H108ZM118 242H119V241H118ZM118 242H117V243H118ZM122 242H123V241H122ZM126 242H129V241H126ZM130 242L127 243V244L125 243L126 245L123 244L124 242H123L122 244H123L124 246H127V245L132 244V246H133V243H130ZM137 242H138L137 245H139V241H137ZM148 242H147V243H148ZM159 242H160V241H159ZM174 242H175V241H174ZM174 242H173V243H174ZM238 242L241 243V244H240V245H242L241 247H239L240 245L238 244ZM2 243H3V241H2L0 244H2ZM23 243H24V242H23ZM25 243H26V242H25ZM54 243H55V242H54ZM103 243H104V242H103ZM114 243H115V242H114ZM154 243L157 244L158 242L156 243V241L154 240ZM154 243H152V244H154ZM161 243H162V242H161ZM170 243H171V241H170ZM170 243H169V244H170ZM173 243H172V244H173ZM253 243H255V242H253ZM258 243H259V242H258ZM9 244H6V245L8 246V247L6 246L7 248H6V247H3V246L0 247V248H2V249H3V248H6V249H3V252H4L5 250H7V249H11V250H9V252L12 251V250H15V249H16V248L13 249L12 247L10 248V247H9ZM31 244H32V243H31ZM33 244H34V243H33ZM37 244H38V241H37ZM37 244H36V245H37ZM41 244H43V243H41ZM46 244H47V243H46ZM51 244H52V243H51ZM60 244H59V246H60ZM86 244H87V243H86ZM92 244H93V243H92ZM112 244H113V243H112ZM148 244H149V243H148ZM152 244L149 245V246H151V248H153V247H152ZM155 244H154V245H155ZM158 244H159V243H158ZM169 244H168V245H169ZM182 244H183V243H182ZM260 244H261V245H262V244L264 245V243H260ZM12 245H13V244H12ZM14 245H17V244L14 243ZM20 245H21V244H20ZM53 245H54V244H53ZM56 245H57V244H56ZM63 245H64V244H63ZM69 245H68V246H69ZM74 245H73V247H74ZM102 245H103V244H102ZM118 245H119V244H118ZM135 245H136V244H135ZM142 245H144V244H142ZM154 245H153V246H154ZM251 245H252V244L250 243V246H251ZM10 246H11V245H10ZM33 246H34V245H33ZM33 246H32V247H33ZM132 246L130 245V247H132ZM140 246H141V245H140ZM155 246H156V245H155ZM155 246H154V247H155ZM157 246H158V245H157ZM162 246H163V245H162ZM162 246H161V247H162ZM164 246H165V245H164ZM172 246H173V245H172ZM180 246H182V245H179V247H180ZM255 246H257V245H255ZM14 247H16V246H14ZM35 247H37V246H35ZM45 247H46V246H45ZM66 247H67V245H66ZM103 247H105V246H103ZM114 247H115V245H114ZM118 247H121V246H118ZM127 247H128V246H127ZM135 247H136V246H135ZM135 247H134V248H135ZM145 247L147 248L148 245L145 246ZM145 247H143V249H142L141 247H140V248H141L142 250H144ZM159 247H160V246H159ZM170 247H171V244H170ZM173 247H175V249H174ZM173 247H172V248L174 249V251L177 250V248H176V247H177V246H176V242H175V246H173ZM262 247H263V246H262ZM262 247H261V249H260V247H259V249L262 250V249H263ZM17 248H20V246H19V247L17 246ZM21 248H22V247H21ZM59 248H60V247H59ZM62 248H63V247H62ZM62 248H61V249H62ZM78 248H79V245H78ZM83 248H84V247H83ZM87 248H88V247H87ZM95 248H96V247H95ZM95 248H94V249H95ZM146 248H145V249H146ZM151 248H149V249L147 248V249H148V252L151 251V250H150ZM163 248H164V247H163ZM167 248H169V246H168ZM172 248H171V249H172ZM184 248H185V249H184ZM239 248L241 249L240 252H239V250H238ZM255 248H257V247H255ZM23 249H24V248H23ZM40 249H41V248H40ZM42 249H43V248H42ZM67 249H69V248H67ZM71 249H72V248H71ZM71 249H70V252H72ZM114 249H115V248H114ZM128 249H129V248H128ZM137 249H138V248H137ZM154 249H155V248H154ZM173 249H172V250H173ZM248 249H249V248H248ZM17 250H19V249H17ZM35 250H39V249H35V248H34V251H35ZM46 250H47V249H46ZM48 250H49V249H48ZM62 250H63V249H62ZM64 250H66V249H64ZM73 250H74V249H73ZM95 250H96V249H95ZM98 250H99V249H98ZM98 250H97V251H98ZM108 250H109V249H108ZM108 250H107V251H108ZM122 250H123V249H122ZM138 250H139V249H138ZM155 250H156V251H158V250L160 251V249H158V248L155 249ZM168 250H170V249H168ZM172 250H170L169 252L171 253ZM245 250H246V251H245ZM260 250H258V252H259ZM263 250H264V249H263ZM0 251H1V249H0ZM15 251H16V250H15ZM15 251H12V252H10V253H14ZM24 251H25V250H24ZM49 251H50V250H49ZM51 251H52V250H51ZM54 251H55V250H54ZM57 251H58V250H57ZM97 251H96V252H97ZM114 251H115V250H114ZM114 251H113V252H114ZM128 251H129V250H128ZM131 251H132V250H131ZM144 251H145V250H144ZM152 251H153V250H152ZM152 251H151V252H152ZM156 251H154V252H155V255H157V254L159 255V252L157 253ZM161 251H162V250H161ZM165 251H167V249H166ZM242 251H243V252H242ZM244 251L246 252V254H244ZM249 251H250V250H249ZM251 251H252V249H251ZM7 252H8V250H7ZM7 252H6V253H7ZM18 252H19V251H18ZM18 252H15V253H18ZM30 252H31V251H30ZM35 252H37V251H35ZM59 252H60V251H59ZM62 252H63V251H62ZM102 252H104V251H102ZM138 252H139V251H138ZM162 252H163V251H162ZM176 252H177V251H176ZM241 252L243 253V255H242ZM262 252H263V251H262ZM6 253H4V255H6L5 259H4V255H3L2 253H0V254L2 255L1 257L3 258V259L1 260V257H0L1 264H29V263H26V262H25V261H26L25 259L23 260V257H22V260H18V259H16V258H14V257H16L17 255L14 256L13 254H9V253L6 254ZM28 253H29V252H28ZM82 253H83V252H82ZM92 253H93V252H92ZM92 253H91V254H92ZM114 253L116 254V252H114ZM114 253H112V254H114ZM125 253H126V252H125ZM127 253H129V252H127ZM127 253H126V254H127ZM131 253H133V251H132ZM143 253H144L145 256H146L147 251H146V252H143ZM143 253H142V254H143ZM149 253H150V252H149ZM156 253H157V254H156ZM160 253H161V252H160ZM165 253H166V252H165ZM253 253H254V252H252V254H253ZM260 253H261V252H260ZM8 254L10 255L9 258H7V255H8ZM23 254L25 255V253H23ZM44 254H45V253H44ZM48 254H49V253H48ZM52 254H53V253H52ZM69 254H70V253H69ZM100 254H101V253H100ZM112 254H111V255H112ZM142 254L140 253V255H141V259H143V258H142V257H143ZM150 254H152V253H150ZM162 254H164V253H162ZM173 254H174V253H173ZM173 254H172V256H173ZM177 254H178V252H177ZM240 254H241L242 256H240ZM30 255H31V254H30ZM86 255H88V254H86ZM102 255H103V254H102ZM108 255H109V254H108ZM117 255H119V253H118ZM121 255H122V253H121ZM128 255L130 256V254H128ZM128 255H127V256H128ZM131 255H132V254H131ZM135 255H136V254H135ZM148 255H149V254H148ZM164 255H167V254H164ZM12 256H14V257H12ZM34 256H37V255H34ZM34 256H33V257H34ZM45 256H46V255H45ZM59 256H60V255H59ZM100 256H101V255H100ZM112 256H113V255H112ZM124 256H125V255H124ZM145 256H144V257H145ZM150 256H151V255H150ZM152 256H153V255H152ZM168 256H167V257H168ZM51 257H52V256H51ZM61 257H64V256H61ZM102 257H103V256H102ZM146 257H147V256H146ZM148 257H149V256H148ZM159 257H160V256H157L156 258H159ZM248 257H249V256H248ZM250 257H252V256H250ZM18 258H19V257H18ZM24 258H25V257H24ZM29 258H30V257H29ZM29 258H28V259H29ZM53 258H54V257H53ZM71 258H72V257H71ZM82 258H83V257H82ZM82 258H81V259H82ZM127 258H128V257H127ZM149 258H150V257H149ZM149 258H148V259H149ZM254 258H255V257H254ZM20 259H21V257H20ZM41 259H42V258H41ZM50 259H51V258H50ZM61 259H62V258H61ZM98 259H99V258H98ZM117 259H118V258H117ZM133 259H134V258H133ZM139 259H140V258H139ZM141 259H140V260H141ZM144 259H145V258H144ZM166 259H167V258H166ZM166 259H165V260H166ZM250 259H251V258H250ZM51 260H52V259H51ZM57 260H58V259H57ZM64 260H66V259H64ZM75 260H76V259H75ZM124 260H126V259H124ZM140 260H139V261H140ZM58 261H59V260H58ZM132 261H133V260H132ZM141 261H142V260H141ZM141 261H140V263H138V264H143L144 261H143V262H141ZM166 261H167V260H166ZM249 261H251V260H249ZM252 261H253V259H252ZM257 261H258V260H257ZM28 262H29V261H28ZM33 262H34V261H33ZM55 262H56V261H55ZM62 262H63V261H61V263H62ZM72 262H73V261H72ZM77 262H78V261H77ZM105 262H106V261H105ZM112 262H113V261H112ZM121 262H122V261H120V263H121ZM124 262H125V261H124ZM126 262H128V261H126ZM130 262H131V260H130ZM130 262H129V263H130ZM153 262H154V261H153ZM153 262H152V263H153ZM156 262L158 263V261H156ZM156 262H155V264H156ZM174 262H173V263H174ZM262 262H263V260H262ZM30 263H31V262H30ZM97 263H98V262H97ZM110 263H111V262H110ZM152 263H150V264H152ZM250 263H253V262H250ZM250 263H249V264H250ZM258 263H259V262H258ZM33 264H34V263H33ZM37 264H38V263H37ZM52 264H53V263H52ZM55 264H56V263H55ZM94 264H95V263H94ZM102 264H103V263H102ZM123 264H124V263H123ZM136 264H137V263H136ZM145 264H146V263H145ZM153 264H154V263H153Z\"/></svg>",
  "mask_w": 264,
  "mask_h": 264
}]
</instances>
